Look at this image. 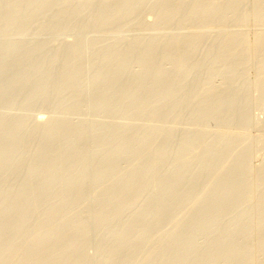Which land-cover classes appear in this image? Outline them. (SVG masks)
<instances>
[{
  "label": "bare ground",
  "instance_id": "bare-ground-1",
  "mask_svg": "<svg viewBox=\"0 0 264 264\" xmlns=\"http://www.w3.org/2000/svg\"><path fill=\"white\" fill-rule=\"evenodd\" d=\"M3 1V0H2ZM6 1V0H5ZM8 1H10V0H8ZM22 1V0H21ZM33 1V0H32ZM36 1V0H35ZM38 1V0H37ZM62 0H60V2H61ZM76 1V0H75ZM79 1V0H78ZM82 1V0H81ZM89 2H90V0H88ZM102 1V0H101ZM140 1V0H139ZM139 1H137V2H139ZM141 1H143V0H141ZM140 1V2H141ZM162 1V3H161V7L159 6V5H157V6H159L158 8L160 9V10H158V11H160V12H158L157 14H159V15H157L159 18H160V16L161 17H163L162 19L164 20V18L166 19V16H168V15H173L174 13H175V11L177 12L179 9H180V7H178L179 9H177L176 10V6L179 4V5H183V3L182 4H180L177 0L175 1V0H161ZM171 1H175L174 2V4H176L175 5V7H174V9H172V8H170L172 5H174ZM218 0H194L193 2L191 1V3H193V4H188V5H186V7H188V8H190V11H187L189 14H187L188 16L187 17H198L199 19H200V21H202V22H205L206 24H209L211 21H217V23H221V24H223V22H225V21H227L226 19L228 18L227 17V14L229 13V12H235V9L238 7V4H240V2L242 1V0H224V4H220L219 2H217ZM221 1V0H220ZM244 1V0H243ZM251 1V0H250ZM250 1H248V3L250 4ZM264 1V0H263ZM262 0H252V2H251V4H252V7H251V5H250V7H251V10H250V12H249V10H247L246 12L247 13H245V10L243 11L244 12V14L242 13V11L241 10H239V11H241L240 12V14H239V16H238V14H237V16L239 17V18H241V19H243V20H245L246 19V21L249 19V20H251V22H255L256 24H257V26H258V24L259 25H261L262 26V29L260 30V31H258V32H252L253 34L251 35L250 33H249V35H251V37H245V35L243 34H236V35H231L230 34V36H226V35H223V36H226V37H223L222 36V34L220 35V33H219V35H220V37L222 36L223 38L220 40V37H215V39L217 38V40H219V44H217V46H215L216 45V42H217V40L214 42L212 39H213V36H212V38H210L214 43H215V49H217V51L215 52V50H214V54L215 55H212V51L210 50V52H211V55L213 56L212 57V59H210V61H212V64L213 63H215V65H216V63L217 62H215V61H220L219 59H221L222 61H223V63L225 64H223L222 63V61H220L221 62V64H223V66H225V70H224V67H219V66H217L218 68H220L221 70H222V68H223V70L224 71H226V72H228L227 74L228 75H225V76H227V78H226V81H228V83H229V85H231L230 83V81H233L232 82V84L235 86V88L237 89V87H236V85L235 84H237V82L235 83L234 82V80L237 78H233V74H234V70L238 67H242V65H243V62L244 61H242L243 59V57L244 56H251L252 54H253V52H255L256 50L257 51H262V53H261V56H260V53H259V55L257 56L258 58H256V57H253L254 55H252V57L251 58H255V59H258L256 62H258V66L256 65V68H253V71L252 72H254L255 71V69H257L256 71H255V73H252V76H254V78L252 77L251 79H253V84L254 85H252V86H256V89H257V87H259L260 85H263L264 84V5H262V4H264V3H261V2H263ZM4 2V1H3ZM17 2V1H16ZM39 2V4H40V1H38ZM37 2V3H38ZM58 2H59V0H58ZM60 2H59V6H60ZM64 2V1H63ZM80 2V1H79ZM83 2V1H82ZM95 2V1H94ZM119 2H120V5L118 6L119 7V9H118V11L120 10L121 12H122V14H126V13H130L129 12V9L131 8L132 9V7H130V8H128V7H126V4H134V3H132L133 2V0H119ZM144 2H145V0H144ZM149 2H151L150 0H149ZM148 2V3H149ZM153 2V1H152ZM156 2H160V0H158V1H156ZM155 2V3H156ZM176 2H178V4L176 3ZM182 2V1H181ZM183 2H184V0H183ZM188 2H190V1H188ZM221 2H223V1H221ZM244 2H246V1H244ZM12 3V2H11ZM18 3V2H17ZM25 3H27V2H25ZM24 3V4H25ZM35 3V2H34ZM47 3V2H46ZM62 3V2H61ZM154 3V4H155ZM170 3H172V4H170ZM243 3V2H242ZM241 3V4H242ZM247 3V2H246ZM4 4V3H3ZM7 4V3H6ZM14 3H12L11 5H13ZM31 4V3H30ZM36 4V3H35ZM39 4H38V6H39ZM78 4V3H77ZM87 4V3H86ZM102 4V3H101ZM113 4V3H112ZM150 4V3H149ZM157 4V3H156ZM171 6H170V5ZM184 4H186V3H184ZM9 5V4H8ZM16 5V4H15ZM26 5V4H25ZM34 5V4H33ZM42 5V4H41ZM40 5V6H41ZM58 5V4H57ZM83 5V4H82ZM94 5V4H93ZM131 5V6H132ZM140 5H142L141 3H140ZM144 5H146L145 3L143 4V6ZM152 5V4H151ZM191 5V6H190ZM243 5V4H242ZM244 5H245V3H244ZM248 5V4H247ZM2 6V5H1ZM24 6V5H23ZM31 6V5H30ZM29 6V7H30ZM35 6V5H34ZM37 6V5H36ZM37 6V7H38ZM48 6V5H47ZM61 6H63V4L61 5ZM69 6V5H68ZM71 6H73L72 4H71ZM134 6V5H133ZM136 6V5H135ZM142 6V7H143ZM154 6V5H153ZM190 6V7H189ZM3 7V6H2ZM2 7H1V9H2ZM15 7H17V6H15ZM21 7V6H20ZM32 7V6H31ZM56 7V6H55ZM80 7H82V6H79V8ZM84 8H85V6H83ZM88 7V6H87ZM102 7V6H101ZM115 7V6H114ZM243 7V6H242ZM8 8V7H7ZM7 8H4V9H7ZM35 8V7H34ZM33 8V9H34ZM40 8V7H39ZM44 8V7H43ZM47 8H49V7H47ZM77 8H78V6H77ZM116 8V7H115ZM136 8V7H135ZM144 8V7H143ZM157 8V9H158ZM183 9H184V7H182ZM181 8V9H182ZM249 8V7H248ZM26 9H29L28 7L26 8ZM31 9V8H30ZM65 9V8H64ZM71 9V8H70ZM73 9V8H72ZM91 9V8H90ZM89 9V10H90ZM102 9V8H101ZM134 9V8H133ZM146 9H148V8H146ZM173 11H172V10ZM180 9V10H181ZM186 9V8H185ZM185 9L183 10V11H185ZM246 9V8H245ZM19 10H20V8H19ZM22 10H23V8H22ZM42 10V9H41ZM56 10V9H55ZM75 10V9H74ZM79 10V9H78ZM77 10V11H78ZM86 10V9H85ZM96 10V9H95ZM103 10H104V8H103ZM111 10V9H110ZM152 10V9H151ZM175 10V11H174ZM179 10V11H180ZM237 10V9H236ZM243 10V9H242ZM7 11V10H6ZM18 11V10H17ZM21 11V10H20ZM19 11V12H20ZM25 11V10H24ZM58 11V10H57ZM94 11V10H93ZM116 11V10H115ZM117 11V12H118ZM120 11L118 12V13H120ZM138 11V10H137ZM141 11V10H140ZM182 11V12H183ZM21 12H23V11H21ZM41 12V11H40ZM70 13H71V10L69 11ZM81 13L82 12H84V9H83V11H80ZM89 12H91V11H89ZM101 12V11H100ZM132 12V11H131ZM149 12V11H148ZM156 12H157V10H156ZM172 12V13H171ZM174 12V13H173ZM26 13V12H25ZM36 14H37V12H35ZM116 13V12H115ZM132 13H134V12H132ZM185 12H183V13H181V14H184ZM237 13H239V12H237ZM1 14V13H0ZM26 14H28V11H27V13ZM47 14V13H46ZM63 14V13H62ZM76 14V13H75ZM84 14V13H83ZM102 14H103V12H102ZM106 14V13H105ZM140 14H141V12H140ZM146 14H149V13H145V16H146ZM151 14V13H150ZM181 14H179L178 13V15L179 16H182L183 17V15H181ZM236 14V13H235ZM242 14V15H241ZM3 15V14H2ZM13 15V14H12ZM15 15V14H14ZM40 15H41V13H40ZM57 15V14H56ZM59 15V14H58ZM64 15V14H63ZM66 15V14H65ZM69 15H71V14H69ZM79 15V14H78ZM85 15V14H84ZM92 15H93V13H92ZM107 15V14H106ZM130 15H132V14H130ZM240 15H241V17H240ZM61 16V15H60ZM77 16V15H76ZM95 16V15H94ZM101 16V15H100ZM137 16V15H136ZM141 16V15H140ZM139 16V17H140ZM157 16L155 17V18H157ZM165 16V17H164ZM232 16H234V15H232ZM236 16V15H235ZM2 17V16H1ZM28 17V16H27ZM58 17V16H57ZM69 17V16H68ZM74 17V16H73ZM82 17V16H81ZM80 17V18H81ZM96 17V16H95ZM102 18L101 19H103V15L101 16ZM128 17V16H127ZM133 16H131V18H132ZM135 17V16H134ZM169 17V16H168ZM173 17H174V15H173ZM186 17V16H185ZM186 17V19H188ZM3 18H5V17H3ZM18 18V17H17ZM67 18V17H66ZM76 18H79V17H76ZM82 18H84V17H82ZM98 18H99V16H98ZM108 17H106V19H107ZM137 18V17H136ZM146 18H148V17H146ZM145 18V19H146ZM158 18V19H159ZM169 18H172V17H169ZM168 18V19H169ZM176 18V17H175ZM197 18V19H198ZM33 19V18H32ZM48 19V18H47ZM65 19V18H64ZM113 19V18H112ZM111 19V20H112ZM115 19V18H114ZM134 19V18H133ZM140 19V18H139ZM151 19V18H150ZM157 19V20H158ZM174 19V18H173ZM25 20V19H24ZM28 20V19H27ZM58 20H60V18L58 19ZM68 20V19H67ZM66 20V21H67ZM71 20H73V19H71ZM80 20H82V19H80ZM80 20H79V22H80ZM92 20H93V18H92ZM115 20H117V19H115ZM115 20H114V23H115ZM148 20H149V18H148ZM152 20H153V16H152ZM174 20H177V18L176 19H174ZM184 20V19H183ZM193 20H195L194 18H193ZM236 20V19H235ZM240 20V19H239ZM242 20V21H243ZM253 20V21H252ZM29 21V20H28ZM31 21H33V20H31ZM30 21V22H31ZM65 21V22H66ZM90 21V20H89ZM89 21H87V23L89 22ZM95 21H96V18H95ZM106 21V20H105ZM108 21V20H107ZM121 21V20H120ZM134 21H137V20H134ZM160 21V20H159ZM159 21H157V22H159ZM192 21V20H191ZM196 21V20H195ZM231 21V20H230ZM241 21V22H242ZM46 22V21H45ZM59 22V21H58ZM61 22V21H60ZM71 22V21H70ZM69 22V23H70ZM74 22H75V20H74ZM73 22V23H74ZM99 22H100V20H99ZM104 22V21H103ZM118 22V21H117ZM123 22H125V23H127L126 21H123ZM122 22V23H123ZM143 22V21H142ZM142 22H141V25H142ZM156 22V21H155ZM155 22H152L153 24L155 23ZM161 22V21H160ZM168 22V21H167ZM169 22H172V21H170L169 20ZM181 21H179V23H180ZM232 22V21H231ZM235 22L236 21H234L233 23L235 24ZM238 22V21H237ZM240 22V21H239ZM248 22V21H247ZM247 22H244L245 24L247 23ZM250 22V21H249ZM250 22V23H251ZM5 23H7V22H5ZM11 23V22H10ZM15 23H16V21H15ZM49 23V22H48ZM48 23H47V25H48ZM53 23V22H52ZM105 23V22H104ZM103 23V24H104ZM145 23V22H144ZM175 23V22H174ZM177 23V22H176ZM204 23V24H205ZM226 23H228V21L226 22ZM230 23V22H229ZM228 23V24H229ZM243 23V24H244ZM2 24V23H1ZM13 24V23H12ZM18 24V23H17ZM33 24V23H32ZM31 24V25H32ZM100 24V23H99ZM107 24V23H106ZM137 24H139V23H137ZM172 24H173V22H172ZM194 24H197V23H195L194 22ZM199 24V23H198ZM201 24H203V23H201ZM205 24V25H206ZM214 24V23H213ZM232 24V23H231ZM237 25H238V23H236ZM235 24V25H236ZM243 24H241L242 25V27H243ZM252 24V23H251ZM254 24V23H253ZM256 24H254V26L256 25ZM39 25V24H38ZM54 25V24H53ZM75 25V24H74ZM73 25V26H74ZM79 25V24H78ZM81 25V24H80ZM109 25V24H108ZM116 25V24H115ZM118 25V24H117ZM124 25V24H123ZM122 25V26H123ZM140 25V26H141ZM146 25H147V23H146ZM155 25V24H154ZM157 25V24H156ZM190 25V24H189ZM210 25V24H209ZM211 25H212V23H211ZM217 25V24H216ZM219 25V24H218ZM11 26V25H10ZM66 26V25H65ZM72 26V27H73ZM90 26V25H89ZM125 26V25H124ZM123 26V27H124ZM128 26H130V25H128ZM148 26V25H147ZM146 26V27H147ZM170 26V25H169ZM175 26V25H174ZM181 26H182V24H181ZM188 26V25H187ZM198 26V25H197ZM200 26V25H199ZM198 26V27H199ZM204 26V25H203ZM206 26H208V25H206ZM213 26V25H212ZM211 26V27H212ZM223 26V25H222ZM232 26V25H231ZM230 26V27H231ZM251 26V25H250ZM5 27V26H4ZM34 27V26H33ZM32 27V28H33ZM38 27V26H37ZM78 27V26H77ZM81 27V26H80ZM93 27H94V25H93ZM96 27V26H95ZM118 27H120V26H118ZM134 27V26H133ZM139 27V26H138ZM149 27H151V26H149ZM158 27V26H157ZM160 27V26H159ZM171 27V26H170ZM173 27V26H172ZM190 27H191V25H190ZM200 27H202V25L200 26ZM225 27H226V24H225ZM227 27H228V25H227ZM226 27V28H227ZM237 27H239V26H237ZM246 26H244V28H245ZM253 27V26H252ZM13 28V27H12ZM16 28V27H15ZM49 27H47V29H48ZM67 28H68V26H67ZM74 28V27H73ZM104 28V27H103ZM105 28H106V26H105ZM105 28H104V30H105ZM135 28H136V26H135ZM141 28V27H140ZM155 28V27H154ZM162 28V27H161ZM188 28V27H187ZM221 28V27H220ZM233 28H235V27H233ZM7 29H9V28H7ZM6 29V30H7ZM23 29V28H22ZM37 29V28H36ZM40 29V28H39ZM58 29V28H57ZM75 29V28H74ZM76 29H78V28H76ZM83 29V28H82ZM88 29V28H87ZM86 29V30H87ZM107 29V28H106ZM114 29V28H113ZM116 29V28H115ZM118 29V28H117ZM120 30H121V28H119ZM125 29H126V27H125ZM129 29V28H128ZM134 29V28H133ZM163 29V28H162ZM168 29L169 28H167V30L166 31H168ZM172 29H174V28H172ZM189 29H191V28H189ZM200 29V28H199ZM207 29V28H206ZM209 29H216V28H210V26H209V28H208V30ZM229 29V28H228ZM232 29V28H231ZM237 29V28H236ZM236 29H234V30H236ZM239 29V28H238ZM242 29V28H241ZM246 29V28H245ZM258 29V28H257ZM4 30V29H3ZM15 30V29H14ZM25 30H27V29H25ZM65 30V29H64ZM99 30H100V28H99ZM98 30V31H99ZM103 30V29H102ZM109 30V29H108ZM119 30V31H120ZM123 30V29H122ZM129 30H131V29H129ZM128 30V31H129ZM137 30H140V29H137ZM149 30V29H148ZM171 30V29H170ZM169 30V31H170ZM177 30V29H176ZM194 30H195V28H194ZM252 30V29H251ZM254 30H255V28H254ZM9 31V30H8ZM10 31H11V28H10ZM50 31V30H49ZM60 31V30H59ZM72 31V30H71ZM75 31V30H74ZM90 30H88V32H89ZM101 31V30H100ZM109 31H112V30H109ZM118 31V32H119ZM150 31V30H149ZM179 31V30H178ZM177 31V32H178ZM184 31V30H183ZM188 31V30H187ZM210 31V30H209ZM212 31V30H211ZM231 31V30H230ZM237 31V30H236ZM241 31V30H240ZM18 32V31H17ZM34 32V31H33ZM45 32V31H44ZM47 32V31H46ZM66 32V31H65ZM77 32H79V31H77ZM76 32V33H77ZM81 32V31H80ZM83 32V31H82ZM87 32V33H88ZM92 32V31H91ZM116 32H117V30H116ZM117 32V33H118ZM185 32V31H184ZM193 33H194V31H192ZM200 32V31H199ZM6 33V32H5ZM20 33V32H19ZM42 33V32H41ZM54 33V32H53ZM62 33V32H61ZM72 33V32H71ZM93 33H94V31H93ZM175 33V32H174ZM191 33V32H190ZM207 33V32H206ZM224 33H225V31H224ZM1 34V33H0ZM7 34V33H6ZM24 34V33H23ZM39 34H40V32H39ZM44 34V33H43ZM72 34H74V33H72ZM81 34V33H80ZM91 34V33H90ZM147 34V33H146ZM183 34V33H182ZM196 34V33H195ZM215 34V33H214ZM217 34V33H216ZM229 33L227 32V35H228ZM233 34V33H232ZM22 35V34H21ZM52 35V34H51ZM81 35H83V34H81ZM87 35V34H86ZM170 35V34H169ZM176 35V34H175ZM207 35V34H206ZM212 35V34H211ZM218 35V36H219ZM33 36V35H32ZM39 36V35H38ZM93 36V35H92ZM117 36V35H116ZM158 36H161V35H158ZM174 36V35H173ZM180 36V35H179ZM192 36H193V34H192ZM216 36V35H215ZM1 37V36H0ZM18 37H19V35H18ZM21 37V36H20ZM19 37V38H20ZM53 37H54V35H53ZM67 37V36H66ZM69 37V36H68ZM76 37V36H75ZM105 37H107V36H105ZM112 37V36H111ZM154 37V36H153ZM166 37H168V36H166ZM207 37V36H206ZM79 38V37H78ZM109 38V37H108ZM170 38H172V37H170ZM183 38V37H182ZM195 38V37H194ZM202 38L203 37H201V40H202ZM3 39V38H2ZM10 39V38H9ZM22 39V38H21ZM46 39V38H45ZM50 39H51V37H50ZM84 39H85V36H84ZM147 39V38H146ZM145 39V40H146ZM154 39V38H153ZM162 39V38H161ZM160 39V40H161ZM184 39H186V38H184ZM184 39H182V40H184ZM11 40V39H10ZM10 40H8V41H10ZM12 40H15V39H12ZM11 40V41H12ZM27 40V39H26ZM44 40V39H43ZM65 40V39H64ZM79 40V39H78ZM77 40V41H78ZM123 40H124V38H123ZM130 40V39H129ZM143 40H144V38H143ZM150 40H151V38H150ZM173 40V39H172ZM175 41H176V39H174ZM179 40V39H178ZM182 40H180V42L182 41ZM187 40V42L189 41V43L193 40L194 41V39H193V37H190L189 38V35H188V38L186 39ZM186 40H184L185 42H186ZM199 41H200V39H198ZM211 40H210V42H211ZM0 41L1 42H3V40H1L0 39ZM4 41H6V40H4ZM11 41H10V44L9 45H11ZM22 41V40H21ZM28 41V40H27ZM80 41H81V39H80ZM86 41V40H85ZM106 41V40H105ZM108 41V40H107ZM119 41V40H118ZM117 41V42H118ZM142 41V40H141ZM147 41V40H146ZM152 41V40H151ZM156 41V40H155ZM154 41V42H155ZM174 41V42H175ZM204 41V40H203ZM127 42V41H126ZM130 42V41H129ZM149 42V41H148ZM160 42V41H159ZM163 42H164V40H163ZM165 42H167V40L165 41ZM177 42V41H176ZM176 42H175V44H176ZM179 42V43H180ZM183 42V41H182ZM182 42L180 43L182 46H183V44H182ZM196 42H198L197 40H196ZM204 42H207V41H204ZM213 42H211V44L213 43ZM4 43V42H3ZM19 43V42H18ZM28 43V42H27ZM48 43V42H47ZM51 43V42H50ZM63 43V42H62ZM66 43V42H65ZM77 43V42H76ZM83 43V42H82ZM101 43V42H100ZM110 43H112V42H110ZM114 43V42H113ZM121 43V42H120ZM119 43V44H120ZM152 43V42H151ZM194 43H195V41H194ZM200 43V45L199 46H201V42H199ZM213 43V44H214ZM78 44V43H77ZM76 44V45H77ZM97 44V43H96ZM116 44H118V43H116ZM124 44V43H123ZM126 44V43H125ZM128 44V43H127ZM131 44H133V42L131 43ZM140 44V43H139ZM143 44H146V43H143ZM150 44V43H149ZM158 44V43H157ZM156 44V45H157ZM179 44V45H180ZM197 44V43H196ZM23 45V44H22ZM29 45V44H28ZM51 45V44H50ZM80 46H79V48L81 47V44H79ZM93 45H95L94 43H93ZM104 45V44H103ZM128 45H130V44H128ZM174 45V44H173ZM177 45H178V43H177ZM177 45H176V47H177ZM178 46L177 48H179V47H181L182 48V46ZM190 45H192V42H191V44ZM210 45V44H209ZM209 45H207L206 46V48L209 46ZM4 46V45H3ZM7 46V45H6ZM6 46H5V48H6ZM24 46H26V44L24 45ZM32 46V45H31ZM64 46V45H63ZM71 46V45H70ZM78 46V45H77ZM99 46V45H98ZM102 46V45H101ZM105 46V45H104ZM103 46V47H104ZM121 46V45H120ZM132 46V45H131ZM134 46V45H133ZM132 46V47H133ZM150 46V45H149ZM153 46V45H152ZM158 46H159V44H158ZM172 46V45H171ZM188 46V45H187ZM202 46H204V45H202ZM201 46V47H202ZM34 47V46H33ZM75 46H73V48H74ZM84 47H87L86 45L84 46ZM114 47V46H113ZM126 47V46H125ZM130 47V46H129ZM134 47H136V45L134 46ZM141 47V46H140ZM139 47V48H140ZM142 47H144V46H142ZM148 47V46H147ZM147 47H145V50L144 51H146V48ZM151 47V46H150ZM160 47V46H159ZM176 47H175V49H176ZM184 47H185V45H184ZM190 48L192 47V46H189ZM198 47V46H197ZM9 48V47H8ZM30 48V47H29ZM66 48V47H65ZM77 48V47H76ZM76 48H74L75 50H78V49H76ZM93 48V47H92ZM91 48V49H92ZM100 48H102V47H100ZM161 48V47H160ZM162 48H163V46H162ZM161 48V49H162ZM173 48V47H172ZM180 48V49H181ZM187 48V47H186ZM205 48V49H206ZM212 48V47H211ZM1 45H0V51H1ZM13 49V47L11 46V48H9L8 50H12ZM26 50L28 49V48H25ZM24 49V50H25ZM68 49V48H67ZM74 49H72V50H74ZM81 49H85V48H81ZM87 49V48H86ZM103 49V48H102ZM101 49V50H102ZM110 49V48H109ZM109 49H108V47H107V50L109 51ZM112 49V48H111ZM117 49V48H116ZM154 50L153 48H150V50ZM155 49H157L156 47H155ZM164 49V48H163ZM194 49V48H193ZM198 49H200V47L198 48ZM209 49H210V47H209ZM25 50V51H26ZM45 50V49H44ZM98 50V49H97ZM125 50V49H124ZM132 50V49H131ZM130 50V51H131ZM136 50V49H135ZM135 50H134V53L133 54H136L135 53ZM149 49L146 51L147 53L150 51ZM151 50V51H152ZM166 50H167V52H168V49L166 48ZM171 51H172V49H170ZM174 50V49H173ZM191 50V49H190ZM29 51V50H28ZM36 51H38V50H36ZM46 51V50H45ZM49 51H50V49H49ZM48 51V52H49ZM54 51V50H53ZM59 50H57V52H58ZM81 51V50H80ZM80 51H78V53H77V56H78V54L80 53ZM85 51V50H84ZM142 51H143V49H142ZM142 51L139 49V52H141L142 53ZM143 51V52H144ZM151 51H150V53H151ZM171 51H169V52H171ZM178 51V50H177ZM181 51H183V50H181ZM180 51V52H181ZM193 51V50H192ZM191 51V52H192ZM194 51H195V49H194ZM198 51V50H197ZM207 51V50H206ZM209 51V50H208ZM2 52V54H3V51H1ZM6 52H8L7 50L5 51V53ZM12 52V51H11ZM21 52V51H20ZM63 52V51H62ZM76 52V51H75ZM86 52H87V50H86ZM98 52H99V50H98ZM102 52V51H101ZM100 52V53H101ZM118 52V51H117ZM119 52H121L122 53V50L121 51H119ZM138 52V51H137ZM146 52H145V54H146ZM155 52V51H154ZM166 52V51H165ZM179 52V53H180ZM196 52V51H195ZM209 52V53H210ZM13 53H14V51H13ZM12 53V54H13ZM27 53V52H26ZM37 53V52H36ZM39 54H40V52H38ZM45 53H47V51L45 52ZM66 53V52H65ZM70 53V52H69ZM68 53V54H69ZM73 53V52H72ZM82 53V52H81ZM108 53V52H107ZM157 53H158V51H157ZM161 53V52H160ZM174 53V52H173ZM172 53V54H173ZM176 53V52H175ZM184 53V52H183ZM189 53V52H188ZM200 53V52H199ZM202 53V52H201ZM204 53V52H203ZM208 53V54H209ZM256 53V52H255ZM258 53V52H257ZM1 54V53H0ZM1 54V55H2ZM8 54V53H7ZM19 55H20V53H18ZM23 54V53H22ZM30 54V53H29ZM33 54H34V52H33ZM42 54V53H41ZM40 54V55H41ZM50 54V53H49ZM48 54V55H49ZM53 54V53H52ZM63 54V53H62ZM67 54V56H70V55H68ZM84 54H86V53H84ZM97 54V53H96ZM95 54V55H96ZM105 54V53H104ZM109 54V53H108ZM118 54V53H117ZM123 54V53H122ZM129 54H130V52H129ZM149 54V53H148ZM153 54V53H152ZM151 54V55H152ZM162 54V53H161ZM194 54V53H193ZM9 55V54H8ZM6 55V58L7 57H9V56H11V55ZM14 55V54H13ZM39 55V56H40ZM57 55V54H56ZM72 55V54H71ZM83 55V54H82ZM101 56H102V54H100ZM107 55V54H106ZM136 55H138V54H136ZM151 55L150 56H148L147 55V57H151ZM164 55V54H163ZM176 55H178V52H177V54ZM181 55H182V53H181ZM195 55V54H194ZM202 55V54H201ZM204 55V54H203ZM211 55H208V56H206V57H208V60H209V56L211 57ZM4 56V55H3ZM18 56V55H17ZM59 56V55H58ZM74 56H76V55H72V56H70V59H71V57L73 58ZM76 56V57H77ZM105 56V55H104ZM108 56V55H107ZM111 56V55H110ZM124 56H126V55H124ZM129 56H131V55H129ZM133 56V55H132ZM141 56V55H140ZM156 56V55H155ZM162 56V55H161ZM169 56V55H168ZM187 56H189L188 54H187ZM248 56V57H249ZM1 57V56H0ZM14 57V56H13ZM12 57V58H13ZM21 57H22V55H21ZM32 57V56H31ZM35 57V56H34ZM37 57V56H36ZM43 57H44V55H43ZM43 57H38L39 58V60L41 59V58H43ZM76 57L75 58H73V60L74 59H76ZM97 57V56H96ZM100 57V56H99ZM99 57H97V58H99ZM103 57V56H102ZM152 57H154V54H153V56ZM159 57H160V54H159ZM173 57V56H172ZM177 57V56H176ZM175 56H174V59L176 58ZM182 57H183V55H182ZM185 57L186 56H184V59H185ZM190 57H192V56H190ZM196 57V56H195ZM204 57H205V55H204ZM203 57V58H204ZM23 58V57H22ZM22 58H20L19 57V59H17V57L15 56L13 59L14 60H20V59H22ZM53 58V57H52ZM58 58L59 57H57V62L59 61L58 60ZM61 58V57H60ZM77 58H79V57H77ZM82 58V57H81ZM83 58H85V57H83ZM108 58V57H107ZM110 58V57H109ZM116 58V57H115ZM118 58H120V57H118ZM139 58V57H138ZM145 58V57H144ZM187 58V57H186ZM194 58V57H193ZM245 58V57H244ZM9 59V58H8ZM11 59V58H10ZM44 59V58H43ZM47 59V58H46ZM63 59V58H62ZM68 59V58H67ZM80 59V58H79ZM87 59V58H86ZM126 59V58H125ZM124 59V60H125ZM130 59H132V58H130ZM134 59V58H133ZM132 59V60H133ZM154 59V58H153ZM157 59H158V56H157ZM162 59H164L163 57H162ZM162 59H160L161 61H162ZM183 58L181 59V57L180 58H177V61H178V63H181V62H183V60H184ZM192 59V58H191ZM199 59H201V58H199ZM206 59V58H205ZM255 59H253L254 61H255ZM3 60H5V59H3ZM17 60L15 61L16 63H17ZM25 60H26V58H25ZM24 60V61H25ZM27 60H30V58L28 59L27 58ZM26 60V61H27ZM32 60H34V59H32ZM38 60V59H37ZM36 59L34 60V61H36V62H38ZM51 60V59H50ZM53 60V59H52ZM69 60V59H68ZM83 60V59H82ZM100 61H101V59H99ZM98 60V61H99ZM113 60V59H112ZM117 60V59H116ZM123 60V59H122ZM135 60V59H134ZM140 60H142V58H140ZM139 60V61H140ZM155 60H156V58H155ZM159 60V61H160ZM166 60V59H165ZM172 61H175V60H173V59H171ZM195 60V59H194ZM246 61H248V63L247 62H244L245 64L244 65H247V64H250L251 65V62H252V60H250V63H249V60H247V58L245 59ZM7 61V60H6ZM11 61V60H10ZM22 61H23V59H22ZM41 62H39L38 64H40L41 65V63H42V60H40ZM46 61H48V60H46ZM45 61V62H46ZM61 61V60H60ZM70 61H72V60H69V62ZM75 61V60H74ZM78 61V60H77ZM77 61H75V62H77ZM110 61V60H109ZM115 61V60H114ZM119 61V60H118ZM121 61V60H120ZM120 61H119V64H120ZM151 61V60H150ZM153 61V60H152ZM192 61V60H191ZM253 61V62H254ZM1 62V64H2V60L0 61ZM3 62H5V61H3ZM12 62V61H11ZM43 62H44V60H43ZM53 62V61H52ZM56 62V63H57ZM68 62V61H67ZM69 62H68V64H69ZM74 62V63H75ZM82 62V61H81ZM89 62V61H88ZM95 61H93V63H94ZM108 62V61H107ZM124 62V61H123ZM122 61H121V63H123ZM128 62V61H127ZM130 62V61H129ZM133 62V61H132ZM135 62V61H134ZM140 62H142V61H140ZM186 62V61H185ZM189 62H190V60H189ZM193 62V61H192ZM195 62H197V61H195ZM194 62V63H195ZM199 62H201V61H199ZM206 62V61H205ZM220 62H218L219 64H220ZM6 63H8L7 64V66L9 67V62H5V64ZM55 63V62H54ZM62 63V62H61ZM66 63V62H65ZM77 63H79V62H77ZM83 63V62H82ZM85 63V62H84ZM98 63V62H97ZM97 63H94V64H97ZM106 63V62H105ZM112 63H113V61H112ZM125 63V62H124ZM162 63V62H161ZM168 63H169V61H168ZM247 63V64H246ZM4 64V63H3ZM4 64V65H5ZM15 64V63H14ZM50 65H51V63H49ZM60 64V63H59ZM106 64H108V63H106ZM135 64V63H134ZM139 64V62L137 63V65ZM141 64V63H140ZM150 64V63H149ZM164 64V63H163ZM163 64H160V65H158V66H162ZM193 64V63H192ZM211 64V62L209 63V66L211 65V68H212V65ZM4 65H0V67L2 66V67H4L5 68V66ZM21 65H25L24 63L23 64H21ZM70 65V64H69ZM71 65H74L73 63L71 64ZM83 65V64H82ZM84 65H86V64H84ZM127 65H128V63H127ZM143 65H144V63H143ZM151 65V64H150ZM149 65V66H150ZM152 65H155V64H153V62H152ZM152 65L150 66V67H152ZM174 65V64H173ZM172 65V66H173ZM188 65L189 66H191V64L190 63H188ZM187 65V66H188ZM194 65V64H193ZM197 65V64H196ZM207 65H208V63H207ZM218 65V64H217ZM11 66V65H10ZM20 66V65H19ZM19 66H17V67H19ZM66 66H67V64H66ZM99 66H100V63H99ZM101 66L103 67L104 65L101 63ZM109 66L110 65H108V68H109ZM112 66H115V65H112ZM122 67H123V65H121ZM126 66V65H125ZM133 67H134V65H132ZM209 66L207 67V68H209ZM248 66V65H247ZM13 66H11L10 68H12ZM17 67H15V68H17ZM29 67V66H28ZM34 66H32L31 67V70H33L32 68H33ZM45 67V66H44ZM62 67V66H61ZM61 67H60V70H61ZM69 67V66H68ZM71 67V66H70ZM75 67V66H74ZM73 67V68H74ZM83 67V66H82ZM130 66L128 65V68H129ZM149 67V68H150ZM155 67H157L156 65H155ZM167 67V66H166ZM179 67H180V65H179ZM192 67V66H191ZM191 67H189L190 69H191ZM196 67H198V66H196ZM200 67L201 66H199V69H200ZM203 67V66H202ZM216 67V66H215ZM236 67V68H235ZM244 67V66H243ZM253 67V66H252ZM27 68V67H26ZM25 68V69H26ZM42 68V67H41ZM46 68V67H45ZM49 68V67H48ZM47 68V69H48ZM59 68V67H58ZM63 68L65 69L66 67H64L63 66ZM86 68V67H85ZM95 68V67H94ZM108 68H106V70L108 69ZM113 68H115V67H113ZM113 68H112V70H113ZM121 68V67H120ZM128 68H127V70H128ZM136 68V67H135ZM134 68V69H135ZM141 69H143L142 67H140ZM145 68V67H144ZM149 68H147V69H149ZM158 68V69H157ZM156 69H154V71L153 72H155L154 74H155V78L157 79H161V77H162V79L164 80L165 79V77H167L168 76V74L166 75V70H165V72H164V68H163V72H162V69L160 70L159 69V67H157ZM169 68V67H168ZM176 68V67H175ZM182 68V66L180 67V69ZM184 68V67H183ZM188 68V69H189ZM245 69L247 68L246 66L244 67ZM249 68H251L250 66H249ZM9 69V68H8ZM7 69V70H8ZM30 69V68H29ZM44 69V68H43ZM43 69H42V71H43ZM53 69V68H52ZM57 69V68H56ZM67 69V68H66ZM84 69V68H83ZM118 69V68H117ZM123 69H125V68H123ZM137 70H138V66H137V68H136ZM186 69V68H185ZM187 69V70H188ZM194 69V68H193ZM197 69V68H196ZM199 69L197 70V71H199ZM240 69V68H239ZM243 68H241V70H242ZM245 69H244V71H245ZM5 70H6V68H5ZM16 70V69H15ZM15 70H14V72H15ZM18 70V69H17ZM19 70H21V68H19ZM28 70V69H27ZM37 70H39L38 72L39 73H41L40 71H41V69H37ZM49 70V69H48ZM55 70V69H54ZM53 70V71H54ZM60 70H59V72H58V70H57V72L58 73H60ZM100 70V69H99ZM99 70H98V72H99ZM102 70V69H101ZM105 70V69H104ZM130 70H132V68L130 69ZM146 70V69H145ZM152 70H153V68H152ZM174 70V69H173ZM176 70H178V68L176 69ZM187 70H185V71H187ZM218 70V69H217ZM238 70V69H237ZM237 70L235 71L236 72V75L239 73V72H237ZM248 70V69H247ZM10 71H11V69H10ZM26 71V70H25ZM52 71V70H51ZM114 71V70H113ZM116 71H118V70H116ZM135 71V70H134ZM141 71V70H140ZM169 72H170V69L168 70ZM181 71V70H180ZM184 71V72H185ZM190 71V70H189ZM196 70H194V72H195ZM196 71V72H197ZM202 71H203V69H202ZM209 71V70H208ZM224 71H222V72H224ZM33 72H36V73H38L37 71H33ZM44 72V71H43ZM46 72H48V71H46ZM45 72V73H46ZM50 72V71H49ZM73 71H71V72H69V73H72ZM97 72V73H98ZM101 72V71H100ZM107 72V71H106ZM108 72H109V70H108ZM112 72V71H111ZM115 72V71H114ZM121 72V71H120ZM123 72V71H122ZM121 72V74L123 75L124 73H122ZM125 72V71H124ZM127 72V71H126ZM129 72V71H128ZM135 72H137V71H135ZM183 72V73H184ZM193 72V73H194ZM218 72V71H217ZM216 72V73H217ZM222 72H220L221 74H222ZM225 72V73H226ZM246 72V71H245ZM244 72V73H245ZM11 73H13V71L11 72ZM16 73H18V71L16 72ZM20 73H22V71L20 72ZM140 73V72H139ZM144 73H146V72H144ZM147 73H150V72H148V70H147ZM147 73L145 74L146 76H147ZM163 73H164V75H166L165 77H164V75H163ZM176 73V71H174V74ZM181 73V72H180ZM180 73H178V74H180ZM182 73V74H183ZM186 74H187V72H185ZM192 72L190 71V74H191ZM200 73V72H199ZM208 73V72H207ZM240 73H242V72H240ZM239 73V74H240ZM244 73H242V74H244ZM1 74H3V75H1V76H4V75H6V76H8V80L9 79H11L10 77H12V76H10L9 77V75H8V71L6 72L5 71V73H1ZM50 74H52L51 72L48 74V75H50ZM77 74V73H76ZM75 74V75H76ZM83 74H85V70H84V73ZM87 74V73H86ZM85 74V75H86ZM93 74H95V73H93ZM109 74H110V72H109ZM112 74H113V72H112ZM115 74H116V72H115ZM118 75H119V73H117ZM117 74H116V76H114V79L115 78H117ZM121 74L119 75V76H121ZM130 74V73H129ZM133 74V73H132ZM135 74V73H134ZM142 74V73H141ZM140 74V75H141ZM153 74V73H152ZM171 74H172V72H171ZM170 74V75H171ZM177 74V73H176ZM182 74H180V75H182ZM202 74V73H201ZM204 74V73H203ZM209 74H210V72H209ZM218 74H219V72H218ZM218 74H216V75H218ZM255 74V75H254ZM11 75V74H10ZM13 75V74H12ZM17 75V74H16ZM19 75V74H18ZM17 75V76H18ZM21 75V74H20ZM22 75H25V74H22ZM29 74H27V77H29L28 76ZM32 75H33V73H32ZM31 74H30V76H32ZM47 75V74H46ZM53 75V74H52ZM70 75V74H69ZM74 75V76H75ZM98 75H99V73H98ZM101 75H102V73H101ZM126 75H128V74H126ZM150 75H151V73H150ZM195 75V74H194ZM196 75H198V74H196ZM215 75V74H214ZM245 75H249V74H245ZM26 76V75H25ZM34 76V75H33ZM37 76H40V75H37ZM43 76H45V74L43 75ZM87 76V75H86ZM88 76H89V73H88ZM135 77H137V76H139L138 74H137V76H136V74L134 75ZM143 76V75H142ZM154 75H152V77L151 78H154L153 77ZM178 75H176V77H177ZM183 76H185L184 74H183ZM190 76V75H189ZM192 77H193V74L191 75ZM218 76H220V75H218ZM225 76H224V78H225ZM15 76L13 75V78H14ZM26 77V78H27ZM35 77V76H34ZM59 77V76H58ZM80 77V76H79ZM82 77V76H81ZM80 77V78H81ZM85 77V76H84ZM91 77H92V75H91ZM106 77V76H105ZM107 77H108V75H107ZM111 77V76H110ZM113 77V76H112ZM122 77V78H121ZM120 77V79H122V80H124L123 79V76H121ZM134 77V78H135ZM145 77V76H144ZM144 77H142V79H143V81H144ZM148 77H149V74H148ZM170 76H168V78H169ZM172 77V76H171ZM179 77V76H178ZM191 77V78H192ZM196 77V76H195ZM241 77H243V75H241ZM25 78V77H24ZM26 78L24 79L25 80V83H26V85L28 84L27 82H26ZM83 78V77H82ZM86 78V77H85ZM119 78V77H118ZM125 78V77H124ZM131 78V77H130ZM141 77H137V79H140ZM147 78V77H146ZM145 78V79H146ZM168 78H166V79H168ZM173 78V77H172ZM183 77H181V79H182ZM199 78V77H198ZM215 78V77H214ZM239 78V77H238ZM248 78H250V77H248ZM14 79H16V77L14 78ZM21 79H22V77H21ZM30 79V78H29ZM35 79H38V80H40L39 78H36L35 77ZM35 79H33V80H35ZM42 79H43V77H42ZM42 79H41V81H42ZM45 80H46V78H44ZM43 79V80H44ZM51 79V78H50ZM63 79V78H62ZM109 79V78H108ZM108 79H107V81H108ZM111 79V78H110ZM120 79H116L117 80V82H119V80ZM132 79V78H131ZM130 79V80H131ZM136 78H135V80L134 79H132V80H134V81H136L137 80ZM142 79H140L141 81L140 82H143L142 81ZM165 79V80H166ZM189 79V78H188ZM188 79H186V80H188ZM234 79V80H233ZM240 80H241V78H239ZM245 79H247V77L245 78ZM244 79V80H245ZM23 80V79H22ZM47 80H49V79H47ZM52 80H53V78H52ZM56 80V79H55ZM58 80H59V78H58ZM61 80V79H60ZM72 80V79H71ZM77 80H78V77H77ZM97 80V79H96ZM116 80H114V81H116ZM127 80V79H126ZM129 80V79H128ZM149 80V79H148ZM151 80V79H150ZM155 80V79H154ZM164 80V81H165ZM176 80H178V79H176ZM175 80V81H176ZM183 80V79H182ZM197 80V79H196ZM199 80V79H198ZM202 80V79H201ZM221 80H222V77H221ZM243 80V81H244ZM16 81H17V79L16 80H14V83L16 84ZM21 81V80H20ZM19 81V82H20ZM28 81V80H27ZM51 81V80H50ZM70 81V80H69ZM69 81H67V82H69ZM73 81V80H72ZM71 81V82H72ZM76 81V80H75ZM74 81V82H75ZM88 81V80H87ZM104 81H105V79H104ZM139 81V80H138ZM167 81V80H166ZM170 81V80H169ZM178 81H180V79L178 80ZM177 81V82H178ZM209 81V80H208ZM214 81V80H213ZM224 81H225V79H224ZM238 81V80H237ZM248 81V80H247ZM250 81V80H249ZM9 82V81H8ZM7 82V80L5 81V83L7 84L8 83ZM11 82V81H10ZM8 83L7 85V87H8V90H7V87H6V90H7V92H9L10 90H9V88L10 89H12L13 87H14V85H13V87H12V84H14V83ZM13 82V81H12ZM19 82H18V84H17V87H18V91H19V89H22V88H20L19 87ZM24 82V81H23ZM22 82V83H23ZM31 82V81H30ZM38 82V81H37ZM43 82V81H42ZM41 82V83H42ZM52 82V81H51ZM50 82V83H51ZM66 82V79H65V81H64V83ZM77 82V81H76ZM78 82H81V81H78ZM95 82V81H94ZM120 82H122V81H120ZM129 82V81H128ZM128 82H126V84L128 83ZM130 82H132V81H130ZM129 82V84L130 85H126V88H127V86H130V87H132L131 85L133 84V83H130ZM145 82H147V80H145ZM144 82V83H145ZM162 82V81H161ZM160 82V83H161ZM182 82V81H181ZM181 82H178V83H181ZM193 82V81H192ZM204 82V81H203ZM206 82V81H205ZM210 83H211V81H209ZM223 82V81H222ZM240 82V81H239ZM246 82V81H245ZM245 82H244V84H245ZM251 82H252V80H251ZM1 83V82H0ZM5 83H3V85H5ZM44 83H45V81H44ZM49 83V82H48ZM61 82L59 81V84H60ZM82 83V82H81ZM85 83V82H84ZM103 83H105V82H103ZM102 83V84H103ZM123 83V82H122ZM124 83H125V81H124ZM139 83V82H138ZM138 83H136V85L138 84ZM157 83V82H156ZM155 83V84H156ZM158 83H159V81H158ZM163 83V82H162ZM165 83V82H164ZM176 83V82H175ZM183 83V82H182ZM188 83V82H187ZM198 83H199V81H198ZM242 84H243V82H241ZM250 83V82H249ZM2 84V83H1ZM1 84H0V86H1ZM9 84H11V86L9 85ZM24 84V83H23ZM45 84H47V81H46V83ZM55 84V83H54ZM62 84V83H61ZM60 84V85H61ZM66 84V83H65ZM64 84V85H65ZM97 84V83H96ZM99 84H100V81H98V86H99ZM106 84V83H105ZM112 84V83H111ZM140 84V83H139ZM143 84V83H142ZM141 84V85H142ZM168 84V83H167ZM172 84H174V82L172 83ZM195 84H196V82H195ZM205 84V83H204ZM208 84V83H207ZM218 84V83H217ZM225 84V83H224ZM244 84H243V86H244ZM22 85V84H21ZM25 85V84H24ZM37 85H39V84H37ZM50 85V84H49ZM52 85V84H51ZM58 85V84H57ZM71 86L72 85H74L73 84V82H72V84H70ZM70 85H69V87H70ZM75 85H76V83H75ZM77 85H78V83H77ZM76 85V86H77ZM82 85V84H81ZM86 85H87V83H86ZM88 85H90V84H88ZM101 85V84H100ZM107 85H109V83L107 84ZM135 85V84H134ZM134 85H133V88H134ZM144 85H146V84H144ZM164 85V84H163ZM162 85V86H163ZM165 85H166V83H165ZM182 85V84H181ZM185 85H186V82H185ZM190 85V86H189ZM189 85L187 84V87L189 86L190 87V92H191V90H193L194 88L192 87V89H191V84H190V82H189ZM196 85H198V84H196ZM232 85V86H233ZM247 85V84H246ZM10 86V87H9ZM28 86V85H27ZM26 86V87H27ZM66 86L68 87V85L66 84ZM65 86V87H66ZM80 86V85H79ZM79 86H77V87H79ZM85 86V85H84ZM93 86H95V85H93ZM106 86V85H105ZM112 86V85H111ZM115 86V85H114ZM118 86H120V87H122L121 85H118ZM138 86V85H137ZM150 86V85H149ZM158 87L159 86H161V85H157ZM171 86V85H170ZM170 86H168V87H170ZM175 86V85H174ZM176 86H177V84H176ZM175 86V87H176ZM193 86V85H192ZM205 86H206V84H205ZM210 86H211V84H210ZM210 86H209V88H207V87H204V88H207L205 91H207L206 92V94H205V98L207 99V101H208V103L207 104H205V106H207L208 105V107H211L210 106V101L211 100H213V106L214 105H216L215 103L216 102H214V100L216 99L215 97H221L222 98V100L223 99H226V100H231V101H229V104L228 103H226V100H224V102L226 103H224L223 102V105H224V109H225V107H226V112L228 111V113L230 112L231 113V110H233V111H236V106H238L239 105V100H237V104L238 105H236L235 106V108H233V106H232V103H234V102H232V101H236L235 99H236V97H239V95L240 94H238L237 95V92L239 91V90H242V88L241 89H238L237 91H236V89L234 88V89H232V87H231V90H235L234 92L233 91H230V90H228L227 89V91H230V92H227V91H225L226 90V86H228V84L226 85V86H224V87H226L225 89L224 88H222V87H220L219 86V88L217 89H214V88H210ZM233 86V87H234ZM12 87V88H11ZM31 87V86H30ZM52 87V86H51ZM54 87V86H53ZM66 87V88H67ZM75 87V86H74ZM83 87V86H82ZM124 87V86H123ZM147 87H148V85H147ZM164 87V86H163ZM163 87H159L160 89L161 88H163ZM172 87V86H171ZM174 87V88H175ZM187 87H185V88H187ZM189 87H188V89H189ZM241 87V86H240ZM249 86L247 85V88H248ZM263 87V86H262ZM3 89L4 90V88H5V86H4V88L3 87H0V89ZM32 88V87H31ZM34 88V87H33ZM76 88V87H75ZM85 88V87H84ZM97 88V87H96ZM98 88H100V87H98ZM109 87H107V89H108ZM113 88V87H112ZM118 88V87H117ZM125 88V87H124ZM123 88V89H124ZM129 88V87H128ZM143 87H141V88H138V89H140V91L141 90H144V89H142ZM149 88V87H148ZM152 88V87H151ZM166 88V87H165ZM164 88V89H165ZM173 87H172V89L173 90H175ZM177 88V87H176ZM181 88V87H180ZM229 88V87H228ZM239 88V87H238ZM1 89V90H2ZM57 88L55 87V90H56ZM71 89V88H70ZM80 88H78V90H79ZM82 89V88H81ZM80 89V90H81ZM87 89H89L88 87H87ZM91 89H93V88H91ZM103 89V88H102ZM105 89H106V87H105ZM119 89V88H118ZM123 89H119V91L120 90H123ZM131 89V88H130ZM135 89H137V88H135ZM135 89H133L134 91H137V90H135ZM146 89V88H145ZM150 89V88H149ZM144 90V91H147V93H149V95H150V92H148V91H150V90ZM154 89H155V87H154ZM153 89V90H154ZM157 89V88H156ZM171 89V90H172ZM203 89V88H202ZM243 89H245V88H243ZM2 90V91H3ZM5 90V91H6ZM13 90V89H12ZM11 90V91H12ZM30 90H33V89H30ZM36 90V89H35ZM53 90V89H52ZM58 90V89H57ZM66 90V89H65ZM74 90H76V89H74ZM109 90H110V88H109ZM117 90V89H116ZM132 90V89H131ZM130 90V91H131ZM152 90V89H151ZM161 90H163V89H161ZM160 90V91H161ZM171 90H169V89H166V91H171ZM178 90H180L179 88H178ZM184 90H186V89H184ZM195 90V89H194ZM196 90H198V89H196ZM195 90V91H196ZM248 90V89H247ZM250 90H252L251 88H250ZM259 90H260V88H259ZM28 91V90H27ZM67 91H69V89L67 90ZM83 91V90H82ZM111 91V90H110ZM114 91H115V89H114ZM124 91H125V93H124ZM130 91H128L127 89H125V90H123V91H121V94L122 93H124L122 96H126L128 99L127 100H129V98L130 99H132L133 100V97L132 96H134L133 95V91H132V93L130 92ZM158 92H159V90H157ZM165 91V90H164ZM164 91H161V92H164ZM166 91L163 93V94H166ZM180 91H182V90H180ZM199 91V90H198ZM202 92H203V90H201ZM243 91V90H242ZM1 92V91H0ZM23 93H24V91H22ZM33 92V91H32ZM51 92V91H50ZM63 92V91H62ZM81 92V91H80ZM88 92H89V90H88ZM87 92V93H88ZM106 92V91H105ZM113 92V91H112ZM112 92H109L110 94H112ZM116 92V91H115ZM118 92V91H117ZM117 92H116V95H117ZM138 92V91H137ZM154 92H156V91H153V92H151L152 93V95H153V93ZM175 92V91H174ZM182 92H184V91H182ZM182 92H180L179 94H181ZM189 92V91H188ZM194 92V91H193ZM202 92H200V93H202ZM233 92V94H231ZM241 91H239L238 93H240ZM245 92V91H244ZM260 92H262V90L260 91ZM263 92H264V90H263ZM2 93V92H1ZM0 93V94H1ZM4 93V92H3ZM13 93H14V91H13ZM25 93L26 94H28V93H30V92H26L25 91ZM39 93V91L37 92V94ZM54 93H55V91H54ZM57 93H59V92H57ZM66 93V92H65ZM71 93V92H70ZM75 93H76V91L74 92V95H75ZM93 93V92H92ZM99 93H100V91H99ZM101 93H102V91H101ZM140 93V92H139ZM143 93V91L140 93V94H142ZM172 93V92H171ZM177 93V92H176ZM197 93V92H196ZM7 93L5 92V94H4V96L6 95ZM32 94V93H31ZM45 94V93H44ZM50 94V93H49ZM51 94H52V92H51ZM60 94V93H59ZM59 94H58V96H59ZM68 94L69 93H67V96H68ZM71 94H73V87H72V93ZM79 94V93H78ZM103 94V93H102ZM106 94H108L107 92H106ZM114 94V93H113ZM155 94V93H154ZM163 94L162 93H160V95L158 94V96H159V98H160V96L162 95L163 96ZM170 94V93H169ZM169 94H166L167 96L169 95ZM189 94V93H188ZM192 94V93H191ZM237 95V96H235V95ZM243 94V93H242ZM241 94V95H242ZM247 94V93H246ZM248 94H250V93H248ZM247 94V95H248ZM258 94V93H257ZM262 94V93H261ZM10 95V93H8V95L7 96H9ZM16 95H17V93H16ZM23 95V94H22ZM43 95V94H42ZM62 95H63V97H64V94L62 93ZM100 95V94H99ZM132 95V96H131ZM135 95H136V93H135ZM139 95V94H138ZM144 95H145V93L143 94V97H144ZM151 95V96H152ZM156 95H157V93H156ZM156 95H155V97H156ZM183 95V94H182ZM185 95V94H184ZM235 96V99H233L234 97L233 96ZM245 95V94H244ZM244 95L242 96V97H244ZM259 95H260V93H259ZM1 96H3V94L1 95ZM0 96V97H1ZM6 96V97H7ZM14 96V95H13ZM19 96V95H18ZM29 96V95H28ZM37 96V95H36ZM40 96V95H39ZM39 96H37V97H39ZM49 96H51V95H49ZM56 96H57V94H56ZM57 96V97H58ZM75 96H78L77 95V93H76V95ZM83 96V95H82ZM86 96H87V94H86ZM105 96V95H104ZM107 96V95H106ZM140 96V95H139ZM161 96V97H162ZM166 96V97H167ZM172 96V95H171ZM177 96H178V94H177ZM187 96V95H186ZM186 96H185V98H186ZM191 95L189 94V97H190ZM196 96V95H195ZM199 96V95H198ZM200 96H204L203 94L201 95L200 94ZM263 96V95H262ZM5 97V99H8V97L6 98ZM20 97V96H19ZM23 97H26L27 98V96H23ZM42 97H45V96H42ZM48 97V96H47ZM47 97H46V100H47ZM56 97V98H57ZM62 97V98H63ZM71 97H73L72 95H70V101L69 102H71V100L73 99V98H76V97H73L72 99H71ZM78 97H80V96H78ZM84 97V96H83ZM87 97H89V96H87ZM86 97V98H87ZM119 97H121V96H119L118 95V98ZM126 97H125V99H126ZM138 97V96H137ZM141 97H142V95H141ZM140 97V98H141ZM142 97V98H143ZM149 96H147L146 98H148ZM154 97V96H153ZM152 97V98H153ZM165 97V98H166ZM168 97H170V96H168ZM175 97V96H174ZM193 97V96H192ZM224 97V98H223ZM231 97H233V98H231ZM246 97V96H245ZM248 97V96H247ZM250 97V96H249ZM254 97V96H253ZM252 97V98H253ZM16 98V97H15ZM30 98V97H29ZM50 98V97H49ZM59 98V97H58ZM57 98V99H58ZM85 98V97H84ZM84 98H83V100H84ZM85 98V99H86ZM139 98V97H138ZM139 98V99H140ZM145 98V97H144ZM159 98H158V100H159ZM163 98V97H162ZM181 98V97H180ZM197 96H196V100H197ZM212 98H215V99H212ZM219 98L217 99V100H219ZM220 98V99H221ZM229 98V99H228ZM231 98V99H230ZM255 98H257V97H254V100H255ZM259 98V97H258ZM17 99V98H16ZM23 99V98H22ZM25 99V98H24ZM23 99V100H24ZM31 99H32V97H31ZM35 99V98H34ZM40 99V101H42L41 100V97L39 98ZM43 99V98H42ZM54 99V98H53ZM60 99V98H59ZM68 98H67V100H69ZM80 99V98H79ZM82 99V98H81ZM81 99H80V101H81ZM94 99V98H93ZM134 99H136V98H134ZM149 99L151 100V98L149 97ZM155 99V98H154ZM167 99V98H166ZM165 99V100H166ZM169 99V98H168ZM177 99V98H176ZM176 99L174 100V103L176 102ZM182 99V98H181ZM187 99H188V97H187ZM190 99V98H189ZM193 100H194V98H192ZM191 99V100H192ZM201 100V98H198V101H200ZM205 99V100H206ZM209 99H210V101H209ZM246 99V98H245ZM249 100L251 99V98H248ZM1 100V99H0ZM9 100V99H8ZM11 100H12V98H11ZM49 100H51V99H49ZM63 100H64V98H63ZM78 100V99H77ZM86 100H88V99H86ZM85 100V101H86ZM103 100V99H102ZM127 100H126V102H127ZM141 100V99H140ZM156 100V99H155ZM160 100H162L161 98H160ZM159 100V101H160ZM165 100H163V101H165ZM249 100H247L246 99V101H249ZM258 101H259V99H257ZM262 100V99H261ZM13 101V100H12ZM21 101V100H20ZM26 101V100H25ZM32 101H34V100H31V102ZM39 101V100H38ZM48 101V100H47ZM56 101V100H55ZM96 102H97V100H95ZM109 101V100H108ZM116 101V100H115ZM118 101V100H117ZM138 101V100H137ZM147 101H148V99H147ZM182 101V100H181ZM184 101V100H183ZM188 101V100H187ZM197 101V102H198ZM204 101V100H203ZM220 101V100H219ZM243 101V100H242ZM251 101V100H250ZM30 102V101H29ZM30 102V103H31ZM43 102V101H42ZM44 102H46V101H44ZM61 102H62V100H61ZM60 102V103H61ZM72 102H73V100H72ZM71 102V103H72ZM89 102V101H88ZM102 102V101H101ZM111 102V101H110ZM119 102V101H118ZM121 102V101H120ZM129 102H130V100H129ZM128 102V103H129ZM135 102V101H134ZM134 102H130V103H134ZM143 102H145V99H144V101ZM152 102V104L154 103L153 101H151ZM156 102H158L157 100H156ZM155 102V106H156V103ZM169 102V101H168ZM179 102V101H178ZM196 102V103H197ZM218 102V101H217ZM231 102V103H230ZM257 102V101H256ZM255 102V103H256ZM2 103H4V101L2 102ZM18 103H19V101H18ZM36 103V102H35ZM34 103V104H35ZM41 103V102H40ZM50 103V102H49ZM60 103H58V104H60ZM65 103H66V97H65ZM64 103V104H65ZM78 103V102H77ZM80 103V102H79ZM103 103H104V101H103ZM116 103V102H115ZM127 103V104H128ZM140 103V102H139ZM150 103V102H149ZM161 103V102H160ZM186 103V102H185ZM193 103V102H192ZM194 103H195V100H194ZM194 103H193V105H194ZM244 103H245V100H244ZM244 103H243V105H244ZM250 103V102H249ZM254 103V102H253ZM258 103V102H257ZM260 103V102H259ZM5 104H7V103H5ZM34 104H32L31 103V105L30 106H32V105H34ZM38 104V103H37ZM36 104V105H37ZM46 104H47V102H46ZM52 104V103H51ZM54 104V103H53ZM58 104H57V106H58ZM62 104V103H61ZM75 104V103H74ZM85 104V103H84ZM102 103H100V105H101ZM108 104V103H107ZM107 104H106V106H107ZM110 105H111V103H109ZM120 104H122V103H120ZM126 104V105H127ZM137 104V102L135 103V105ZM161 104H164V103H161ZM166 104V103H165ZM169 104V103H168ZM171 104H173V103H170L168 106H171L172 107V105ZM179 104V103H178ZM181 104V103H180ZM190 104V103H189ZM188 104V105H189ZM200 104H202V101H201V103ZM221 104L222 105V103H221V101H220V103L218 102L217 103V105L215 106L216 107V109H215V107H214V109L215 110H217V106H219V105ZM230 104H231V106H230ZM235 104V103H234ZM241 105H242V103H240ZM261 104V103H260ZM3 105V104H2ZM18 105V104H17ZM16 105V106H17ZM20 105V104H19ZM22 105H24V103L22 104ZM42 105V104H41ZM40 105V106H41ZM48 105V104H47ZM46 105V106H47ZM55 106H56V104H54ZM66 105V104H65ZM65 105H63V106H65ZM67 105H69L68 104V102H67ZM82 105V104H81ZM89 105H90V103H89ZM95 105V104H94ZM96 105H98V103L96 104ZM100 105L99 106H97V107H100ZM115 105H117V104H115ZM123 105V104H122ZM129 105V104H128ZM131 105V104H130ZM134 104H132V106H133ZM142 104L140 103V106H141ZM145 105V104H144ZM147 105H149L148 104V102H147ZM173 105H176V104H173ZM181 105H183V104H181ZM184 105H186V104H184ZM192 105V104H191ZM190 105V106H191ZM222 105V106H223ZM242 105V106H243ZM247 105H248V102H247ZM253 105V104H252ZM251 105V106H252ZM4 106H6V105H4ZM9 106V105H8ZM13 106V105H12ZM15 106V105H14ZM27 106V105H26ZM76 106V105H75ZM83 106V105H82ZM118 107H120V105H117ZM137 106H138V104H137ZM143 106V105H142ZM142 106H141V109H143V111H144V108H145V106H143L144 108H142ZM150 106H151V103H150ZM153 106L154 105H152V108H153ZM161 107H162V105H160ZM159 106V104H158V107H160ZM165 106V105H164ZM163 106V107H164ZM179 106V105H178ZM195 106H197V105H195ZM222 106H219L220 107V109H221V107ZM227 106H229V107H232V109L230 108H228ZM245 106V105H244ZM257 106V105H256ZM262 106V105H261ZM2 107V106H1ZM0 107V108H1ZM19 107V106H18ZM24 107V109L25 108H27V107H25V106H23ZM21 105H20V107H19V109H22L23 108ZM34 107V106H33ZM61 107V106H60ZM70 107H72V106H70ZM77 107V106H76ZM75 107V108H76ZM87 107V106H86ZM96 107V106H95ZM103 107H104V105H103ZM122 107V106H121ZM123 107H125V105L123 106ZM127 107V106H126ZM174 107V106H173ZM201 106L199 105V107L197 106L196 108L198 109V108H200ZM203 108H204V103H203V106H202ZM205 108V109H208V111L207 112H211L210 111V109H213V107H211V108ZM218 107V108H219ZM239 107V106H238ZM241 107V106H240ZM247 107V106H246ZM248 107H250V106H248ZM254 107V106H253ZM4 108V107H3ZM10 108V107H9ZM47 108V107H46ZM52 108V107H51ZM68 108V107H67ZM83 108V107H82ZM89 108V107H88ZM93 108H94V106H93ZM105 108H107V107H105ZM104 108V109H105ZM115 108V107H114ZM117 108V107H116ZM128 108V107H127ZM138 108L139 107H137V111H138ZM152 108H149V109H151L152 111H153V109ZM165 108H167V106L165 107ZM178 108V107H177ZM189 108V107H188ZM193 109H194V106L192 107ZM223 108V107H222ZM258 108H260V107H258ZM18 109V108H17ZM28 110H29V108H27ZM26 109V110H27ZM45 109V108H44ZM53 109H54V107H53ZM62 109V108H61ZM69 109V108H68ZM68 109H67V111H68ZM77 109V108H76ZM80 109V108H79ZM92 109V108H91ZM95 109V108H94ZM101 109V108H100ZM103 109V108H102ZM109 109V108H108ZM122 109V108H121ZM120 109V110H121ZM123 109H125V108H123ZM131 109L133 110V108L131 107ZM157 109H159V108H157ZM157 109L155 110V111H157ZM175 109V108H174ZM179 109V108H178ZM183 109H184V107H183ZM183 109H182V111H183ZM190 109H191V107H190ZM213 109V111H215ZM220 109H219V111L218 112H220ZM223 109V110H224ZM229 109V110H228ZM242 109V108H241ZM255 109H257V108H255ZM6 110H7V108H6ZM5 110V111H6ZM10 110V109H9ZM27 110V111H28ZM52 110V109H51ZM51 110H49V111H51ZM55 110V109H54ZM57 110V109H56ZM71 110V109H70ZM73 110V109H72ZM86 110V109H85ZM97 110H98V108H97ZM97 110H94V111H97ZM127 110V109H126ZM161 110H163V109H161ZM173 110V109H172ZM187 110V109H186ZM186 110H184V111H186ZM202 110L203 109H201V111H199V112H202ZM222 110V109H221ZM237 110H238V108H237ZM252 110V109H251ZM258 110V109H257ZM5 111L3 112V113H5ZM8 111V110H7ZM19 111V110H18ZM37 111H39V110H37ZM48 111V110H47ZM53 111V110H52ZM75 111V110H74ZM80 111H82V110H80ZM93 111V110H92ZM103 111V110H102ZM112 111V110H111ZM115 111H118V113H119V110L117 109V110H115ZM122 111H125V110H122ZM129 111H130V109H129ZM128 111V112H129ZM149 112H150V110H148ZM154 111V112H155ZM166 111V110H165ZM178 111V110H177ZM183 111V112H184ZM190 111V110H189ZM198 111H196L197 113H198ZM247 111H249V110H246L245 111V109L243 108V110L241 111H239V112H237L238 114L236 115L237 116V120H238V118H239V120L237 121V124H236V122H235V124H234V126H232V127H230V125H232L233 124V122H234V119L233 118H231V119H229V116L228 115H230V114H228L227 115V113L225 114V116L227 115L228 116V119L226 118H217L218 119V121L216 120V122L217 123H215V125L216 126H218V130L215 128V130L214 129H212L211 131L213 132V130H214V132H216V131H219V132H217V134L215 133H208L209 132V129H208V132L206 133V135L207 134H210V136H212V138H210V137H208L209 139H207L206 138V143L204 144V143H201V141H202V138H200V137H202L203 136V134L205 135V133H203L202 131V135L200 136V134H197V133H195V137H194V140L196 139V137H197V139L196 140H198V138H200V142L198 141H195V143L194 142H191V144H193V145H195L196 146V148H195V146H193V148H195L196 150L197 149H201V151H200V153L198 154V158L197 159H194L193 158V160L194 161H191V163L192 162H194V163H192L191 164V166H192V168H195V170L194 169H190L189 171L187 170V172L189 173L190 171H193L194 170V172L192 173V174H188L187 172H186V169H188L189 167H187L188 165L186 164L185 166V174L187 173L188 174V176L189 177H187V175H185L186 177H187V180L184 182V177H183V169L181 170H179V169H175L174 171H172V172H169L168 171V173H165V175L162 177L161 175V177L160 178H158L157 180L156 179H154L153 177H155V176H150L154 171H155V169L156 168H159V167H156L157 166V164H159L158 162L160 161H162V160H159L160 158H162L163 157V155L162 154H164L165 153V149H164V151H163V147H162V145H161V143H160V145H158V147H151L150 146V144H149V139L151 140V139H154V138H151L152 136H154V134H156L157 133V129L156 130H151L150 129V132H149V130L147 131L146 129V131H147V133L148 134H146V132H145V135H144V137H143V139H142V137H141V135L143 134H141L140 135V137H141V139H139L140 141L142 140V142H140V144L137 142V144H139V148L141 149V150H143L146 154L142 157V159L141 158H139L138 159V163L137 164H133L134 166L136 165V166H138V168L140 169V171H142L140 174H142L143 176H150L149 178H151L152 177V179H154V180H156V181H153L152 182V180H151V182H152V185L150 184V186H152V187H150V190H151V192L152 193H156V197L155 196H150V195H152V194H150V192H148L150 195L149 196H147V197H150V198H152V197H155V198H153V200H148L147 201V197H143L144 199H146L145 201V205L143 204V206H144V208H147V210L145 209V211H147V213L143 210V209H139V210H143L144 212H142V211H140L139 212V210H136L135 208H134V206L133 205H131V203L130 202H133L134 201V199H133V201H131V198H138L137 197V195H140L141 193H142V191H141V193H140V191H139V194H137L138 192H136V197L134 196L133 197V195H132V197H129V196H131V195H129V194H131L130 192L131 191H129V192H127V190H128V188L129 189H131V187H133L134 188V185H136V184H140V181L142 180L143 181V176L142 175H139L138 173L140 172V171H137V175L136 174H134L133 173V168H130V170L128 169L127 171H126V167L124 168L125 169V171L124 170H122V168L124 167V165H122L123 167L120 169V168H118L117 167V165H116V160H118L117 159V157H118V155H117V157L115 156V154L118 152L116 149H119V152H120V150L122 151V150H124V147L127 145L126 143H128L129 142V140H128V142L126 141V142H124V139L122 140H116L115 141V143H112L111 141L113 140V139H110L109 141L113 144V148L112 149H104L103 147L102 148H100V150H97L96 152H95V154L98 152V154H97V159H96V157H95V162H94V164H92L94 167H93V169H92V171H90V172H92L93 173V175H92V178H93V184H94V186H99L100 188H102L101 190H104L106 193H110V192H112V193H110L111 195H109L108 196V194L106 195V194H102V195H100V196H102V198L101 197H99L98 195V198L96 197V199H95V201L96 202H98L97 204H99V205H101L102 203H103V205L102 206H99V209L97 210L96 209V211H94V212H96L95 213V215H93L92 214V217H91V215H89L90 216V218L91 219H93V220H91V221H104L103 219H107V218H109L108 216H112V214H114L113 215V217H110L111 219L112 218H115L116 216L115 215H117V214H115L114 212H115V208L113 209H109L108 208V204L110 205L111 203H113L114 201H116V199L118 198V199H121L123 202H124V204L122 203V205L121 206H125V203H126V205L128 204V202H129V205H131V206H133V208L136 210L135 211V213H134V211H133V213H131L132 214V216H131V214H130V216H128L129 218L127 219L126 217V220H125V218L124 217H121V218H124V220L122 221V223H121V226H120V228H119V230H116L117 228H118V225H117V227L113 230L112 228H109V232H110V239H113L115 242H117V244L115 245L114 243H112V244H114L113 246H111V247H108L105 251H104V255H102L103 256V259H101L100 261H102L103 260V264H113L112 263V261H115V260H113V258L117 255V253L118 252H124V250L125 249H129L130 248V246L132 247V248H130V249H134L133 250V252L135 251V253L133 254V252L131 253V251H130V255L131 254H133V255H129L128 253V251L126 250L125 252H128L127 254H128V256L129 257H125L124 256V253L122 254L123 255V257L124 258H126V259H124L123 260V257L122 258H120V259H122L121 261H120V263H119V261H116L118 264H137L136 262H137V258L139 257V256H141V257H143V258H138V260L139 259H143L144 260V263H142V264H154V261L155 260H157L158 261V263L159 264H186L187 262L189 263V264H196L195 262H196V260L197 259H195V257L197 258L198 256H197V254L199 253V251L202 253V251L201 250H199L198 251V253L196 254V256L194 257V256H192V255H195L194 253L191 255L190 253H192V252H194V251H196L197 252V250L198 249H200L199 247H198V245H196L198 248H196L195 249V247L193 246V245H195V244H197V243H194L195 241L193 240V238H195L194 236H193V233L195 232V231H199L200 232V230H201V232H203V234H205V232H207L206 234H208L209 232H211V233H214L216 230V236H214L213 234V236L214 237H216V238H214V243H213V245H211L213 248H212V250H210L209 248H208V250L210 251H208L209 252V254L207 253V258L206 257H202V259L204 260L205 258V260L203 261V263L204 264H207L208 262H209V264H210V262H213V263H216L217 261H215V259H219V257H222L223 258V261H224V264H254L255 263V261H253V259H254V257L256 256V254H255V256L254 257H251L250 255L251 254H253L254 255V253H257V256L259 255V253L261 252V254H264V213L262 212V211H264V210H262V211H260V208L261 207H264V206H262V205H264V130H262V132L261 133H259V132H257V133H259V134H255L254 132H256V131H251L250 129H252L253 127L252 126H250L251 128L250 129H248V124H249V119H248V115L250 114H248L247 115ZM253 111H254V108H253ZM259 111V110H258ZM11 112V111H10ZM20 112H22V111H20ZM26 112V111H25ZM42 112V111H41ZM57 112V111H56ZM59 112V111H58ZM63 112V111H62ZM66 112V110L63 112V114ZM69 112V111H68ZM98 112V111H97ZM97 112H96V115H97ZM99 112H101V111H99ZM108 112V111H107ZM126 112V111H125ZM128 112H126V114H128ZM145 112V111H144ZM159 112H160V110H159ZM167 112V111H166ZM194 112V111H193ZM217 112V111H216ZM217 112V113H218ZM250 112V111H249ZM24 113V112H23ZM34 113H36V112H34ZM38 113V112H37ZM43 113H45L44 111H43ZM47 113V112H46ZM61 112H59V114H60ZM69 113H71V112H69ZM83 112H81V114H82ZM114 113H116V112H114ZM113 113V114H114ZM122 113V112H121ZM124 113V112H123ZM135 113V112H134ZM162 113H164L163 111H162ZM161 113V114H162ZM167 113H171L170 112V108H169V111L167 112ZM166 113V114H167ZM174 113V112H173ZM178 113V112H177ZM180 113V112H179ZM215 113V112H214ZM221 114H222V112H220ZM223 113H224V111H223ZM261 113V112H260ZM11 114V113H10ZM25 114V113H24ZM29 114H31V113H29ZM52 114V113H51ZM53 114H54V111H53ZM52 114V115H53ZM73 114V113H72ZM77 114V113H76ZM79 114V113H78ZM81 114H79V115H81ZM99 114V113H98ZM106 114V113H105ZM108 114H109V112H108ZM107 114V115H108ZM111 114V113H110ZM125 114V113H124ZM136 114V113H135ZM134 114V115H135ZM144 114V113H143ZM146 114V113H145ZM154 114V113H153ZM155 114H156V112H155ZM160 114V115H161ZM175 114V113H174ZM184 114V113H183ZM187 114V113H186ZM202 114V113H201ZM206 114V113H205ZM210 115H211V113H209ZM212 114H213V112H212ZM216 114V113H215ZM221 114H220V117H221ZM233 114H234V112H233ZM253 114H254V112H253ZM23 114H21V116H22ZM27 115V112H26V114L24 115V116H22V117H25ZM46 115V114H45ZM48 115H50V114H48ZM52 115H50V118H52V120H54V118H55V116H52ZM58 115V114H57ZM56 115V116H57ZM68 115H71V114H68ZM74 115V114H73ZM72 115V116H73ZM85 114L83 113V116H84ZM89 115H90V112H89ZM129 116H133L134 117V115H131V114H128ZM159 115V114H158ZM170 115V114H169ZM180 115V114H179ZM191 115H192V113H191ZM203 115H204V113H203ZM202 115V116H203ZM219 115V114H218ZM218 115L216 116V117H218ZM256 115V114H255ZM12 116V118H14L13 117V115H11ZM15 116V115H14ZM18 116V115H17ZM17 116H16V123H11V122H9V121H11L10 119H9V121L8 120H5V125L3 126V125H1L2 123H3V121H2V123H0V176H2V174H3V172L5 173H7V172H9V175H10V173L13 171V172H15L14 171V169H15V167H13L14 169H12V171L10 170V167H12V166H14V163L16 164V162H17V160H15L17 157H15V159L14 158H12V156L14 155V153H13V151L15 152V151H17L18 149H17V146L18 145H16V147H15V145H14V147H12V148H6L7 146H8V143L10 142V140H14V141H16V142H13V144L15 143V144H18L19 142H21V140H22V143H23V141H29V139H31V138H29V139H26V137H24L25 139H23V137H21L20 135V137L21 138H19V142L17 141L18 140V138L16 137V136H18V134H21V133H18V131H22L23 129V127H25V125H24V123L25 122H23V121H18V119H17ZM20 115H19V117H21ZM47 116V115H46ZM82 116V115H81ZM95 116V115H94ZM106 116V115H105ZM104 115H103V117H105ZM112 116V119H113V115H111ZM118 116V115H117ZM124 115H122L121 117H123ZM126 116V115H125ZM137 116V115H136ZM140 116V115H139ZM142 116H145V115H142ZM148 116H150V115H148ZM152 116V115H151ZM155 116V115H154ZM168 116V115H167ZM187 116H188V114H187ZM192 116H194V115H192ZM213 116H215V115H213ZM213 116H209V119H210V117H211V120L212 121H214L212 118H213ZM222 116H224V115H222ZM232 116V115H231ZM253 116V115H252ZM257 116V115H256ZM259 116V115H258ZM29 117V116H28ZM62 117V116H61ZM60 117V119L61 120H63V121H57L58 119H59V117L57 118L56 117V119L57 120H54V123L52 124V125H49L50 124V122L52 121V120H50V118L48 119L47 117V121L49 122L47 125H45V124H42V126L43 125H45V126H41L42 128H41V131H40V135L38 134V132L39 131H37V136H39L40 137V140L38 141L39 143H41L39 146H38V149H36V150H34L32 153H30V154H27V156H26V160H27V164L28 165H26V166H28V167H26L24 170H25V173H23L24 174V176L22 175V179L20 178V177H17V175L19 174H17L16 175V177H14L15 179L16 178H20V180H18L19 182H17L15 179H13V178H11V179H13L12 181H16L17 182V184L15 185V187H13L12 185H11V181L9 180L8 182H10V184H8V182H7V184H8V186H6V180H7V178L9 177L8 176V174H7V177H6V175H5V179L6 180H4L3 179V181L1 180V182H3L4 183V186L2 187V185H1V188H0V264H11V263H14V264H23L24 262H27V263H32V264H87L88 263V257L86 256V254L84 253V251H83V249H81L82 247H83V245L85 244V242L87 241V240H85L84 241V238H85V236L87 235L86 233H87V231H88V229L87 228H90L89 226H87L86 224H88L87 222H89V220H86V222L84 221V219H85V217H84V219H82V216L83 215H80L81 217L80 218H78V215H77V217L74 219V220H69V218H70V216H69V214L72 212H76L77 213V208H76V204H78L79 206L80 205H82V204H80V203H83L84 205H86L87 203H89L87 200L88 199H90V197L88 198L87 196H89V195H91V193L89 194V195H85V192H83V190H85V188L82 190V181H83V179L85 178V175L87 174V170H76V172L75 171H73V172H70L71 174H69V171H71V170H73V168H75V167H79V165L81 164H83V163H78V162H86V161H84V159L86 158V154H84V153H82L83 155H81V154H78V152L80 151V153L81 152H83V150L85 149H83L82 151H81V148H80V150L78 149V150H76V151H78V152H76L75 150H74V148H69V147H71V145H72V147L74 146V145H77V143H75L76 142V140H79V138H83V136H82V133H84V131L81 133V128H80V126H77V124H76V122H75V124H76V126H71L70 124H67V122L68 121H66V122H64V118L62 119ZM87 117H88V115H87ZM97 116H95V119L96 120H98L97 118H96ZM110 117V116H109ZM120 117V118H121ZM127 117V116H126ZM133 117H132V119H133ZM156 117H157V114H156ZM172 117V116H171ZM183 117V115L181 116V118ZM197 117V116H196ZM196 117H195V119H196ZM198 117H199V115H198ZM198 117H197V119H198ZM201 117V116H200ZM204 117V116H203ZM202 117V118H203ZM206 117H208V116H206ZM215 117V118H216ZM234 117V116H233ZM10 118V117H9ZM36 120H37V122H45V118H44V115L43 114H41V113H39L37 116H36ZM74 118H75V116H74ZM82 118V117H81ZM99 118H102V117H100L99 116ZM105 118H107V116L105 117ZM117 118V120H119L120 118L119 117H116ZM129 118H131V117H129ZM135 118V117H134ZM139 118V117H138ZM138 118H136V119H138ZM150 118V117H149ZM159 118V117H158ZM164 118V117H163ZM167 118V117H166ZM173 118V117H172ZM171 118V119H172ZM175 118V117H174ZM179 118V117H178ZM185 118H187L186 116H185ZM189 118V117H188ZM187 118V119H188ZM192 118V117H191ZM205 118V117H204ZM250 118V117H249ZM1 119V118H0ZM21 119H23V118H21ZM25 119H28L27 117L25 118ZM30 119V118H29ZM33 119H35V118H33ZM84 119V117L80 120V121H82ZM94 119V120H95ZM125 118H121L120 120H121V122H122V120H124ZM131 119V120H132ZM146 119V118H145ZM161 119H162V117H161ZM190 119V118H189ZM196 119V120H197ZM209 119H207L208 121H209ZM233 119V122H230L231 120ZM258 119V118H257ZM256 119V120H257ZM262 119V118H261ZM35 120V121H36ZM72 120V119H71ZM76 120V119H75ZM78 120V119H77ZM88 120H90V119H88ZM93 120V121H94ZM95 120V121H96ZM107 120H109V118L107 119ZM111 120V119H110ZM116 120V121H117ZM141 121L140 122H143L142 121V119H140ZM156 120V119H155ZM155 120H153L154 122H156ZM165 120V119H164ZM169 121H170V118L168 119ZM175 120V119H174ZM178 119H176V121H177ZM193 120V119H192ZM202 120V119H201ZM236 120V119H235ZM254 120H255V118H254ZM7 121V122H6ZM14 121V119H12V122ZM31 121H33L32 119H31ZM93 121H92V123H93ZM95 121H94V123H95ZM99 121V120H98ZM105 121H106V119H105ZM104 121V122H105ZM113 122L115 121V119L114 120H112ZM126 121V120H125ZM124 121V122H125ZM128 121H130V119H128ZM128 121H126V122H128ZM144 121H146V120H144ZM148 121V120H147ZM146 121V122H147ZM180 121V120H179ZM182 121H183V119H182ZM185 121H187L186 119H185ZM190 120H188L187 122L188 123H190L189 122ZM194 121L195 120H193V123H194ZM212 121H210V122H212ZM258 121V120H257ZM9 122V123H8ZM15 122V121H14ZM27 122H28V120H27ZM74 122V121H73ZM102 122H103V119H102ZM103 122V123H104ZM107 122V121H106ZM125 122V123H126ZM131 122H133V121H131ZM131 122H130V124L129 125H127V124H123L122 123V126L123 125H127V127H125V128H123L121 125L120 126H114L112 123H111V121H109V124L111 123L112 125H113V127L112 128H110V129H113L112 131H110V133L112 132L113 134L114 133H116V132H119V130H121V132L123 131V130H125L126 128H129V131H131L130 130V125H133V124H131ZM146 122H144V124L146 123ZM150 122V121H149ZM154 122H151V124L153 123L154 124ZM158 122V121H157ZM156 122V123H157ZM197 122H198V120H197ZM203 122V121H202ZM204 122H206V121H204ZM204 122H203V124H204ZM263 122H264V120H263ZM7 123V124H6ZM10 123H11V126H10ZM33 123V122H32ZM31 123V124H32ZM45 123H47V122H45ZM69 123V122H68ZM85 123V122H84ZM89 123V122H88ZM92 123H91V125H92ZM118 123H119V121H118ZM137 123V122H136ZM135 123V119H134V125L136 124ZM159 123V122H158ZM162 123V122H161ZM169 123V122H168ZM168 123H165V125L166 126H168ZM175 123V122H174ZM179 123H181V122H179ZM199 123H201V121L199 120ZM231 123V124H230ZM4 124V123H3ZM9 124V125H8ZM30 124V125H31ZM34 124H36V123H34ZM72 124V123H71ZM74 124V123H73ZM72 124V125H73ZM82 124H83V122H82ZM96 124V123H95ZM94 124V125H95ZM98 124V123H97ZM105 124V123H104ZM117 124V123H116ZM120 124V123H119ZM141 124V123H140ZM140 124H139V126H140ZM143 124V125H144ZM170 124H171V126H172V124H173V122L171 123L170 122ZM182 124V123H181ZM180 124V125H181ZM184 124V123H183ZM186 124V123H185ZM206 124V123H205ZM209 124H211V123H209ZM230 124V125H229ZM260 124H261V122H260ZM29 125V126H30ZM70 125V126H69ZM78 125H79V121H78ZM81 125V124H80ZM84 126V128H85V124H83ZM89 125V124H88ZM100 125V124H99ZM134 125H133V127H134ZM137 125V124H136ZM136 125H135V127H134V129L136 128ZM142 125V126H143ZM147 124H145V126H146ZM149 125V124H148ZM147 125V126H148ZM159 124H157V126H158ZM163 125V124H162ZM161 125V127H163ZM189 125H191V124H189ZM38 126V125H37ZM40 126V125H39ZM38 126V127H39ZM90 126V125H89ZM88 126V127H89ZM97 126V125H96ZM95 126V127H96ZM107 126V125H106ZM105 126V127H106ZM111 125H109V127H110ZM154 126V125H153ZM165 126V127H166ZM171 126H169V131L171 130L170 129V127ZM177 126V125H176ZM183 126H185L186 127V125H183ZM188 126V125H187ZM193 126V125H192ZM195 126H198V125H195ZM208 126H210V125H208ZM211 126H213V125H211ZM236 126V127H235ZM27 127V126H26ZM102 127V126H101ZM100 127V128H101ZM108 127V126H107ZM149 127V126H148ZM147 127V128H148ZM151 127V126H150ZM203 127V126H202ZM201 127V128H202ZM255 127V126H254ZM263 127V126H262ZM28 128V127H27ZM26 128V129H27ZM35 128V127H34ZM91 128V127H90ZM137 128H138V126H137ZM140 128H143V127H139V129ZM146 128V127H145ZM152 128V127H151ZM157 128V127H156ZM160 128V127H159ZM167 128V127H166ZM172 128H174V127H172ZM193 128V127H192ZM190 126L188 127V129H192ZM200 128V127H199ZM198 128V129H199ZM204 128H206V126L204 127ZM204 128H203V130H204ZM208 128V127H207ZM261 127H259L258 129H260ZM25 129V130H26ZM36 129V128H35ZM86 129H87V131H89L88 130V128L86 127ZM94 129V128H93ZM109 129V128H108ZM180 129H181V127H180ZM183 129V128H182ZM181 129V131H183ZM194 129H197V128H194ZM197 129V130H198ZM255 129V128H254ZM257 129V130H258ZM263 129H264V127H263ZM39 130H40V128H39ZM91 130V129H90ZM98 130H99V128H98ZM98 130H95V131H98ZM100 130H104L103 128L102 129H100ZM100 130H99V133H100ZM128 129H126V132H129V131H127ZM164 130H165V128H164ZM173 130V129H172ZM207 130V129H206ZM206 130H205V132H206ZM253 130V129H252ZM261 130V129H260ZM86 131V130H85ZM94 131V130H93ZM136 131V130H135ZM138 131V133L140 132L139 130H137ZM160 131V130H159ZM176 131H178V130H176ZM185 131V130H184ZM27 132V131H26ZM64 132V133H63ZM65 132L67 133H69L71 136H70V138L73 140V141H75V142H71L70 140V138H67V139H70L69 140V143H68V141H66V138L65 139H63L64 138V136L63 135H66L65 134ZM90 132H92V131H90ZM104 132H106V131H104ZM121 132H119V133H121ZM162 132H165V131H162ZM175 132V131H174ZM179 132H180V130H179ZM185 132H187V131H185ZM18 133V134H17ZM62 133H63V135H62ZM68 133H67V135H66V137H68L69 135H68ZM94 133V132H93ZM111 133V134H112ZM119 133H116V134H119ZM124 133H125V131H124ZM123 132H122V134H124ZM166 133V132H165ZM182 133V132H181ZM180 133V134H181ZM198 133H199V130H198ZM85 134H86V132H85ZM88 134H89V132H88ZM96 134V133H95ZM104 134V133H103ZM107 134H108V132H107ZM112 134V135H113ZM126 134V133H125ZM160 134V133H159ZM162 134V133H161ZM167 134V133H166ZM188 134V133H187ZM190 134H193V133H190ZM190 134H188V135H190ZM59 135V137H62V139L63 140H65L66 141V144L68 143V144H71V145H66L65 144V146H67V148H64V146H63V148H64V150L65 151H69V153H70V149H71V153L70 154H66V152L64 153V151H63V148L61 149L60 147L61 146H56L54 143H53V145H52V142H53V140L55 139V137H56V140H58L59 141V139H58V136ZM62 135V136H61ZM80 135H81V137H80ZM84 135V134H83ZM94 135V134H93ZM97 135V134H96ZM115 135V134H114ZM114 135H113V137H114ZM165 135V134H164ZM174 135V134H173ZM175 135H177V134H175ZM174 135V136H175ZM18 136V137H19ZM28 136H29V134H28ZM87 136V135H86ZM90 136V135H89ZM103 136H107V135H103ZM103 136L100 134V136L98 135V138L97 137H94V138H97V140L99 141V140H102L103 139ZM149 136H151V137H149ZM169 136V135H168ZM170 136H171V134H170ZM182 136V135H181ZM192 136V135H191ZM116 137V136H115ZM114 137V138H115ZM121 138H122V135L120 136ZM125 137H127V136H125ZM129 133H128V139H129ZM136 137V136H135ZM139 137V136H138ZM148 137H149V139H148ZM158 137V136H157ZM159 137H161V135L159 136ZM164 137V136H163ZM163 137H161V138H163ZM177 137H178V135H177ZM188 137V136H187ZM205 136H203V138H204ZM14 138H16L17 140H15ZM35 138V137H34ZM91 138V137H90ZM93 138V137H92ZM105 138H109V134H108V136L107 137H104V139ZM119 138V137H118ZM117 138V139H118ZM170 138H172V140H173V137H170ZM170 138H169V140L168 141H170ZM176 138V137H175ZM193 138V137H192ZM192 138H190V140H192ZM36 139H38V138H36ZM132 139H134V138H132ZM136 139H137V137H136ZM165 139V138H164ZM178 139V138H177ZM181 141V144H183V141H185V136L184 137H182V138H179ZM205 139V138H204ZM9 140V142H7L6 144H7V146L5 147V145L6 144H4L6 141H8ZM12 140V141H13ZM35 140V139H34ZM63 140H61V142L63 141ZM88 140H91V139H88ZM87 140V141H88ZM97 140H96V142H97ZM106 140V139H105ZM126 140H127V138H126ZM171 140V141H172ZM176 140V139H175ZM65 141H63V143H65ZM92 141V140H91ZM90 141V142H91ZM103 141V142H102ZM102 141H100V142H102L103 144H104V140H102ZM123 141V142H122ZM155 141L157 142V140L155 139ZM162 141H163V139H162ZM170 141V142H171ZM179 141V140H178ZM18 142V143H17ZM38 142H37V144H38ZM55 142V141H54ZM71 142V143H70ZM81 142H82V140H81ZM80 142V143H81ZM109 142V143H110ZM131 142V141H130ZM134 142V141H133ZM150 142H152V141H150ZM156 142H155V144H156ZM158 142H160V141H158ZM164 142V141H163ZM162 142V143H163ZM174 142V141H173ZM199 143L200 144V146H199V144H197V143ZM12 142H10V144H11ZM21 143V144H22ZM56 143V142H55ZM58 144H60L59 142H57ZM99 143V142H98ZM101 143V144H102ZM111 143H110V145H111ZM165 143H166V141H165ZM176 143V142H175ZM187 143H189L188 141L186 142V144H185V142H184V144L185 145H188V146H185V148H184V146L183 145H181L179 142H178V145L180 146V147H178V148H181V146H183L182 147V151H180V152H178L179 150H181V149H177V152H178V154H176L177 156H176V159H175V161H182V160H184V162L186 161L185 159H186V157H187V155L189 156V154H191V153H193V152H191V153H189L188 154V151H190V149H191V147H190V143L189 144H187ZM10 144H9V146L8 147H10ZM12 144V145H13ZM20 144V143H19ZM20 144V145H21ZM100 144V143H99ZM100 144V145H101ZM132 144V143H131ZM154 144V143H153ZM164 144V143H163ZM173 144V143H172ZM53 147H55V148H52V146ZM82 145V144H81ZM88 145H91V144H88ZM105 145V144H104ZM109 145V146H110ZM129 145H130V143H128V147L126 146L125 148H126V150L128 151L129 149H127V148H129ZM168 145H169V143H168ZM177 145V144H176ZM257 145H260V148H262V151L260 152V160H259V163H257V164H255V166L254 167H252V165H251V158H252V156L254 155V151H256V146ZM27 146V145H26ZM30 146H32V145H30ZM92 146V145H91ZM94 146V145H93ZM93 146H92V148H93ZM97 146V145H96ZM99 146V145H98ZM124 146V147H123ZM134 146V145H133ZM156 146V145H155ZM160 146V147H159ZM164 146H166L167 147V145H164ZM192 146V145H191ZM20 146H18V148H19ZM28 147V146H27ZM26 147V148H27ZM75 147V149H77V147L76 146H74ZM85 147V146H84ZM123 147V148H122ZM130 147H132V146H130ZM138 147V146H137ZM161 147H162V149H161ZM175 147H177V146H175ZM16 148V149H15ZM23 148V147H22ZM25 148V147H24ZM58 149V150H55V149ZM69 148V149H68ZM79 148V147H78ZM99 148V147H98ZM106 148V147H105ZM31 149H33V148H31ZM30 149V150H31ZM60 149V150H59ZM89 149V148H88ZM93 149H96L95 147L93 148ZM92 149V150H93ZM102 149V150H101ZM104 149V150H103ZM135 149H137V148H134V150ZM86 150V149H85ZM131 151L133 150L132 148L130 149ZM133 150V151H134ZM169 150V149H168ZM67 151V152H68ZM73 151V152H72ZM88 150H86V152H87ZM115 151H117V152H115ZM132 151V152H133ZM193 151H195V150H193ZM18 153H19V151H17ZM16 152V153H17ZM75 152V153H74ZM118 152V153H119ZM123 152V151H122ZM131 152V153H132ZM135 152V151H134ZM140 152V151H139ZM164 152V153H163ZM168 152V151H167ZM175 152H176V150H175ZM175 152H173V154L172 155H174L175 154ZM198 152V151H197ZM10 153L11 154H13L12 156H10L13 160H15V162L14 161H12L11 160V158L10 157H8L9 155H10ZM15 153V154H16ZM89 153H91V150H90V152ZM89 153L87 154V155H89ZM127 153V152H126ZM136 153V152H135ZM142 153V151L139 153V154H141ZM170 153V152H169ZM195 153H196V151H195ZM9 154V155H8ZM20 154V153H19ZM65 154L66 155H69V156H65ZM121 154V153H120ZM125 154V153H124ZM129 154V153H128ZM138 154V153H137ZM138 154V155H139ZM194 154V153H193ZM18 155V154H17ZM92 155V154H91ZM90 155V156H91ZM131 155V154H130ZM129 155V156H130ZM14 156H16V155H14ZM19 156V155H18ZM125 156V155H124ZM128 156V155H127ZM136 156V155H135ZM162 156V157H161ZM191 156V155H190ZM190 156H189V158H190ZM193 156V155H192ZM191 156V157H192ZM68 157V158H67ZM138 157V156H137ZM136 157V158H137ZM140 157V156H139ZM165 157V156H164ZM169 157V156H168ZM172 157H174V156H172ZM171 157V158H172ZM196 157H197V155H196ZM18 158H20V157H18ZM87 158H89L88 156H87ZM130 158H134L133 157V155H132V157H130ZM129 157H128V159H130ZM135 158V159H136ZM188 158V157H187ZM188 158V159H189ZM25 159V158H24ZM91 159V158H90ZM124 159V158H123ZM169 158H167V160H168ZM187 159V160H188ZM19 160V159H18ZM25 160V161H26ZM88 162H89V159H86ZM125 160V159H124ZM132 160V159H131ZM130 160V161H131ZM134 160V159H133ZM132 160V161H133ZM166 160V159H165ZM190 160H192V159H190ZM190 160H188V161H190ZM253 160V159H252ZM24 161V160H23ZM25 161H24V163H25ZM91 161V160H90ZM120 161V160H119ZM135 161V160H134ZM170 161H172V160H170ZM187 161V162H188ZM255 161V160H254ZM253 161V162H254ZM12 162H14L13 164H12ZM29 162V163H28ZM93 162V161H92ZM122 162V161H121ZM137 162V160L135 161V163ZM183 162V161H182ZM186 162V163H187ZM257 162H258V160H257ZM87 163V162H86ZM120 163V162H119ZM130 163V162H129ZM129 163H128V165H129ZM134 163V162H133ZM167 163H169V162H167ZM11 164H12V166H11ZM78 166H77V165ZM91 164V163H90ZM132 164V163H131ZM17 165H18V163H17ZM88 165H89V163H88ZM121 165V164H120ZM119 165V166H120ZM127 165V166H128ZM169 165V164H168ZM18 166H20V165H18ZM84 166V165H83ZM125 166H126V164H125ZM130 166H132V165H130ZM159 166V165H158ZM171 166V165H170ZM195 166V167H194ZM17 167V166H16ZM25 167V166H24ZM85 167V166H84ZM89 167V166H88ZM129 167V166H128ZM162 167V166H161ZM172 167V166H171ZM80 168H82L83 169V167H80ZM86 168V167H85ZM172 168H174V165H173V167ZM191 168V167H190ZM17 169H19V168H17ZM16 169V170H17ZM76 169V168H75ZM74 169V170H75ZM24 170H22L23 172H24ZM89 170V169H88ZM160 170V169H159ZM159 170H157V171H159ZM166 170H168V168L166 169ZM21 170H19V172H20ZM78 171V172H77ZM157 171H155V173L157 174ZM161 171V173H162V169L160 170ZM163 171H165V170H163ZM41 172H44L43 174H44V177L45 178H43V177H41V178H43V180L42 179H40L39 177V179L41 180H39V179H35V180H38L37 182H34L33 181V177L34 176H36V175H38V174H40ZM64 172H67V173H64ZM166 172V171H165ZM17 173V172H16ZM46 173V174H45ZM61 173H62V175H61ZM64 173V174H63ZM159 174H160V172H158ZM36 174V175H35ZM42 174V173H41ZM40 174V175H41ZM89 174V173H88ZM87 174V175H88ZM159 174H158V176H159ZM163 174V173H162ZM167 174V175H166ZM20 175V174H19ZM46 175V176H45ZM153 175V174H152ZM4 176V175H3ZM14 176V175H13ZM12 176V173H11V175H10V177H13ZM39 176V175H38ZM42 176V175H41ZM60 176V177H59ZM88 176H90V174L88 175ZM157 176V175H156ZM157 176V177H158ZM157 177H155V178H157ZM3 178V177H2ZM87 178V177H86ZM85 178V179H86ZM89 178V177H88ZM87 178V179H88ZM91 178V179H92ZM10 179V178H9ZM86 179V180H87ZM91 179H89V180H91ZM145 179V178H144ZM186 179V178H185ZM146 180H148V181H146ZM145 180V182H149L150 181V179H146ZM92 181V180H91ZM91 181H88V182H91ZM141 181V182H142ZM0 182V183H1ZM84 182V181H83ZM86 182L87 181H85V185H86ZM139 182V183H138ZM182 182H184L185 183V191H183L182 193L180 192V186L182 185L183 186V184H182ZM92 184V183H91ZM143 184H144V181H143ZM142 183H141V185H143ZM9 185H11L10 187H9ZM84 185V186H85ZM139 186V187H141L142 188V186ZM137 186V185H136ZM135 186V187H136ZM143 186H145L146 187V184L145 185H143ZM149 185H147V187H148ZM139 187H136L137 189L139 188ZM145 187H143V188H145ZM86 188H87V186H86ZM91 188V187H90ZM93 188V187H92ZM132 188V189H133ZM143 188H142V190H143ZM88 190H89V187L87 188ZM94 190H95V188H93ZM122 189V192H123V189H124V191L125 192H123L122 194H125L126 192V194L128 195H122L121 194V192H119L118 193V195H117V192H116V190H121ZM125 189H127V190H125ZM131 189V190H132ZM148 188H145V190H147ZM90 190H92V189H90ZM134 190V189H133ZM139 190V189H138ZM141 190V189H140ZM145 190H143V191H145ZM150 190H147V191H150ZM99 191V190H98ZM103 191V193H105ZM115 191V192H114ZM182 191V190H181ZM93 192H95V191H93ZM100 192V191H99ZM102 192V191H101ZM133 192V194H134V191H132ZM191 192V193H190ZM114 193V194H113ZM129 193V194H128ZM144 193V192H143ZM148 193H146V195L148 194ZM158 193V194H157ZM101 194V193H100ZM113 194V195H112ZM145 194V193H144ZM143 194V195H144ZM93 195H95V194H93ZM93 195H91V196H93ZM105 195H106V197H105ZM146 195H144V196H146ZM154 195V194H153ZM104 196V197H103ZM129 197V198H127V197ZM142 196V195H141ZM140 196V197H141ZM130 199V200H129ZM141 199V198H140ZM144 199H141L142 201L144 200ZM94 200V199H93ZM121 200H119L120 202H118V200L116 201V203H121L122 201ZM129 200V201H128ZM92 201V200H91ZM172 201V202H171ZM74 202H77L76 204H74ZM87 202V203H86ZM144 202V201H143ZM172 203V205L174 206L173 207V210L172 209H170L169 208V206L171 205V204H169V203ZM45 203V207L44 206H42L43 204ZM86 203V204H85ZM93 202H91V204H92ZM134 203H135V201H134ZM90 204V203H89ZM96 204V205H97ZM117 204V205H118ZM88 205V204H87ZM86 205V206H87ZM94 205V204H93ZM120 205V204H119ZM141 205V204H140ZM171 205V206H172ZM39 206H42V208H43V210H42V208H41V210H37V211H34V210H36V208L37 207H39ZM114 206V205H113ZM131 206H128V207H131ZM136 206V205H135ZM138 206V205H137ZM146 206V207H145ZM238 206H243V207H247L248 209H245V208H243L242 207V211L240 212V210H239V212H240V214H239V216H238V218L240 217H243V219L241 218V219H239V221H241V220H244V216L245 215H247V213H249L250 214V212H247V210L249 211L250 209V211L251 212H253V213H251V214H255L256 216H252V215H250V217L252 218H250L251 220H250V222H248L249 220L248 219H245V221H247V223H245V221H244V223L243 224H241V222H239L240 223V226L238 225L239 223H237L236 224V226L238 225L239 226V228H237V229H234V227H236V226H230L229 227V225H230V223H229V225L227 226V224L224 226V225H222L221 227V229L218 231V229H216L218 226L216 225V224H218V221L220 220V218H222V217H226V215L231 211V210H233V208H236V207H238ZM82 207V206H81ZM80 207V208H81ZM89 207V206H88ZM91 207L93 208V206L91 205ZM96 207V206H95ZM110 207V206H109ZM114 207H116V206H114ZM127 206H125L124 208H126ZM98 208V207H97ZM117 208V210H116V212L118 211V209L120 208V206H118V207H116ZM122 208V207H121ZM250 208V209H249ZM82 209V208H81ZM127 209V208H126ZM125 209V210H126ZM129 209V208H128ZM127 209V210H128ZM138 209V208H137ZM169 209L171 210V211H169ZM244 209V210H243ZM264 209V208H263ZM80 210V209H79ZM89 210V209H88ZM92 210H94V209H92ZM120 210H122V212H123V209H120ZM7 211H15V213H14V216L12 217H5V215L7 214H5V212H7ZM38 211H40V212H38ZM82 211H83V209H82ZM84 211H85V209H84ZM131 211V210H130ZM33 212H37V213H33ZM85 212H87V211H85ZM89 212V211H88ZM92 212V211H91ZM121 211H119V212H117L118 214L120 213ZM9 213V212H8ZM16 213H17V215H16ZM69 213V214H68ZM76 213H75V215H76ZM78 213H79V211H78ZM84 213V212H83ZM90 213V212H89ZM5 214V215H4ZM81 214H82V212H81ZM128 214H129V211H128ZM75 215H73L72 216V214H71V217L73 218ZM9 216V215H8ZM69 216V217H68ZM115 216V217H114ZM123 216V215H122ZM187 216H191V222L188 220V222H186L187 221V219H186V221L184 220ZM231 216V215H230ZM249 216V215H248ZM248 216H246V217H248ZM118 217H119V215H118ZM117 217V218H118ZM77 218H78V220H77ZM89 218V219H90ZM109 218V219H110ZM227 218V217H226ZM225 218V219H226ZM237 218V217H236ZM249 218V217H248ZM254 218V219H253ZM34 219V220H33ZM120 219V218H119ZM190 219V218H189ZM219 219V220H218ZM235 219V218H234ZM234 219H233V221H234ZM77 220V221H76ZM184 220V221H183ZM223 220V219H222ZM228 220V219H227ZM238 220V219H237ZM90 221V222H91ZM116 221V220H115ZM114 221V223H117V221L115 222ZM221 221V220H220ZM219 221V222H220ZM236 221V220H235ZM102 222H100V223H102ZM110 222V221H109ZM118 222H119V220H118ZM224 222H225V220H224ZM236 222H238V221H236ZM236 222H234V223H236ZM31 223V225H29ZM93 223V222H92ZM108 223V222H107ZM111 223H112V221H111ZM225 223H228V222H225ZM224 223V224H225ZM104 224H105V222H104ZM220 224V223H219ZM233 224V223H232ZM27 225H29L30 227H29V229H28V232H27ZM103 225V224H102ZM105 225H107V224H105ZM114 225V224H113ZM112 225V226H113ZM214 225H216L217 227H215ZM235 225V224H234ZM94 226V225H93ZM147 226H151V229H149ZM224 226V227H223ZM102 227V226H101ZM100 227V228H101ZM231 227H233V228H231ZM93 228V227H92ZM97 227H95V229H96ZM107 228V227H106ZM105 228V229H106ZM135 228H137L136 230H135ZM213 228H215L216 230L214 231V232H212L214 229ZM253 228H254V230L256 229V231H255V233H253L254 232V230H253ZM26 229V230H25ZM74 229V230H73ZM94 229V228H93ZM112 229V231H110ZM125 229H129L130 230V232H129V230L128 231H126V233H125ZM132 229V230H131ZM90 230H92V229H90ZM99 230V229H98ZM104 230V229H103ZM133 230H135L136 232H134ZM71 231H72V233H73V231H76V232H74L75 234L73 235V234H71ZM93 231V230H92ZM100 231V230H99ZM102 231V230H101ZM101 231H100V234L102 235L103 233H101ZM70 232V233H69ZM98 232V231H97ZM127 232H129V235H126L127 234ZM134 232V233H133ZM108 233V232H107ZM133 233V234H132ZM210 233V234H211ZM17 234H19L20 235V238L17 236ZM91 234V233H90ZM104 234H106L105 232H104ZM198 234H200V233H198ZM238 234V235H240V237L241 238H243V243H240L239 241H241V239L237 242V241H235L234 240V238H232L233 236H235L236 237V235ZM17 236V238H18V240H19V246H17L16 245V248L18 247V250H19V253L18 254H21V256L22 257H25L26 258V256L28 255V256H30V257H32V259L33 260H29V258H27V259H25V258H23V259H21V257L19 256L18 257V255H17V257L15 256V252H14V254L12 253V254H8V250L10 249V248H13L15 245L13 244V241H14V243L16 242L13 238H12V236ZM71 235V236H70ZM93 235V234H92ZM99 235V234H98ZM108 235H109V233H108ZM107 235V236H108ZM195 235V234H194ZM1 236H2V238H4V237H9V238H7V239H5L4 238V240H2L1 239ZM90 236V235H89ZM89 236H87V237H89ZM100 236V235H99ZM98 236V237H99ZM193 236V237H192ZM202 236V235H201ZM212 236V237H213ZM92 237V236H91ZM104 237H106V236H103V238ZM203 237V236H202ZM212 237H211V239H212ZM239 237V236H238ZM237 237V238H238ZM10 238H12L13 239V241L10 239ZM16 238V237H15ZM17 238H16V240H17ZM97 238V237H96ZM108 238V237H107ZM199 238V237H198ZM204 238V237H203ZM93 239V238H92ZM95 239V238H94ZM209 239V238H208ZM108 240V239H107ZM106 240V241H107ZM201 240V239H200ZM88 242V241H87ZM108 242V241H107ZM113 242V241H112ZM155 242V243H154ZM197 242V241H196ZM206 242H207V240H206ZM210 242V243H211ZM18 242H16V244H17ZM90 243H91V240H90ZM93 243H94V240H93ZM108 243H110V242H108ZM199 243V242H198ZM240 243V244H239ZM100 244V243H99ZM111 244V245H112ZM158 244V245H157ZM160 244V245H159ZM201 244H202V241H201ZM203 244H206V243H203ZM202 244V245H203ZM207 244H209V243H207ZM94 245V244H93ZM156 245V246H155ZM13 246V247H12ZM92 246V245H91ZM109 246V245H108ZM162 246V247H161ZM204 247H205V245H203ZM257 246V249L255 248ZM90 247V246H89ZM97 247V246H96ZM102 248H103V246H101ZM93 248V247H92ZM98 249H99V247H97ZM202 248V247H201ZM206 248V247H205ZM204 248V249H205ZM254 248L256 249L255 251L256 252H252L253 250H254ZM14 250H16L15 248H13ZM78 249V250H77ZM85 249V248H84ZM93 249H95V248H93ZM129 249V250H130ZM190 249V251L189 252H187L188 250ZM203 249V248H202ZM17 250V251H18ZM123 250V251H122ZM187 250V251H186ZM193 250V251H192ZM206 250V249H205ZM204 250V251H205ZM257 250L258 251H260L259 253L257 252ZM192 251V252H191ZM7 252V254H5ZM120 252V253H121ZM205 252H207V251H205ZM252 252V253H251ZM97 253V252H96ZM120 253H119V256H120ZM200 253V254H201ZM98 254V253H97ZM103 254V253H102ZM116 254V255H115ZM200 254H198V255H200ZM205 255H206V253H204ZM203 254V255H204ZM250 254V255H249ZM126 255V254H125ZM101 256V257H102ZM256 256V257H257ZM90 257L91 258H93V256L92 255H90ZM98 257V256H97ZM200 257L201 256H199V259H200ZM264 257V255L261 257V259ZM19 259L20 258V263H19V260L17 261V259ZM95 258V257H94ZM94 258H93V260H94ZM117 258V260H118V257H116ZM251 258H253V259H251ZM256 259V258H255ZM254 259V260H255ZM21 260H23L24 262H21ZM26 260V261H25ZM142 260V261H143ZM258 260H259V262H258V264L260 263V261H262V260H260L259 258H258ZM30 261V262H29ZM89 261H91V260H89ZM96 261V260H95ZM99 261V260H98ZM139 261H141V260H139ZM141 261V262H142ZM157 261H155L156 263H157ZM198 261V260H197ZM215 261V262H214ZM222 261V262H223ZM92 262V261H91ZM198 262H200V261H198ZM197 262V263H198ZM218 262H220V261H218ZM217 262V263H218ZM26 263V264H27ZM94 263V261L92 262V264ZM98 263V262H97ZM117 263H115V264H117ZM201 263H202V261H201ZM212 263V264H213ZM216 263V264H217ZM25 264V263H24ZM89 264H90V262H89ZM101 264H102V262H101ZM139 264H141V263H139ZM218 264H220V263H218ZM223 264V263H222ZM256 264H257V262H256ZM261 264V263H260ZM262 264H264V261H263V263Z\"/></svg>",
  "mask_w": 264,
  "mask_h": 264
},
{
  "label": "rangeland",
  "instance_id": "rangeland-1",
  "mask_svg": "<svg viewBox=\"0 0 264 264\" xmlns=\"http://www.w3.org/2000/svg\"><path fill=\"white\" fill-rule=\"evenodd\" d=\"M4 1V2H3ZM0 0V39L1 40H3V42H1L0 41V45H1V51H3V54H2V52L0 51V53L2 54H0V61L2 60V64H1V62H0V65H4L5 64V62H9V67L7 66V64L8 63H6L4 66H5V68H6V70H5V68L4 67H0V82L2 83H0L1 84V86L0 87H3L4 88V86H5V88H4V90L2 91L1 89H0V91L2 92H0L1 94H0V96L3 94V96H1L0 97V123H2V121H3V123L1 124V125H5V120H8L9 121V119L11 120V121H9V122H11V123H16L17 121H16V116H17V119H18V121H23V122H25L24 123V125H25V127H23L22 129V131L20 132V131H18V133H21V134H18V136L20 135L21 137H26V139H29V138H31V139H29V141L27 140H25V141H23V143H22V140H21V142H19L20 140H19V138H21L20 136L18 137V136H16L17 138H18V140L16 139V138H14L15 140H17L18 142V144H13V142H16V141H14L13 139V141L12 140H10V142H12L11 144H10V142H9V140L8 141H6L4 144H6L7 142H9L8 143V146H9V144H10V147H8L7 146V144L5 145V147L6 148H12V147H14V145H15V147H16V145H18V146H20L19 148H18V146H17V151H19V153L17 152V151H13V153H14V155H16V156H14L13 154H11L10 153V155L8 156V157H10V156H12V158H14L15 159V157H17L15 160H17V162H16V164L14 163L15 162V160H13L11 157V160L12 161H14V162H12V164L14 163V166H12V164H11V166L12 167H10V170L12 171V169H14L13 167H15V169H14V171L15 172H11L12 173V176L13 177H10V175H11V173H10V175H9V172H3V174H2V176H0V182H1V180L3 181V179L4 180H6L4 177H5V175H6V177H7V174H8V178H7V180H6V186H8V184H10V182H8L9 180L12 182L11 183V185L13 186V187H15V185L17 184V182H19L18 180H20V178L22 179V175L24 176V174L23 173H25V168L26 167H28V166H26V165H28L27 164V158H26V156H27V154H30V153H32L34 150H36V149H38V146L41 144V143H39L38 141L40 140V137L39 136H37V131H39L38 132V134L40 135V131H41V128L43 127V126H45V125H47L49 122L47 121V118L49 119L50 118V115H52L53 114V111H54V114L52 115V116H55V118H54V120H57L56 119V117L58 118L59 117V119L57 120V121H63V120H61L60 119V117L63 119L64 118V122H66V121H68L67 122V124H70L71 126H76V124H77V126H80V128H81V133L84 131V133H82V136H83V138L81 137V135H80V137L81 138H79V140H76V142L75 141H73L71 138H70V134L68 133V137H66V135H67V133L65 132V134L66 135H63V133H62V135L64 136V138L63 139H65L66 138V141H68V143H69V140L71 141V142H75V143H77V145H74V146H78L77 147V149H75V147L73 146L72 147V145L71 144H68V145H71V147H69V148H74V150L76 151V150H80V148H81V151L85 148L86 150H88L87 152H86V150L84 149L83 150V152H81L80 153V151L78 152V151H76V152H78V154H81V155H83L82 153H84V154H86L85 156H86V158L84 159V161H86L85 163L82 161V162H78L79 164L80 163H83L82 165L80 164H78L79 165V167H75V168H73V170H71V171H69V174H71L70 172H73V171H75L76 172V170H87V174L89 173L90 174V176H88L87 174L85 175V178L87 177H89L87 180L84 178L83 179V181H82V190L85 188V190H83V192H85V195L87 196V195H89L90 193H91V195H93V194H95V195H93V196H91V195H89V196H87L88 198L90 197V199H88L87 201L90 203H85L86 205H84L83 203H80V204H82V205H78V204H76L77 202H74V204H76L77 206H76V210H77V213H76V215H75V213L73 212H71L70 214H69V216H70V218H69V220L71 219V220H74L76 217H77V215H78V218H80L81 216L80 215H83L82 216V219H84V217H85V219H84V221L86 222V220H89V222H87L88 224H86L87 226H89L90 228H87L88 229V231H87V235L85 236V238H84V241L85 240H87L86 242H85V244L83 245V247L81 248V249H83V251H84V253L86 254V256L88 257V263L87 264H89V262H90V264H92V262L94 261V263L93 264H101V262H102V264H103V260L102 261H100L101 259H103V256L102 255H104V251L108 248V247H111V246H113L114 244L116 245L117 244V242H115L113 239H110V232L108 231L109 230V228H112L113 230L117 227V225H118V228L116 229V230H119V228H120V226H121V223H122V221L124 220V218L126 217L127 219L129 218L128 216H130V214L131 213H133V211H134V213H135V211L136 210H139L140 208L141 209H143L144 211H145V209L147 210V208H144V206H143V204L145 205V200L147 199V201L149 200H153V198H155L157 195H156V193H152L151 192V190H150V187H152V186H150V184L152 185V182L153 181H156L158 178H160L161 176L163 177L164 175H165V173H168V171L169 172H172V171H174L175 169H183L184 171H183V179H184V182L187 180V177H189L188 176V174L190 173V174H192L193 172H194V170H195V168H192V166H191V164L192 163H194V162H192L191 163V161H194L193 160V158L194 159H197L198 158V154L200 153V151H201V149L199 148V149H195L196 148V146L195 145H193L194 143H195V141H199L200 142V138H202V141H201V143H206L207 141H206V138L207 139H209L208 137H210V138H212V136L216 133L217 134V132H219V131H216V132H214V130H215V128L218 130V126H216L215 125V123H217L216 122V120L218 121V119L217 118H227L228 119V116H229V119H231V118H233L234 119V122H233V119L230 121V122H233V124L232 125H230V127H232V126H234V124H235V122H236V124H237V121L239 120V118H238V120H237V112H239L240 110L242 111L243 110V108L245 109V111L246 110H249V111H247L246 113H247V115H248V119H249V124H248V129H250L251 127L250 126H252L253 128V130L252 129H250L251 131H256V132H254L255 134H259V133H261L262 132V130H264L263 129V127H264V122H263V120H264V92H263V90H264V84L263 85H260L259 87H257V89H256V86H252V85H254L253 84V79H251L252 77L254 78V76H252V73H255V71L257 70V69H255V71L254 72H252L253 71V68H256V65L258 66V62H256L258 59H255V58H251L252 57V55H254L253 57H256V58H258L257 56L259 55V53L261 52L262 53V51H255V52H253V54L251 55V56H244L242 59V61H244V62H247L248 63V61H246L245 59L247 58V60H249V63H250V60H252V62H251V65L250 64H247V65H244L245 63L243 62V65H242V67H235L236 69L234 70V76H233V78H236L235 80H234V82L236 83L237 82V84H235L236 85V87H237V89L235 88V86L232 84V82L233 81H230L231 83V85H229V83H228V81H226V78H227V76H225V75H228L229 73L228 72H226V71H224L225 70V66H223V61L221 60V59H219L220 61H222V63L223 64H221V62L220 61H215V62H217L216 63V65H215V63H213L212 64V61H210V59H212V55H215L214 54V50H215V52L217 51V49H215V46H217V44H219L218 42H219V40H217V38L218 37H220V35L222 34V36L223 35H226V36H230V34L231 35H236V34H246L245 35V37L247 38H249V37H251V35L253 34L252 32H258V31H260L261 29H262V26L261 25H259L258 24V26H257V24L255 23V22H251V20H247L246 21V19L245 20H243V19H241V18H239L238 16H239V14H240V12L242 11V13L244 14V10H245V13H247L248 11L247 10H249V12H250V10H251V7H252V4H251V2H252V0L250 1V0H244V1H246V2H244L243 0L240 2V4H238V7L235 9V12L233 11L232 13L231 12H229L228 14H227V21H228V23H226L227 21H225V22H223V24H221V23H217V21L215 22V21H211L209 24H206L205 22H202V21H200V19L198 18V17H187L188 15L187 14H189L187 11H190V8H188V7H186V5H188V4H190L191 3V1L193 2L194 0H184V2H183V0H177L180 4H182L183 3V5H179L178 4V2H176L178 5L175 7V5L176 4H174V2L176 1H171L174 5H170V4H172V3H170L169 5L171 6L170 8H172V9H174V7L176 8V10L177 9H179L178 7H180V9L182 8V7H184V9H185V11H183L184 9L182 8L180 11L178 10L177 12L175 11V13L173 14L174 15V17H173V15H168L169 17H172V18H169L168 16H166V19L164 18V20L162 19L163 17H161L160 16V18L157 16V15H159V14H157L158 12H160V11H158V10H160L159 8L161 7L160 5H161V3H162V1L160 0V2H156V1H158V0H150L151 2H149V0H145V2H144V0L143 1H139V0H133V2L132 3H134L133 5L130 3V4H126V7H128V8H130V7H132V9L130 8L129 9V12L130 13H126V14H122V12L120 11V13H118L119 11H118V9H119V5H120V2H119V0H90V2L88 1V0H62L61 2H60V0H59V2H60V6H59V2H58V0H38V1H40V4H39V2L36 0H10V1H8V0ZM18 3H17V2ZM64 1V2H63ZM95 1V2H94ZM137 1H139V2H137ZM153 1V2H152ZM182 1V2H181ZM188 1H190V2H188ZM221 1H223V2H221ZM218 0L217 2H219L220 4L222 3V4H224V0ZM248 1H250V4L248 3ZM263 1V0H262ZM14 3L13 5H11L12 3ZM25 2H27V3H25ZM36 4H35V3ZM38 2V3H37ZM47 2V3H46ZM150 4H149V3ZM157 4H156V3ZM243 2V3H242ZM4 3V4H3ZM7 3V4H6ZM26 5H25V4ZM31 3V4H30ZM78 3V4H77ZM87 3V4H86ZM102 3V4H101ZM113 3V4H112ZM140 3L142 4V5H140ZM146 4V5H144L143 6V4ZM155 3V4H154ZM184 3H186V4H184ZM243 5H242V4ZM244 3H245V5H244ZM253 3V2H252ZM261 3H264V1L263 2H261ZM9 4V5H8ZM16 4V5H15ZM35 6H34V5ZM38 4H39V6H38ZM42 4V5H41ZM58 4V5H57ZM63 4V6H61ZM71 4L73 5V6H71ZM83 4V5H82ZM94 4V5H93ZM152 4V5H151ZM160 4V5H159ZM191 4H193V3H191ZM248 4V5H247ZM3 7H2V6ZM24 5V6H23ZM32 7H31V6ZM38 7H37V6ZM41 5V6H40ZM48 5V6H47ZM69 5V6H68ZM132 5V6H131ZM136 5V6H135ZM154 5V6H153ZM157 5H159V6H157ZM250 5H251V7H250ZM262 5H264V4H262ZM15 6H17V7H15ZM21 6V7H20ZM30 6V7H29ZM56 6V7H55ZM77 6H78V8H77ZM79 6H82V7H80L79 8ZM83 6H85V8L83 7ZM88 6V7H87ZM102 6V7H101ZM116 8H115V7ZM144 8H143V7ZM191 6V5H190ZM189 6V7H190ZM243 6V7H242ZM1 7H2V9H1ZM8 7V8H7ZM29 8V9H26V8ZM35 7V8H34ZM40 7V8H39ZM44 7V8H43ZM47 7H49V8H47ZM136 7V8H135ZM159 7V8H158ZM249 7V8H248ZM4 8H7V9H4ZM19 8H20V10L21 11H23V12H21L20 10H19ZM22 8H23V10H22ZM31 8V9H30ZM34 8V9H33ZM65 8V9H64ZM71 8V9H70ZM73 8V9H72ZM91 8V9H90ZM102 8V9H101ZM103 8H104V10H103ZM134 8V9H133ZM146 8H148V9H146ZM158 8V9H157ZM246 8V9H245ZM42 9V10H41ZM56 9V10H55ZM75 9V10H74ZM79 9V10H78ZM83 9H84V12H80V11H83ZM86 9V10H85ZM90 9V10H89ZM96 9V10H95ZM111 9V10H110ZM152 9V10H151ZM171 9V10H172ZM243 9V10H242ZM7 10V11H6ZM18 10V11H17ZM25 10V11H24ZM58 10V11H57ZM71 10V13L69 12ZM78 10V11H77ZM94 10V11H93ZM116 10V11H115ZM138 10V11H137ZM141 10V11H140ZM156 10H157V12H156ZM187 10V11H186ZM239 10H241V11H239ZM20 11V12H19ZM27 11H28V14H26L27 13ZM41 11V12H40ZM89 11H91V12H89ZM101 11V12H100ZM118 11V12H117ZM134 12V13H132V12ZM149 11V12H148ZM173 11V10H172ZM185 12L184 14H181V13H183V12ZM247 11V12H246ZM26 12V13H25ZM35 12H37V14L35 13ZM102 12H103V14H102ZM116 12V13H115ZM140 12H141V14H140ZM237 12H239V13H237ZM40 13H41V15H40ZM47 13V14H46ZM64 15H63V14ZM76 13V14H75ZM85 15H84V14ZM92 13H93V15H92ZM107 15H106V14ZM145 13H149V14H146V16H145ZM151 13V14H150ZM172 13V12H171ZM178 13L179 14H181V15H183V17L182 16H179L178 15ZM187 13V14H186ZM236 13V14H235ZM3 14V15H2ZM13 14V15H12ZM15 14V15H14ZM57 14V15H56ZM59 14V15H58ZM66 14V15H65ZM69 14H71V15H69ZM79 14V15H78ZM130 14H132V15H130ZM237 14H238V16H237ZM61 15V16H60ZM77 15V16H76ZM96 17H95V16ZM103 15L104 17H103V19H101L102 17L101 16ZM137 15V16H136ZM141 15V16H140ZM232 15H234V16H232ZM236 15V16H235ZM242 15V14H241ZM241 15H240V17H241ZM2 16V17H1ZM28 16V17H27ZM58 16V17H57ZM69 16V17H68ZM74 16V17H73ZM84 17V18H82V17ZM98 16H99V18H98ZM128 16V17H127ZM131 16H133L132 18H131ZM135 16V17H134ZM140 16V17H139ZM152 16H153V20H152ZM157 16V18H155ZM188 18V19H186V17ZM3 17H5V18H3ZM18 17V18H17ZM67 17V18H66ZM76 17H79V18H76ZM81 17V18H80ZM106 17H108L107 19H106ZM137 17V18H136ZM146 17H148L149 18V20H148V18H146ZM165 17V16H164ZM177 18V20H174V19H176ZM33 18V19H32ZM48 18V19H47ZM60 18V20H58ZM65 18V19H64ZM92 18H93V20H92ZM95 18H96V21H95ZM113 18V19H112ZM117 19V20H115V19ZM134 18V19H133ZM140 18V19H139ZM146 18V19H145ZM151 18V19H150ZM159 18V19H158ZM169 18V19H168ZM174 18V19H173ZM193 18L196 20H193ZM198 18V19H197ZM25 19V20H24ZM29 21H28V20ZM68 19V20H67ZM71 19H73V20H71ZM80 19H82V20H80ZM112 19V20H111ZM158 19V20H157ZM184 19V20H183ZM236 19V20H235ZM240 19V20H239ZM31 20H33V21H31ZM67 20V21H66ZM74 20H75V22H74ZM79 20H80V22H79ZM90 20V21H89ZM99 20H100V22H99ZM106 20V21H105ZM108 20V21H107ZM114 20H115V23H114ZM121 20V21H120ZM134 20H137V21H134ZM161 22H160V21ZM169 20L170 21H172L173 22V24H172V22H169ZM192 20V21H191ZM232 22H231V21ZM243 20V21H242ZM15 21H16V23H15ZM31 21V22H30ZM46 21V22H45ZM59 21V22H58ZM61 21V22H60ZM66 21V22H65ZM71 21V22H70ZM87 21H89L88 23H87ZM105 23H104V22ZM118 21V22H117ZM123 21H126L127 23H125V22H123ZM143 21V22H142ZM156 21V22H155ZM157 21H159V22H157ZM168 21V22H167ZM179 21H181L180 23H179ZM234 21H236L235 22V24L236 23H238V25L236 24H234L233 22ZM238 21V22H237ZM240 21V22H239ZM242 21V22H241ZM252 23H250V22ZM253 21V20H252ZM5 22H7V23H5ZM11 22V23H10ZM49 22V23H48ZM53 22V23H52ZM70 22V23H69ZM74 22V23H73ZM123 22V23H122ZM141 22H142V25H141ZM145 22V23H144ZM152 22H155L154 24L152 23ZM175 22V23H174ZM177 22V23H176ZM194 22L195 23H197V24H194ZM244 22H247L246 24L244 23ZM2 23V24H1ZM13 23V24H12ZM18 23V24H17ZM33 23V24H32ZM47 23H48V25H47ZM100 23V24H99ZM104 23V24H103ZM107 23V24H106ZM137 23H139V24H137ZM146 23H147V25H146ZM199 23V24H198ZM201 23H203V24H201ZM206 25H208V26H206ZM211 23H212V25H211ZM214 23V24H213ZM232 23V24H231ZM244 23V24H243ZM256 24L255 26H254V24ZM32 24V25H31ZM39 24V25H38ZM54 24V25H53ZM75 24V25H74ZM79 24V25H78ZM81 24V25H80ZM109 24V25H108ZM116 24V25H115ZM118 24V25H117ZM125 26H124V25ZM157 24V25H156ZM181 24H182V26H181ZM191 25V27H190V25ZM217 24V25H216ZM219 24V25H218ZM225 24H226V27H227V25H228V27L226 28L225 27ZM241 24H243V27H242V25ZM11 25V26H10ZM66 25V26H65ZM74 25V26H73ZM90 25V26H89ZM93 25H94V27H93ZM124 27H123V26ZM128 25H130V26H128ZM141 25V26H140ZM171 27H170V26ZM175 25V26H174ZM188 25V26H187ZM200 25H202V27H198V26ZM204 25V26H203ZM223 25V26H222ZM232 25V26H231ZM251 25V26H250ZM5 26V27H4ZM34 26V27H33ZM38 26V27H37ZM67 26H68V28H67ZM75 28H73V27ZM78 26V27H77ZM81 26V27H80ZM96 26V27H95ZM105 26H106V28H105ZM118 26H120V27H118ZM134 26V27H133ZM135 26H136V28H135ZM139 26V27H138ZM147 26V27H146ZM149 26H151V27H149ZM158 26V27H157ZM160 26V27H159ZM173 26V27H172ZM209 26H210V28H216V29H209L208 30V28H209ZM212 26V27H211ZM231 26V27H230ZM237 26H239V27H237ZM244 26H246L245 28H244ZM253 26V27H252ZM13 27V28H12ZM16 27V28H15ZM33 27V28H32ZM47 27H49L48 29H47ZM105 28V30H104V28ZM125 27H126V29H125ZM141 27V28H140ZM155 27V28H154ZM163 29H162V28ZM188 27V28H187ZM221 27V28H220ZM233 27H235V28H233ZM7 28H9V29H7ZM10 28H11V31H10ZM23 28V29H22ZM37 28V29H36ZM40 28V29H39ZM58 28V29H57ZM76 28H78V29H76ZM83 28V29H82ZM88 28V29H87ZM99 28H100V30H99ZM114 28V29H113ZM116 28V29H115ZM118 28V29H117ZM119 28H121V30L119 29ZM131 29V30H129V29ZM134 28V29H133ZM167 28H169L168 29V31H166L167 30ZM172 28H174V29H172ZM189 28H191V29H189ZM194 28H195V30H194ZM200 28V29H199ZM207 28V29H206ZM229 28V29H228ZM232 28V29H231ZM237 28V29H236ZM239 28V29H238ZM242 28V29H241ZM254 28H255V30H254ZM258 28V29H257ZM261 28V29H260ZM4 29V30H3ZM7 29V30H6ZM15 29V30H14ZM25 29H27V30H25ZM65 29V30H64ZM87 29V30H86ZM103 29V30H102ZM112 30V31H109V30ZM123 29V30H122ZM137 29H140V30H137ZM150 31H149V30ZM171 29V30H170ZM177 29V30H176ZM234 29H236V30H234ZM252 29V30H251ZM9 30V31H8ZM50 30V31H49ZM60 30V31H59ZM72 30V31H71ZM75 30V31H74ZM88 30H90L89 32H88ZM99 30V31H98ZM116 30H117V32H116ZM129 30V31H128ZM170 30V31H169ZM179 30V31H178ZM185 32H184V31ZM188 30V31H187ZM212 30V31H211ZM231 30V31H230ZM241 30V31H240ZM18 31V32H17ZM34 31V32H33ZM45 31V32H44ZM47 31V32H46ZM66 31V32H65ZM77 31H79V32H77ZM81 31V32H80ZM83 31V32H82ZM92 31V32H91ZM93 31H94V33H93ZM178 31V32H177ZM192 31H194V33L192 32ZM200 31V32H199ZM224 31H225V33H224ZM7 34H6V33ZM20 32V33H19ZM39 32H40V34H39ZM42 32V33H41ZM54 32V33H53ZM62 32V33H61ZM74 33V34H72V33ZM77 32V33H76ZM88 32V33H87ZM175 32V33H174ZM191 32V33H190ZM207 32V33H206ZM227 32L229 33L228 35H227ZM24 33V34H23ZM44 33V34H43ZM83 34V35H81V34ZM91 33V34H90ZM147 33V34H146ZM183 33V34H182ZM196 33V34H195ZM215 33V34H214ZM217 33V34H216ZM219 33H220V35H219ZM233 33V34H232ZM249 33L251 34V35H249ZM22 34V35H21ZM52 34V35H51ZM87 34V35H86ZM170 34V35H169ZM176 34V35H175ZM192 34H193V36H192ZM207 34V35H206ZM212 34V35H211ZM18 35H19V37H18ZM33 35V36H32ZM39 35V36H38ZM53 35H54V37H53ZM93 35V36H92ZM117 35V36H116ZM158 35H161V36H158ZM174 35V36H173ZM180 35V36H179ZM188 35H189V38L190 37H193V39H194V41H195V43H194V41L192 40L191 42H192V45H190L191 44V42L189 43V41L187 42V38H188ZM214 35V36H213ZM216 35V36H215ZM219 35V36H218ZM67 36V37H66ZM69 36V37H68ZM76 36V37H75ZM84 36H85V39H84ZM105 36H107V37H105ZM112 36V37H111ZM154 36V37H153ZM166 36H168V37H166ZM207 36V37H206ZM212 36H213V41L215 42L216 40H217V42H216V45H215V43L210 39V38H212ZM220 37V40L223 38V37H226V36H223V37ZM50 37H51V39H50ZM79 37V38H78ZM109 37V38H108ZM170 37H172V38H170ZM183 37V38H182ZM195 37V38H194ZM201 37H203L202 38V40H201ZM215 37H217L216 39H215ZM3 38V39H2ZM12 40V39H15V40H10V39ZM22 38V39H21ZM46 38V39H45ZM123 38H124V40H123ZM143 38H144V40H143ZM147 38V39H146ZM150 38H151V40H150ZM154 38V39H153ZM162 38V39H161ZM184 38H186V39H184ZM28 41H27V40ZM44 39V40H43ZM65 39V40H64ZM79 39V40H78ZM80 39H81V41H80ZM130 39V40H129ZM147 41H146V40ZM161 39V40H160ZM173 39V40H172ZM174 39H176V41L174 40ZM179 39V40H178ZM182 39H184V40H186V42L184 41V40H182ZM198 39H200V41L198 40ZM4 40H6V41H4ZM8 40H10L11 41V45H9L10 44V41H8ZM22 40V41H21ZM78 40V41H77ZM86 40V41H85ZM106 40V41H105ZM108 40V41H107ZM119 40V41H118ZM142 40V41H141ZM156 40V41H155ZM163 40H164V42H163ZM167 40V42H165ZM180 40H182L181 42H182V44H183V46L180 44L181 42H180ZM196 40L198 41V42H196ZM207 41V42H204V41ZM210 40H211V42H213L212 44H211V42H210ZM118 41V42H117ZM127 41V42H126ZM130 41V42H129ZM149 41V42H148ZM155 41V42H154ZM160 41V42H159ZM176 42V44H175V42ZM19 42V43H18ZM28 42V43H27ZM48 42V43H47ZM51 42V43H50ZM63 42V43H62ZM66 42V43H65ZM78 44H77V43ZM83 42V43H82ZM101 42V43H100ZM110 42H112V43H110ZM114 42V43H113ZM121 42V43H120ZM133 42V44H131ZM152 42V43H151ZM180 42V43H179ZM199 42H201L202 44H201V46L202 45H204V46H199L200 45V43ZM93 43L95 44V45H93ZM97 43V44H96ZM116 43H118V44H116ZM120 43V44H119ZM124 43V44H123ZM126 43V44H125ZM130 44V45H128V44ZM140 43V44H139ZM143 43H146V44H143ZM150 43V44H149ZM159 44V46L162 48V46H163V48L161 49L159 46H158V44ZM177 43H178V45H177ZM197 43V44H196ZM23 44V45H22ZM26 44V46H24ZM29 44V45H28ZM51 44V45H50ZM78 46H77V45ZM79 44H81V47L79 48ZM105 46H104V45ZM157 44V45H156ZM174 44V45H173ZM182 46V48L181 47H179V48H177L178 46H180V45ZM199 44V45H198ZM210 44V45H209ZM4 45V46H3ZM7 45V46H6ZM32 45V46H31ZM64 45V46H63ZM71 45V46H70ZM87 46V47H84V46ZM99 45V46H98ZM102 45V46H101ZM121 45V46H120ZM134 45H136V47H132V46ZM151 47H150V46ZM153 45V46H152ZM172 45V46H171ZM176 45H177V47H176ZM184 45H185V47H184ZM188 45V46H187ZM207 45H209L207 48H206V46ZM215 45V46H214ZM5 46H6V48H5ZM11 46L13 47V49L12 50H8L9 48H11ZM34 46V47H33ZM73 46H75L74 48H76V49H78V50H75L74 48H73ZM104 46V47H103ZM114 46V47H113ZM126 46V47H125ZM130 46V47H129ZM141 46V47H140ZM142 46H144V47H142ZM148 46V47H147ZM189 46H192L191 48L189 47ZM198 46V47H197ZM9 47V48H8ZM30 47V48H29ZM66 47V48H65ZM93 47V48H92ZM100 47H102V48H100ZM107 47H108V49H109V51L107 50ZM140 47V48H139ZM145 47H147L146 48V51L149 49L150 50V48H153L154 50H150L151 51V53H150V51L147 53L146 51H144L145 50ZM155 47L157 48V49H155ZM173 47V48H172ZM175 47H176V49H175ZM187 47V48H186ZM200 47V49H198ZM209 47H210V49H209ZM212 47V48H211ZM25 48H28L27 50L25 49ZM68 48V49H67ZM81 48H85V49H81ZM87 48V49H86ZM92 48V49H91ZM112 48V49H111ZM117 48V49H116ZM166 48L168 49V52H167V50H166ZM181 48V49H180ZM195 49V51H194V49ZM206 48V49H205ZM26 51H25V50ZM47 51V53H45L46 51ZM49 49H50V51H49ZM72 49H74V50H72ZM99 50V52H98V50ZM102 49V50H101ZM125 49V50H124ZM132 49V50H131ZM136 49V50H135ZM139 49L142 51V49H143V51H142V53L141 52H139ZM170 49H172V51L170 50ZM174 49V50H173ZM191 49V50H190ZM214 49V50H213ZM8 51V52H6L5 53V51ZM29 50V51H28ZM36 50H38V51H36ZM54 50V51H53ZM57 50H59L58 52H57ZM81 50V51H80ZM85 50V51H84ZM86 50H87V52H86ZM122 50V53L121 52H119V51H121ZM131 50V51H130ZM134 50H135V53L136 54H138V55H136V54H133L134 53ZM178 50V51H177ZM181 50H183V51H181ZM193 50V51H192ZM198 50V51H197ZM207 50V51H206ZM209 50V51H208ZM210 50L213 52L212 53V55H211V52H210ZM12 51V52H11ZM13 51H14V53H13ZM21 51V52H20ZM49 51V52H48ZM63 51V52H62ZM76 51V52H75ZM78 51H80V53L78 54V56H77V53H78ZM102 51V52H101ZM118 51V52H117ZM138 51V52H137ZM155 51V52H154ZM157 51H158V53H157ZM166 51V52H165ZM169 51H171V52H169ZM181 51V52H180ZM192 51V52H191ZM27 52V53H26ZM33 52H34V54H33ZM37 52V53H36ZM38 52H40V54L38 53ZM66 52V53H65ZM70 52V53H69ZM73 52V53H72ZM82 52V53H81ZM101 52V53H100ZM109 54H108V53ZM129 52H130V54H129ZM145 52H146V54H145ZM162 54H161V53ZM174 52V53H173ZM176 52V53H175ZM177 52H178V55H176L177 54ZM180 52V53H179ZM184 52V53H183ZM189 52V53H188ZM200 52V53H199ZM202 52V53H201ZM204 52V53H203ZM210 52V53H209ZM258 52V53H257ZM9 55H11V56H9ZM14 55H13V54ZM18 53H20V55L18 54ZM23 53V54H22ZM30 53V54H29ZM50 53V54H49ZM53 53V54H52ZM63 53V54H62ZM69 53V54H68ZM84 53H86V54H84ZM97 53V54H96ZM105 53V54H104ZM118 53V54H117ZM154 54V57H152L153 56V54ZM173 53V54H172ZM181 53H182V55H183V57H182V55H181ZM195 55H194V54ZM209 53V54H208ZM261 53H260V56H261ZM49 54V55H48ZM57 54V55H56ZM67 54L68 55H70V56H72L73 54L74 55H76L77 57H79V58H77L76 56H74L73 58H75L76 57V59H74L75 61H77V62H79V63H77V62H75L74 60H73V58L71 57V59H70V56H67ZM72 54V55H71ZM83 54V55H82ZM96 54V55H95ZM100 54H102V56L100 55ZM108 56H107V55ZM152 54V55H151ZM159 54H160V57H159ZM164 54V55H163ZM187 54L189 55V56H187ZM202 54V55H201ZM205 55V57H204V55ZM4 55V56H3ZM6 55H8L9 57H7L6 58ZM18 55V56H17ZM21 55H22V57H21ZM40 55V56H39ZM43 55H44V57H43ZM59 55V56H58ZM105 55V56H104ZM111 55V56H110ZM124 55H126V56H124ZM129 55H131V56H129ZM133 55V56H132ZM141 55V56H140ZM147 55L148 56H150L151 55V57L149 58V57H147ZM156 55V56H155ZM162 55V56H161ZM169 55V56H168ZM208 55H211V57L209 56V60H208V57H206V56H208ZM16 56L17 57V59H19V57L20 58H22L23 59V61H22V59H20V60H17V63L15 62L16 60H14L13 58ZM32 56V57H31ZM35 56V57H34ZM37 56V57H36ZM99 57V58H97V57ZM157 56H158V59H157ZM173 56V57H172ZM174 56L176 57L175 59H174ZM184 56H186L185 57V59H184ZM190 56H192V57H190ZM196 56V57H195ZM13 57V58H12ZM40 57H43V58H41L40 60H42V63H41V65L40 64H38L39 62H41L40 60H39V58ZM53 57V58H52ZM57 57H59L58 58V62H57ZM61 57V58H60ZM82 57V58H81ZM83 57H85V58H83ZM108 57V58H107ZM110 57V58H109ZM116 57V58H115ZM118 57H120V58H118ZM139 57V58H138ZM145 57V58H144ZM162 57L164 58V59H162ZM181 57V59L183 58L184 60H183V62H181V63H178V61H177V58H180ZM194 57V58H193ZM204 57V58H203ZM9 58V59H8ZM11 58V59H10ZM25 58H26V60H27V58L29 59L30 58V60H25ZM47 58V59H46ZM63 58V59H62ZM72 60V61H70L69 62V60ZM87 58V59H86ZM126 58V59H125ZM130 58H134L133 60L132 59H130ZM140 58H142V60H140ZM154 58V59H153ZM155 58H156V60H155ZM192 58V59H191ZM199 58H201V59H199ZM206 58V59H205ZM3 59H5V60H3ZM32 59H38L37 61L38 62H36V61H34V60H32ZM51 59V60H50ZM53 59V60H52ZM83 59V60H82ZM99 59H101V61L99 60ZM113 59V60H112ZM117 59V60H116ZM123 59V60H122ZM125 59V60H124ZM160 59H162V61L160 60ZM166 59V60H165ZM171 59H173V60H175V61H172ZM195 59V60H194ZM253 59H255V61L253 60ZM7 60V61H6ZM12 62H11V61ZM25 60V61H24ZM43 60H44V62H43ZM46 60H48V61H46ZM61 60V61H60ZM99 60V61H98ZM110 60V61H109ZM115 60V61H114ZM121 60L123 63H121V61H120V64H119V61ZM142 61V62H140V61ZM151 60V61H150ZM153 60V61H152ZM160 60V61H159ZM189 60H190V62H189ZM193 62H192V61ZM213 60V59H212ZM3 61H5V62H3ZM46 61V62H45ZM53 61V62H52ZM69 62V64H68V62ZM83 63H82V62ZM89 61V62H88ZM93 61H95L94 63H97V64H94L93 63ZM108 61V62H107ZM112 61H113V63H112ZM128 61V62H127ZM130 61V62H129ZM133 61V62H132ZM135 61V62H134ZM168 61H169V63H168ZM186 61V62H185ZM195 61H197V62H195ZM199 61H201V62H199ZM206 61V62H205ZM254 61V62H253ZM55 62V63H54ZM57 62V63H56ZM62 62V63H61ZM66 62V63H65ZM75 62V63H74ZM85 62V63H84ZM108 63V64H106V63ZM139 62V64L137 65V63ZM152 62H153V64H155L157 67H159V69L161 70L162 69V72H163V68H164V72H165V70H166V75L168 74V76H170L169 78H168V76L167 77H165L166 75H164V73H163V75H164V77H165V79L166 78H168V79H162V77H161V79L159 78H155L156 76H155V72H153L154 71V69H156L157 67H155V65H152ZM162 62V63H161ZM195 62V63H194ZM211 62V64L213 65L212 66V68H211V65L209 66V63ZM218 62H220V64L218 63ZM4 63V64H3ZM15 63V64H14ZM25 64V65H21V64ZM49 63H51V65L49 64ZM60 63V64H59ZM74 64V65H71V64ZM99 63H100V66H99ZM101 63L104 65L103 67L101 66ZM127 63H128V65L130 66L129 68H128V65H127ZM135 63V64H134ZM141 63V64H140ZM143 63H144V65H143ZM152 65V67H150L151 65ZM164 63V64H163ZM188 63H190L191 64V66H189L188 65ZM194 65H193V64ZM207 63H208V65H207ZM66 64H67V66H66ZM83 64V65H82ZM84 64H86V65H84ZM160 65V64H163L161 67L160 66H158V65ZM174 64V65H173ZM197 64V65H196ZM218 64V65H217ZM13 66L12 68H10L11 66ZM20 65V66H19ZM108 65H110L109 66V68H108ZM112 65H115V66H112ZM121 65H123V67L121 66ZM126 65V66H125ZM132 65H134V67L132 66ZM150 65V66H149ZM173 65V66H172ZM179 65H180V67L182 66V68L180 69V67H179ZM188 65V66H187ZM220 65V66H219ZM225 65V64H224ZM17 66H19V67H17ZM29 66V67H28ZM32 66H34L32 69L33 70H31V67ZM46 68H45V67ZM62 66V67H61ZM63 66L64 67H66L65 69L63 68ZM69 66V67H68ZM71 66V67H70ZM75 66V67H74ZM83 66V67H82ZM137 66H138V70L136 69L137 68ZM167 66V67H166ZM196 66H198V67H196ZM199 66H201L200 67V69H199ZM203 66V67H202ZM209 66V68H207ZM216 66V67H215ZM217 66H219L220 68L221 67H224V70H223V68H222V70L220 69V68H218ZM246 66L247 68L245 69L244 67ZM249 66L251 67V68H249ZM253 66V67H252ZM15 67H17V68H15ZM27 67V68H26ZM42 67V68H41ZM49 67V68H48ZM59 67V68H58ZM60 67H61V70H60ZM74 67V68H73ZM86 67V68H85ZM95 67V68H94ZM113 67H115V68H113ZM121 67V68H120ZM136 67V68H135ZM140 67H142L143 69H141ZM145 67V68H144ZM150 67V68H149ZM169 67V68H168ZM176 67V68H175ZM184 67V68H183ZM189 67H191V69L189 68ZM9 68V69H8ZM19 68H21V70H19ZM26 68V69H25ZM30 68V69H29ZM41 69V73H39L38 71L39 70H37V69ZM44 68V69H43ZM49 70H48V69ZM53 68V69H52ZM57 68V69H56ZM84 68V69H83ZM106 68H108L107 70H106ZM112 68H113V70L116 72V74L117 73H119V75L121 74V72L122 73H124L123 75L121 74V76H123V79L124 80H122V79H120V77L121 76H119L118 74H117V78H115L114 79V76H116V74H115V72L112 70ZM118 68V69H117ZM123 68H125V69H123ZM127 68H128V70H127ZM132 68V70H130ZM135 68V69H134ZM147 68H149V69H147ZM152 68H153V70H152ZM178 68V70H176ZM186 68V69H185ZM189 68V69H188ZM194 68V69H193ZM197 68V69H196ZM241 68H243L242 70H241ZM8 69V70H7ZM10 69H11V71H10ZM16 69V70H15ZM18 69V70H17ZM28 69V70H27ZM42 69H43V71H42ZM55 69V70H54ZM100 69V70H99ZM102 69V70H101ZM105 69V70H104ZM146 69V70H145ZM158 69V68H157ZM170 69V72L168 71ZM174 69V70H173ZM188 69V70H187ZM199 69V71H197ZM202 69H203V71H202ZM218 69V70H217ZM238 69V70H237ZM244 69H245V71H244ZM248 69V70H247ZM14 70H15V72H14ZM26 70V71H25ZM37 71L38 73H36V72H33V71ZM52 70V71H51ZM54 70V71H53ZM57 70H58V72H59V70H60V73H58L57 72ZM84 70H85V74L87 75H85V74H83L84 73ZM98 70H99V72H98ZM108 70H109V72H110V74H109V72H108ZM116 70H118V71H116ZM137 71V72H135V71ZM141 70V71H140ZM147 70H148V72H150L151 73V75H150V73H147ZM181 70V71H180ZM185 70H187V71H185ZM192 72L191 74H190V71ZM194 70H196L195 72H194ZM209 70V71H208ZM237 70V72H242V73H244V74H242V73H238L237 75H236V71ZM5 71L7 72L8 71V75H9V77L10 76H12V77H10L11 79H9L8 80V76H6V75H4V76H1V75H3V74H1V73H5ZM13 71V73H11ZM18 71V73H16ZM22 71V73H20ZM46 71H48V72H46ZM53 74H50V75H48L50 72ZM71 71H73L72 73H69V72H71ZM101 71V72H100ZM107 71V72H106ZM113 72V74H112V72ZM121 71V72H120ZM125 71V72H124ZM127 71V72H126ZM129 71V72H128ZM174 71H176V73L174 74ZM187 72V74L185 73V72ZM219 72V74H218V72ZM222 71H224V72H222ZM46 72V73H45ZM99 73V75H98V73ZM140 72V73H139ZM144 72H146L147 73V76L145 75L146 73H144ZM171 72H172V74H171ZM181 72V73H180ZM184 72V73H183ZM194 72V73H193ZM200 72V73H199ZM208 72V73H207ZM209 72H210V74H209ZM217 72V73H216ZM220 72H222V74L220 73ZM226 72V73H225ZM32 73H33V75L36 77V78H41L42 79V77H43V79L44 78H46V80L44 79H42V81H41V79L40 80H38V79H35V77L32 75ZM77 73V74H76ZM88 73H89V76H88ZM93 73H95V74H93ZM101 73H102V75H101ZM130 73V74H129ZM133 73V74H132ZM136 74V76H137V74L139 75V76H137L138 78L139 77H141L140 79H142V77H144V81H143V79H142V81L143 82H140L141 80L140 79H137V77H135L134 75ZM142 73V74H141ZM153 73V74H152ZM178 73H180V74H184L185 76H183V74L182 75H180V74H178ZM202 73V74H201ZM204 73V74H203ZM228 73V74H227ZM11 74V75H10ZM16 77V79H17V81H16V84L14 83V80H16V79H14L13 78V75ZM18 76H17V75ZM21 74V75H20ZM22 74H25V75H22ZM27 74H29L28 76L29 77H27ZM30 74L32 75V76H30ZM45 74V76H43ZM47 74V75H46ZM70 74V75H69ZM76 74V75H75ZM126 74H128V75H126ZM141 74V75H140ZM148 74H149V77H148ZM171 74V75H170ZM193 74V77L191 76ZM195 74V75H194ZM196 74H198V75H196ZM215 74V75H214ZM216 74H218V75H220V76H218V75H216ZM245 74H249V75H245ZM37 75H40V76H37ZM75 75V76H74ZM91 75H92V77H91ZM107 75H108V77H107ZM143 75V76H142ZM152 75H154L153 77L154 78H151L152 77ZM176 75H178L177 77H176ZM190 75V76H189ZM241 75H243V77H241ZM255 75V74H254ZM59 76V77H58ZM81 78H80V77ZM86 78H85V77ZM106 76V77H105ZM111 76V77H110ZM113 76V77H112ZM173 78H172V77ZM196 76V77H195ZM224 76H225V78H224ZM21 77H22V79H21ZM26 78V82L28 83L27 85H26V83H25V78ZM77 77H78V80H77ZM119 77V78H118ZM125 77V78H124ZM132 79H134L135 80V78L137 79L136 81H134V80H132ZM135 77V78H134ZM147 77V78H146ZM181 77H183L182 79H181ZM192 77V78H191ZM199 77V78H198ZM215 77V78H214ZM221 77H222V80H221ZM241 78V80L239 79V78ZM247 77V79H245ZM248 77H250V78H248ZM30 78V79H29ZM51 78V79H50ZM52 78H53V80H52ZM58 78H59V80H58ZM63 78V79H62ZM109 78V79H108ZM111 78V79H110ZM122 78V77H121ZM146 78V79H145ZM189 78V79H188ZM33 79H35V80H33ZM47 79H49V80H47ZM56 79V80H55ZM61 79V80H60ZM65 79H66V84L68 85V87L66 86V84L64 83V81H65ZM73 81H72V80ZM97 79V80H96ZM104 79H105V81H104ZM107 79H108V81H107ZM116 79H120L119 80V82H117V80ZM127 79V80H126ZM129 79V80H128ZM131 79V80H130ZM149 79V80H148ZM151 79V80H150ZM155 79V80H154ZM176 79H180V81H178V80H176ZM186 79H188V80H186ZM197 79V80H196ZM199 79V80H198ZM202 79V80H201ZM224 79H225V81H224ZM245 79V80H244ZM7 80V82L9 81H11L10 83L12 84V83H14V84H12V87H13V85H14V87L12 88V89H10L9 88V92H7V90H8V83L6 84L5 83V81ZM21 80V81H20ZM28 80V81H27ZM52 82H51V81ZM70 80V81H69ZM77 82H76V81ZM88 80V81H87ZM114 80H116V81H114ZM139 80V81H138ZM145 80H147V82H145ZM170 80V81H169ZM176 80V81H175ZM211 81V83L209 82V81ZM214 80V81H213ZM238 80V81H237ZM244 80V81H243ZM248 80V81H247ZM250 80V81H249ZM251 80H252V82H251ZM13 81V82H12ZM20 81V82H19ZM24 81V82H23ZM31 81V82H30ZM38 81V82H37ZM44 81H45V83H46V81H47V84H45L44 83ZM59 81L62 83H60L59 84ZM67 81H69V82H67ZM73 82V84L74 85H70V84H72V82ZM75 81V82H74ZM78 81H81V82H78ZM95 81V82H94ZM98 81H100V84H99V86H98ZM120 81H122V82H120ZM124 81H125V83H124ZM130 81H132V82H130V83H133L131 86L132 87H130V86H127V88H126V85H130L129 84V82ZM158 81H159V83H158ZM163 83H162V82ZM181 82V83H178V82ZM193 81V82H192ZM198 81H199V83H198ZM204 81V82H203ZM206 81V82H205ZM223 81V82H222ZM240 81V82H239ZM246 81V82H245ZM18 82H19V87L20 88H22V89H19V91L17 90L18 89V87H17V84H18ZM25 84H23V83ZM42 82V83H41ZM49 82V83H48ZM51 82V83H50ZM85 82V83H84ZM103 82H105V83H103ZM126 82H128L127 84H126ZM140 84H139V83ZM145 82V83H144ZM157 82V83H156ZM161 82V83H160ZM166 83V85H165V83ZM174 82V84H172ZM176 82V83H175ZM185 82H186V85H185ZM188 82V83H187ZM189 82H190V84H191V89H192V87L196 90V89H198V90H191V92H190V85H189ZM195 82H196V84H198V85H196L195 84ZM241 82H243V84H244V82H245V84H244V86H243V84L241 83ZM250 82V83H249ZM3 83H5V85H3ZM55 83V84H54ZM75 83H76V85H77V83H78V85L77 86H79V87H77L76 85H75ZM86 83H87V85H86ZM97 83V84H96ZM103 83V84H102ZM109 83V85H107ZM112 83V84H111ZM136 83H138L137 85H136ZM143 83V84H142ZM156 83V84H155ZM168 83V84H167ZM206 84V86H205V84ZM208 83V84H207ZM218 83V84H217ZM225 83V84H224ZM11 84H9L10 86H11ZM22 84V85H21ZM37 84H39V85H37ZM50 84V85H49ZM52 84V85H51ZM58 84V85H57ZM65 84V85H64ZM82 84V85H81ZM88 84H90V85H88ZM126 84V85H125ZM135 84V85H134ZM142 84V85H141ZM144 84H146V85H144ZM164 84V85H163ZM176 84H177V86H176ZM182 84V85H181ZM187 84L189 85L188 87H189V89H188V87H187ZM210 84H211V86H210ZM228 84V86H226ZM249 86L248 88H247V85ZM69 85H70V87H69ZM85 85V86H84ZM93 85H95V86H93ZM106 85V86H105ZM112 85V86H111ZM115 85V86H114ZM118 85H121L122 87H120V86H118ZM133 85H134V88H133ZM147 85H148V87L150 88H148L147 87ZM150 85V86H149ZM157 85H161V86H159V87H163V88H161V89H163V90H161ZM163 85V86H162ZM174 88L175 86L177 87H175L174 89L175 90H173L172 89V87ZM175 85V86H174ZM193 85V86H192ZM226 86V87H224V86ZM234 87H233V86ZM9 86V87H10ZM27 86V87H26ZM32 88H31V87ZM52 86V87H51ZM54 86V87H53ZM67 88H66V87ZM76 88H75V87ZM83 86V87H82ZM125 88H124V87ZM168 86H170V87H168ZM208 86V87H207ZM209 86H210V88H214V89H218L219 88V86L220 87H222V88H226V90L225 91H227V89L228 90H230V91H233V90H231V87H232V89H236V91L238 90V89H241L242 88V90H239V91H241L240 93H238L237 92V95L238 94H240L239 95V97H236V99H235V96H237V95H235V96H233V97H231V98H233V99H235L236 101H232V102H234V103H232V106H233V108H235V106L236 105H238L237 104V100H239V107L238 106H236L237 108H238V110H237V108H236V111H233V110H231V113L229 112L228 113V111L226 112V107H225V109H224V105H223V102H224V100H226V99H223L222 100V98L220 99L219 97V100L221 101V103H222V105L220 104H218L219 106H222L221 107V109H220V107L219 106H217V110H215L216 109V105H217V103L219 102L220 103V101L219 100H217L218 98L217 97H215V98H212V99H215L214 100V102H216L215 104L216 105H214L213 106V100H211L210 101V99H209V101H210V106L211 107H213V109H214V107H215V111H213V109H210V111L211 112H207L208 111V109H205V108H207L208 107V105L207 106H205V104H207L208 103V101H207V99L205 98V94H206V92L207 91H205L207 88H209ZM241 86V87H240ZM263 86V87H262ZM6 87H7V90H6ZM34 87V88H33ZM55 87L58 89H56L55 90ZM72 87H73V94H71L72 93ZM85 87V88H84ZM87 87L89 88V89H87ZM97 87V88H96ZM98 87H100V88H98ZM105 87H106V89H105ZM107 87H109L110 88V90H109V88L107 89ZM113 87V88H112ZM123 89V90H125V89H127L128 91H130L131 89V93H132V91H133V95L134 96H132L133 97V100L132 99H130L129 98V100H130V102H134V103H130L129 102V100H127L128 98L126 97V96H122L124 93H125V91H124V93H122L121 94V91H123V90H120L119 91V89ZM129 87V88H128ZM141 87H143L142 89H144V90H150V91H148V92H150V95H149V93H147V91H144V90H141L140 91V89H138V88H141ZM152 87V88H151ZM154 87H155V89H154ZM166 87V88H165ZM181 87V88H180ZM185 87H187V88H185ZM204 87H207V88H204ZM229 87V88H228ZM239 87V88H238ZM71 88V89H70ZM78 88H82L81 90L79 89L78 90ZM91 88H93V89H91ZM103 88V89H102ZM131 88V89H130ZM135 88H137V89H135ZM146 88V89H145ZM157 88V89H156ZM165 88V89H164ZM178 88L180 89V90H182V91H184V92H182V91H180V90H178ZM203 88V89H202ZM243 88H245V89H243ZM250 88L252 89V90H250ZM259 88H260V90H259ZM30 89H33V90H30ZM36 89V90H35ZM53 89V90H52ZM66 89V90H65ZM69 89V91H67ZM74 89H76V90H74ZM114 89H115V91L117 92V95H116V92L114 91ZM117 89V90H116ZM133 89H135V90H137V91H134ZM152 89V90H151ZM154 89V90H153ZM166 89H169V90H171L170 92L169 91H166ZM184 89H186V90H184ZM248 89V90H247ZM6 90V91H5ZM12 90V91H11ZM28 90V91H27ZM83 90V91H82ZM88 90H89V92H88ZM157 90H159V92L157 91ZM166 91V94H169L168 96H170V97H168L166 94H163L164 92H161V91ZM201 90H203V92L201 91ZM262 90V92H260ZM13 91H14V93H13ZM22 91H24V93L22 92ZM25 91L26 92H30V93H28V94H26L25 93ZM33 91V92H32ZM39 91V93L37 94V92ZM52 92V94H51V92ZM54 91H55V93H54ZM63 91V92H62ZM76 91V93H77V95L78 96H80V97H78V96H75L76 95V93H75V95H74V92ZM81 91V92H80ZM99 91H100V93H99ZM101 91H102V93H101ZM108 93V94H106V92ZM113 91V92H112ZM143 91V93L142 94H140L141 92ZM153 91H156V92H154L153 93V95H152V93L151 92H153ZM175 91V92H174ZM189 91V92H188ZM194 91V92H193ZM230 91H227V92H230ZM235 91V90H234ZM233 91V92H234ZM245 91V92H244ZM4 92V93H3ZM5 92L7 93L5 96H4V94H5ZM57 92H59V93H57ZM66 92V93H65ZM71 92V93H70ZM88 92V93H87ZM93 92V93H92ZM109 92H112V94H110ZM140 92V93H139ZM172 92V93H171ZM177 92V93H176ZM180 92H182L181 94H179ZM197 92V93H196ZM200 92H202V93H200ZM233 92L231 93V94H233ZM8 93H10V95L9 96H7L8 95ZM16 93H17V95H16ZM32 93V94H31ZM45 93V94H44ZM50 93V94H49ZM62 93L64 94V97H63V95H62ZM67 93H69L68 94V96H67ZM79 93V94H78ZM114 93V94H113ZM135 93H136V95H135ZM145 93V95H144V97H143V94ZM156 93H157V95H156ZM160 93H162L163 94V98L160 96V98L162 99V100H160V98H159V96H158V94L160 95ZM191 95L190 97H189V94ZM192 93V94H191ZM205 93V94H204ZM243 93V94H242ZM248 93H250V94H247ZM258 93V94H257ZM259 93H260V95H259ZM262 93V94H261ZM23 94V95H22ZM43 94V95H42ZM56 94H57V96H58V94H59V98L56 96ZM86 94H87V96H89V97H87L86 96ZM100 94V95H99ZM140 96H139V95ZM177 94H178V96H177ZM183 94V95H182ZM185 94V95H184ZM200 94L202 95H204V96H200ZM242 94V95H241ZM245 94V95H244ZM14 95V96H13ZM20 97H19V96ZM29 95V96H28ZM39 96V97H37V96ZM49 95H51V96H49ZM70 95H72L73 97H76V98H73V97H71V99L73 100V102H72V100H71V102H69L70 101ZM86 98V99H88V100H86L83 96ZM105 95V96H104ZM107 95V96H106ZM118 95L119 96H121V97H119L118 98ZM141 95H142V97H141ZM152 95V96H151ZM155 95H156V97H155ZM172 95V96H171ZM187 95V96H186ZM198 97V98H201V100L200 101H198V98H197V100H196V96ZM199 95V96H198ZM244 95V97H242ZM263 95V96H262ZM8 97V99H5V97ZM23 96H27V98L26 97H23ZM42 96H45V97H42ZM48 96V97H47ZM141 99H139L138 97ZM147 96H149L150 98H151V100L149 99V97L148 98H146ZM154 96V97H153ZM167 96V97H166ZM175 96V97H174ZM185 96H186V98H185ZM193 96V97H192ZM246 96V97H245ZM248 96V97H247ZM250 96V97H249ZM257 97V98H255V100H254V97ZM6 97V98H7ZM17 99H16V98ZM30 97V98H29ZM31 97H32V99H31ZM41 97V100L43 101H40V98ZM46 97H47V100H46ZM50 97V98H49ZM58 99H57V98ZM64 98V100H63V98ZM65 97H66V103H65ZM125 97H126V99H125ZM153 97V98H152ZM167 99H166V98ZM182 99H181V98ZM187 97H188V99H187ZM253 97V98H252ZM259 97V98H258ZM11 98H12V100H11ZM24 100H23V99ZM35 98V99H34ZM43 98V99H42ZM54 98V99H53ZM67 98L69 99V100H67ZM81 99V101H80V99ZM83 98H84V100H83ZM94 98V99H93ZM134 98H136V99H134ZM158 101V102H156V100ZM158 98H159V100H158ZM169 98V99H168ZM177 98V99H176ZM190 98V99H189ZM192 98H194V100H195V103H194V100L192 99ZM224 98V97H223ZM230 98V99H231ZM247 100H249L248 98H251L249 101H246V99ZM49 99H51V100H49ZM78 99V100H77ZM103 99V100H102ZM144 99H145V102H143L144 101ZM147 99H148V101H147ZM166 99V100H165ZM176 99V102L174 103V100ZM192 99V100H191ZM206 99V100H205ZM229 99V98H228ZM257 99H259V101L257 100ZM262 99V100H261ZM21 100V101H20ZM26 100V101H25ZM31 100H34V101H32L31 102ZM39 100V101H38ZM56 100V101H55ZM61 100H62V102H61ZM86 100V101H85ZM95 100H97V102L95 101ZM109 100V101H108ZM116 100V101H115ZM119 102H118V101ZM126 100H127V102H126ZM138 100V101H137ZM163 100H165V101H163ZM182 100V101H181ZM184 100V101H183ZM188 100V101H187ZM204 100V101H203ZM232 100V99H231ZM231 100H226V103H228L229 104V101H231ZM243 100V101H242ZM244 100H245V103H244ZM4 101V103H2ZM18 101H19V103H18ZM32 104H34L35 102V104L34 105H32V106H30L31 105V103ZM44 101H46L47 102V104H46V102H44ZM89 101V102H88ZM102 101V102H101ZM103 101H104V103H103ZM111 101V102H110ZM121 101V102H120ZM151 101H153L154 103L152 104V102ZM169 101V102H168ZM179 101V102H178ZM198 101V102H197ZM201 101H202V104H200L201 103ZM218 101V102H217ZM258 103H257V102ZM41 102V103H40ZM50 102V103H49ZM62 104H61V103ZM67 102H68V104L69 105H67ZM78 102V103H77ZM80 102V103H79ZM116 102V103H115ZM129 102V103H128ZM137 102V104H138V106H137V104L135 105V103ZM143 105V106H145V108L142 106V108H144V111H143V109H141V106H140V103ZM147 102H148V104L149 105H147ZM151 103V106H150V103ZM155 102L157 103L156 104V106H155ZM164 103V104H161V103ZM186 102V103H185ZM194 103V105H193V103ZM197 102V103H196ZM247 102H248V105H247ZM250 102V103H249ZM254 102V103H253ZM256 102V103H255ZM261 104H260V103ZM5 103H7V104H5ZM24 103V105H22ZM38 103V104H37ZM52 103V104H51ZM56 104V106L54 105V104ZM58 103H60V104H58ZM66 105H65V104ZM75 103V104H74ZM85 103V104H84ZM89 103H90V105H89ZM98 103V105H96ZM100 103H102L101 105H100ZM108 103V104H107ZM109 103H111V105L109 104ZM120 103H122V104H120ZM129 105H128V104ZM166 103V104H165ZM170 103H173V104H176V105H173V104H171L172 105V107L171 106H168ZM179 103V104H178ZM183 104V105H181V104ZM190 103V104H189ZM203 103H204V108L202 107L203 106ZM213 103V104H212ZM225 103V102H224ZM225 103V104H226ZM231 103V102H230ZM240 103H242V105H243V103H244V105L242 106ZM3 104V105H2ZM18 104V105H17ZM23 107V106H25V107H27V108H29V110L27 109V108H25L24 109V107L22 108V109H19V107H20V105ZM30 104V105H29ZM37 104V105H36ZM42 104V105H41ZM57 104H58V106H57ZM83 106H82V105ZM95 104V105H94ZM106 104H107V106H106ZM115 104H117V105H120V107H118L117 105H115ZM127 104V105H126ZM131 104V105H130ZM132 104H134L133 106H132ZM145 104V105H144ZM158 104H159V106L160 105H162V107L160 106V107H158ZM184 104H186V105H184ZM189 104V105H188ZM192 104V105H191ZM253 104V105H252ZM4 105H6V106H4ZM9 105V106H8ZM13 105V106H12ZM15 105V106H14ZM17 105V106H16ZM27 105V106H26ZM41 105V106H40ZM47 105V106H46ZM63 105H65V106H63ZM77 107H76V106ZM100 105V107H97V106H99ZM103 105H104V107H103ZM125 105V107H123ZM152 105H154L153 106V108H152ZM165 105V106H164ZM179 105V106H178ZM191 105V106H190ZM195 105H197L198 107H199V105L201 106L200 108H196L197 106H195ZM252 105V106H251ZM257 105V106H256ZM262 105V106H261ZM19 106V107H18ZM34 106V107H33ZM61 106V107H60ZM70 106H72V107H70ZM87 106V107H86ZM93 106H94V108H93ZM96 106V107H95ZM122 106V107H121ZM128 108H127V107ZM164 106V107H163ZM167 106V108H165ZM174 106V107H173ZM194 106V109L192 108ZM230 106H231V104H230ZM241 106V107H240ZM247 106V107H246ZM248 106H250V107H248ZM254 106V107H253ZM4 107V108H3ZM10 107V108H9ZM47 107V108H46ZM52 107V108H51ZM53 107H54V109H53ZM69 109H68V108ZM77 109H76V108ZM83 107V108H82ZM89 107V108H88ZM105 107H107V108H105ZM115 107V108H114ZM117 107V108H116ZM131 107L133 108V110L131 109ZM137 107H139L138 108V111H137ZM179 109H178V108ZM183 107H184V109H183ZM189 107V108H188ZM190 107H191V109H190ZM211 107H208V108H211ZM219 107V108H218ZM229 109L231 108L232 109V107H229V106H227ZM258 107H260V108H258ZM6 108H7V110H6ZM18 108V109H17ZM45 108V109H44ZM62 108V109H61ZM80 108V109H79ZM92 108V109H91ZM97 108H98V110H97ZM101 108V109H100ZM103 108V109H102ZM105 108V109H104ZM109 108V109H108ZM122 108V109H121ZM123 108H125V109H123ZM149 108H152L153 109V111L151 110V109H149ZM157 108H159V109H157ZM169 108H170V112L171 113H167L168 111H169ZM175 108V109H174ZM242 108V109H241ZM253 108H254V111H253ZM255 108H257V109H255ZM10 109V110H9ZM28 111H27V110ZM53 111H52V110ZM57 109V110H56ZM67 109H68V111L69 112H71V113H69L68 111H67ZM71 109V110H70ZM73 109V110H72ZM86 109V110H85ZM119 110V113H118V111H115V110ZM121 109V110H120ZM127 109V110H126ZM129 109H130V111H129ZM157 109V111H155ZM161 109H163V110H161ZM173 109V110H172ZM182 109H183V111L184 110H186V111H182ZM201 109H203L202 110V112H199V111H201ZM219 109H220V112H222V114L220 113V112H218L219 111ZM224 109V110H223ZM228 109V110H229ZM252 109V110H251ZM6 110V111H5ZM19 110V111H18ZM37 110H39V111H37ZM48 110V111H47ZM49 110H51V111H49ZM66 110V112L63 114V112ZM75 110V111H74ZM80 110H82V111H80ZM93 110V111H92ZM94 110H97V111H94ZM103 110V111H102ZM112 110V111H111ZM122 110H125L126 112H128V114H131V115H134L135 113V115H134V117L133 116H129L128 114H126V112L125 111H122ZM148 110H150V112L148 111ZM159 110H160V112H159ZM167 112H166V111ZM178 110V111H177ZM190 110V111H189ZM199 110V111H198ZM207 110V111H206ZM5 111V113H3ZM11 111V112H10ZM20 111H22V112H20ZM27 112V115L25 116V117H22V116H24L25 114H26V112ZM42 111V112H41ZM43 111L45 112V113H43ZM57 111V112H56ZM61 112L60 114H59V112ZM63 111V112H62ZM99 111H101V112H99ZM109 112V114H108V112ZM156 112V114H157V117H156V114H155V112ZM162 111L164 112V113H162ZM194 111V112H193ZM196 111H198V113L196 112ZM218 113H217V112ZM223 111H224V113H223ZM25 114H24V113ZM34 112H36V113H34ZM38 112V113H37ZM47 112V113H46ZM81 112H83L85 115L83 116V113L81 114ZM89 112H90V115H89ZM96 112H97V115H96ZM114 112H116V113H114ZM122 112V113H121ZM125 114H124V113ZM135 112V113H134ZM175 114H174V113ZM178 112V113H177ZM180 112V113H179ZM212 112H213V114H212ZM216 114H215V113ZM233 112H234V114H233ZM253 112H254V114H253ZM261 112V113H260ZM11 113V114H10ZM29 113H31V114H29ZM39 113H41V114H43L44 115V120H45V122H47V123H45L44 121L43 122H37V118H36V116L39 114ZM52 113V114H51ZM74 115H73V114ZM77 113V114H76ZM81 114V115H79V114ZM99 113V114H98ZM106 113V114H105ZM111 113V114H110ZM114 113V114H113ZM144 113V114H143ZM146 113V114H145ZM154 113V114H153ZM162 113V114H161ZM167 113V114H166ZM184 113V114H183ZM188 114V116H187V114ZM191 113H192V115H194V116H192L191 115ZM202 113V114H201ZM203 113H204V115H203ZM206 113V114H205ZM209 113H211V115L209 114ZM227 113V115L228 114H230V115H226L225 116V114ZM21 114H23L22 116H21ZM47 116H46V115ZM48 114H50V115H48ZM58 114V115H57ZM68 114H71V115H68ZM108 114V115H107ZM159 114V115H158ZM161 114V115H160ZM170 114V115H169ZM180 114V115H179ZM219 114V115H218ZM220 114H221V117H220ZM257 116H256V115ZM11 115H13V117L14 118H12V116ZM15 115V116H14ZM19 115L21 116V117H19ZM57 115V116H56ZM73 115V116H72ZM87 115H88V117H87ZM97 116L96 118L99 120H96L95 119V116ZM103 115L105 116H107V118H105V117H103ZM111 115H113L114 117H113V119H112V116ZM118 115V116H117ZM122 115H124L123 117H121ZM127 117H126V116ZM137 115V116H136ZM140 115V116H139ZM142 115H145V116H142ZM148 115H150V116H148ZM152 115V116H151ZM155 115V116H154ZM168 115V116H167ZM183 115V117L181 118V116ZM198 115H199V117H198ZM205 117H203V116ZM213 115H215V116H213ZM218 115V117H216ZM222 115H224V116H222ZM232 115V116H231ZM253 115V116H252ZM259 115V116H258ZM29 116V117H28ZM74 116H75V118H74ZM99 116L100 117H102V118H99ZM110 116V117H109ZM173 118H172V117ZM185 116L188 118H185ZM198 117V119H197V117ZM201 116V117H200ZM206 116H208V117H206ZM209 116H213V120L214 121H212L211 120V117H210V119H209ZM234 116V117H233ZM10 117V118H9ZM28 118V119H25V118ZM47 117V118H46ZM84 117V119L82 120V121H80L82 118ZM116 117H121V118H125L124 120H122V122H121V118L119 119V120H117V118ZM129 117H131V118H129ZM132 117H133V119H132ZM139 117V118H138ZM150 117V118H149ZM159 117V118H158ZM161 117H162V119H161ZM164 117V118H163ZM167 117V118H166ZM175 117V118H174ZM179 117V118H178ZM192 117V118H191ZM195 117H196V119L198 120V122H197V120L195 119ZM203 117V118H202ZM216 117V118H215ZM231 117V118H230ZM250 117V118H249ZM21 118H23V119H21ZM30 118V119H29ZM33 118H35V119H33ZM109 118V120H107ZM136 118H138V119H136ZM146 118V119H145ZM170 118V121L168 120ZM172 118V119H171ZM254 118H255V120H254ZM258 118V119H257ZM262 118V119H261ZM12 119H14V121L12 122ZM31 119L33 120V121H31ZM72 119V120H71ZM76 119V120H75ZM78 119V120H77ZM80 119V120H79ZM88 119H90V120H88ZM96 121H95V120ZM102 119H103V122L105 121V119H106V121L103 123L102 122ZM111 119V120H110ZM115 119V121L113 122L112 120H114ZM128 119H130V121H128ZM132 119V120H131ZM134 119H135V123L137 124H135L136 125V128L134 129V127H135V125H134ZM140 119H142V121L143 122H140L141 120ZM156 119V120H155ZM165 119V120H164ZM175 119V120H174ZM176 119H178L177 121H176ZM182 119H183V121H182ZM185 119L188 121V120H190L189 122L190 123H188L187 121H185ZM195 120L194 121V123H193V120ZM202 119V120H201ZM207 119H209V121L207 120ZM236 119V120H235ZM258 121H257V120ZM2 120V121H1ZM27 120H28V122H27ZM36 120V121H35ZM50 120H52V118H50ZM54 120H52L51 122H50V124L49 125H52L53 123H54ZM66 120V121H65ZM95 121V123H94V121ZM117 120V121H116ZM128 121V122H126V121ZM144 120H148L147 122L146 121H144ZM153 120H155L156 122H154ZM180 120V121H179ZM199 120L201 121V123H199ZM74 121V122H73ZM78 121H79V125H78ZM92 121H93V123H92ZM109 121H111V123L114 125V126H122V123L124 124L125 122V124H127V125H129L130 124V122L131 121H133V122H131V124H133L134 125V127H133V125H130V130L131 131H129V128H126V129H128L127 131H129V132H126V129L125 130H123L122 132L124 133V131H125V133L124 134H122V132H121V130H119V132H121V133H119V132H116V133H119V134H116V133H112L113 135H114V137H113V135L110 133V131H112L113 129H110V128H112L113 127V125L110 123L109 124ZM118 121H119V123H118ZM125 121V122H124ZM150 121V122H149ZM204 121H206V122H204V124H203V122ZM210 121H212V122H210ZM7 122V121H6ZM8 122V123H9ZM33 122V123H32ZM75 122H76V124H75ZM82 122H83V124H85V128L83 127L84 125L82 124ZM85 122V123H84ZM89 122V123H88ZM144 122H146L145 124H149L148 126L146 125L145 126V124H144ZM151 122H154V124L152 123L151 124ZM162 122V123H161ZM169 122V123H168ZM170 122L172 123L173 122V124H172V126H171V124H170ZM175 122V123H174ZM179 122H181V123H179ZM215 122V123H214ZM260 122H261V124H260ZM11 123H10V126H11ZM32 123V124H31ZM34 123H36V124H34ZM52 123V124H51ZM73 125H72V124ZM91 123H92V125H91ZM98 123V124H97ZM117 123V124H116ZM141 123V124H140ZM165 123H168V126H166L165 125ZM184 123V124H183ZM186 123V124H185ZM206 123V124H205ZM209 123H211V124H209ZM7 124V123H6ZM31 124V125H30ZM42 124H45V125H43L42 126ZM81 124V125H80ZM90 126H89V125ZM95 124V125H94ZM100 124V125H99ZM139 124H140V126L141 127H143V128H140L139 129ZM144 124V125H143ZM157 124H159L158 126H157ZM163 124V125H162ZM181 124V125H180ZM189 124H191V125H189ZM235 124V125H236ZM9 125V124H8ZM30 125V126H29ZM39 127H38V126ZM69 125V126H70ZM97 125V126H96ZM108 127H107V126ZM109 125H111L110 127H109ZM127 125L125 126V125H123L122 127L123 128H125V127H127ZM143 125V126H142ZM154 125V126H153ZM161 125L163 126V127H161ZM177 125V126H176ZM183 125H186V127L185 126H183ZM188 125V126H187ZM193 125V126H192ZM195 125H198V126H195ZM208 125H210V126H208ZM211 125H213V126H211ZM28 128H27V127ZM42 126V127H41ZM89 126V127H88ZM96 126V127H95ZM102 126V127H101ZM106 126V127H105ZM137 126H138V128H137ZM152 128H151V127ZM167 128H166V127ZM169 126H171L170 127V131H169ZM193 127L192 129H188V127ZM203 126V127H202ZM206 126V128H204ZM255 126V127H254ZM263 126V127H262ZM36 129H35V128ZM86 127L88 128V130L89 131H87V129H86ZM91 127V128H90ZM101 127V128H100ZM146 127V128H145ZM148 127V128H147ZM157 127V128H156ZM160 127V128H159ZM172 127H174V128H172ZM180 127H181V129L183 130V131H181V129H180ZM200 127V128H199ZM202 127V128H201ZM208 127V128H207ZM236 127V126H235ZM259 127H261L260 129H258ZM27 128V129H26ZM39 128H40V130H39ZM94 128V129H93ZM98 128H99V130L100 129H104V130H100V133H99V130H98ZM109 128V129H108ZM164 128H165V130H164ZM194 128H199L198 130H199V133H198V130L197 129H194ZM203 128H204V130H203ZM255 128V129H254ZM26 129V130H25ZM91 129V130H90ZM148 129L149 130V132H150V129L153 131V130H156L157 129V133L156 134H154V136H149V137H151V138H154V139H149V137H148V141H149V144H150V146L153 148V147H158V145H160V143H161V145H162V147H163V151H164V149H165V153L164 154H162L163 155V157L162 158H160L159 160H162L161 162L159 161L158 163L159 164H157V166L156 167H159V168H156L155 169V171H157V170H161L162 169V173H161V171L159 170V171H157V174L155 173V171L150 175V176H155V177H157L158 176V172H160V174H159V176L157 177V178H155V177H153L154 179H156V180H154V179H152V177L151 178H149L148 176H143L142 174H140L142 171H140V169L138 168V166H134L133 164H137L138 163V159L139 158H141L142 159V157L146 154L143 150H141L139 147V144H140V142H142V140L140 141L139 139H141V137H142V139H143V137H144V135H145V132H146V134H148L147 133V131L146 130ZM173 129V130H172ZM207 129V130H206ZM208 129H209V132H208ZM212 129H214L213 130V132L211 131ZM258 129V130H257ZM86 130V131H85ZM94 130V131H93ZM95 130H98V131H95ZM136 130V131H135ZM137 130H139L140 132L138 133V131ZM160 130V131H159ZM176 130H178V131H176ZM179 130H180V132H179ZM187 131V132H185V131ZM205 130H206V132H205ZM27 131V132H26ZM90 131H92V132H90ZM104 131H106V132H104ZM162 131H165V132H162ZM175 131V132H174ZM205 133V135L202 133ZM260 131V132H259ZM85 132H86V134H85ZM88 132H89V134H88ZM94 132V133H93ZM107 132H108V134H109V138H105L104 139V137H107L108 136V134H107ZM182 132V133H181ZM214 133L212 136H210V134H207L206 135V133ZM257 132H259V133H257ZM97 135H96V134ZM105 135H107V136H103L104 134ZM128 133H129V139H128ZM143 133V134H142ZM160 133V134H159ZM162 133V134H161ZM181 133V134H180ZM190 134V133H193V134H190V135H188V134ZM195 133H197V134H200V136L203 134V136H205L204 138H203V136L202 137H200V138H198V140H196L197 139V137H196V139L194 140V137L197 135H195ZM202 133V134H201ZM28 134H29V136H28ZM84 134V135H83ZM94 134V135H93ZM100 134L103 136V139L102 140H104V144L102 143L103 141L102 140H97V138H98V135L100 136ZM142 134V135H141ZM165 134V135H164ZM170 134H171V136H170ZM175 134H177L178 135V137H177V135H174ZM61 135V136H62ZM87 135V136H86ZM90 135V136H89ZM122 135V138L120 137ZM140 135H141V137H140ZM161 135V137H163V138H161V137H159ZM169 135V136H168ZM182 135V136H181ZM192 135V136H191ZM125 136H127V137H125ZM137 137V139H136V137ZM139 136V137H138ZM158 136V137H157ZM185 136V141H183V144H181V140L179 139V138H182V137H184ZM188 136V137H187ZM198 136V135H197ZM215 136V135H214ZM23 137V139H25ZM35 137V138H34ZM58 137V139H59V141L58 140H56V137H55V139L53 140V142H52V145H53V143L57 146H61L60 148L62 149L63 148V146H64V148H67V144H66V141L65 140H63L62 139V137H59V135L57 136ZM91 137V138H90ZM93 137V138H92ZM94 137H97V138H94ZM119 137V138H118ZM125 139H124V138ZM170 137H173V140H172V138H170ZM176 137V138H175ZM193 137V138H192ZM199 137V136H198ZM36 138H38V139H36ZM67 138H70V139H67ZM118 138V139H117ZM126 138H127V140H126ZM132 138H134V139H132ZM165 138V139H164ZM169 138H170V141H168L169 140ZM178 138V139H177ZM190 138H192V140H190ZM35 139V140H34ZM88 139H91V140H88ZM110 139H113L111 142L112 143H115V141L116 140H123L124 139V142H128V140H129V142L128 143H130V145H129V148H127V149H129L128 151L126 150V146L128 145V143H126L127 145L124 147V150H120V152H119V149H116L117 151H115V152H117L116 154H115V156L117 157V155H118V157H117V159L118 160H116V165H117V167L118 168H122L123 166L122 165H124V167L122 168V170H124L125 171V167H126V171L129 169L130 170V168H133L134 170H133V173L134 174H136L137 175V171H140L138 174L139 175H142L143 176V181H144V184H143V181L141 182L140 181V184H136V185H134V188L133 187H131V189H129L128 188V190L127 189H125V190H127V192H129V191H131L130 193L131 194H129V195H131V196H129V197H132V195H133V197L135 196L136 197V192H138L137 194H139V191H140V193H141V191H142V193L140 194V195H137V197L138 198H131V201H133V199H134V201H135V203H134V201L133 202H130L129 200V202L131 203V205H133L134 206V208L136 209H134L133 208V206H131V205H129V202H128V204L126 205V203H125V206H127L126 208L128 209H126V208H124L125 206H121L122 205V203L124 204V202L121 200V199H116V201L118 200V202H120L119 200H121L122 202L121 203H116V201H114L113 203H111L110 205L108 204V208L110 209H116L117 210V208L116 207H118V206H120V208L118 209V211L117 212H119V211H121L119 214L116 212V210H115V214H117V215H115L114 217L115 218H110V217H113V215L114 214H112V216H108L109 218H107L106 220L105 219H103L104 221L102 222V221H91V220H93V219H91L90 218V216L89 215H91V217H92V214L93 215H95V213L97 212L96 211V209L98 210L99 209V206H102L103 205V203L101 204V205H99V204H97L98 202H96L95 201V199H96V197L98 198V196L99 197H101L102 198V196H100V195H102V194H108V196L109 195H111L110 193H112V192H110V193H106L104 190H101L102 188H100L99 186H94V184H93V178H92V175H93V173L92 172H90V171H92V169H93V165L92 164H94V162H95V160L97 159V154H98V152L95 154V152L97 151V150H100V148H102L103 146V148L104 149H112L113 148V144L109 141ZM155 139L157 140V142L155 141ZM162 139H163V141H162ZM176 139V140H175ZM61 140H63V141H65V143H63V141L61 142ZM81 140H82V142H81ZM88 140V141H87ZM96 140H97V142H96ZM144 140V139H143ZM179 140V141H178ZM56 143H55V142ZM91 141V142H90ZM100 141H102V142H100ZM131 141V142H130ZM134 141V142H133ZM140 141V142H139ZM150 141H152V142H150ZM158 141H160V142H158ZM165 141H166V143H165ZM174 141V142H173ZM189 142L190 144H191V142H194L193 144H191L190 145V147H191V149H190V151H188V154L189 153H191V152H193V153H191V154H189V156L191 155H193L192 157L190 156V158H189V156L187 155V157L189 158H187L186 157V161L184 162V160H182V161H175V159H176V154H178V152H180V151H182V147L186 144V142ZM37 142H38V144H37ZM57 142H59L60 144H58ZM70 142V143H71ZM81 142V143H80ZM101 144H99V143ZM111 143V145H110V143ZM123 142V141H122ZM137 142L139 143V144H137ZM155 142H156V144H155ZM164 144H163V143ZM176 142V143H175ZM178 142L181 144V145H183V146H181V148H178V147H180L179 145H178ZM184 142H185V144H184ZM196 142V143H197ZM132 143V144H131ZM154 143V144H153ZM168 143H169V145H168ZM173 143V144H172ZM189 143H187V144H189ZM13 144V145H12ZM65 144L67 145V146H65ZM82 144V145H81ZM88 144H91L92 146H93V148L95 147L96 149H93L92 148V146L91 145H88ZM177 144V145H176ZM197 144H199V143H197ZM28 147H27V146ZM30 145H32V146H30ZM51 145V146H52ZM97 145V146H96ZM99 145V146H98ZM103 145V146H102ZM110 145V146H109ZM134 145V146H133ZM156 145V146H155ZM164 145H167V147L166 146H164ZM85 146V147H84ZM130 146H132V147H130ZM138 146V147H137ZM175 146H177V147H175ZM185 146H188V145H185ZM185 146H184V148H185ZM193 146H195V148H193ZM199 146H200V144H199ZM23 147V148H22ZM25 147V148H24ZM27 147V148H26ZM40 147V146H39ZM99 147V148H98ZM106 147V148H105ZM122 147V148H123ZM128 147V146H127ZM160 147V146H159ZM162 147H161V149H162ZM31 148H33V149H31ZM52 148H55V147H53L52 146ZM64 148H63V151H64V153L66 152V154L68 153V154H70L71 153V149H70V153H69V151L67 152V151H65L64 150ZM68 148V149H69ZM89 148V149H88ZM133 149L134 150V148H137V149H135L134 151L136 152H134L133 150V152L130 150V149ZM16 149V148H15ZM31 149V150H30ZM93 149V150H92ZM103 149V150H104ZM169 149V150H168ZM177 149L179 150V149H181V150H179L178 152H177ZM55 150H58L57 148L55 149ZM60 150V149H59ZM90 150H91V153H89L90 152ZM102 150V149H101ZM175 150H176V152H175ZM193 150H195L196 151V153H195V151H193ZM142 151V153L141 154H139L140 152ZM168 151V152H167ZM198 151V152H197ZM262 151V148H260V145H257L256 146V151H254V155L252 156V158H251V165H252V167H254L255 166V164H257V163H259V160H260V152ZM17 152V153H16ZM73 152V151H72ZM127 152V153H126ZM132 152V153H131ZM170 152V153H169ZM173 152H175V154L174 155H172L173 154ZM16 153V154H15ZM75 153V152H74ZM89 153V155H87ZM121 153V154H120ZM125 153V154H124ZM129 153V154H128ZM139 155H138V154ZM19 156H18V155ZM65 154V156H69V155H66ZM72 154V153H71ZM92 154V155H91ZM97 156H95V155ZM131 154V155H130ZM91 155V156H90ZM99 155V154H98ZM125 155V156H124ZM128 155V156H127ZM130 155V156H129ZM132 155H133V157L134 158H130V157H132ZM136 155V156H135ZM196 155H197V157H196ZM87 156L89 157V158H87ZM138 156V157H137ZM140 156V157H139ZM165 156V157H164ZM169 156V157H168ZM172 156H174V157H172ZM18 157H20V158H18ZM95 157H96V159H95ZM128 157L130 158V159H128ZM137 157V158H136ZM172 157V158H171ZM25 158V159H24ZM68 158V157H67ZM91 158V159H90ZM125 160H124V159ZM136 158V159H135ZM167 158H169L168 160H167ZM19 159V160H18ZM86 159H89V162L86 160ZM134 159L135 161L137 160V162L135 163V161L132 160ZM166 159V160H165ZM190 160V159H192V160H190V161H188V160ZM253 159V160H252ZM25 161V163H24V161ZM91 160V161H90ZM120 160V161H119ZM131 160V161H130ZM170 160H172V161H170ZM255 160V161H254ZM257 160H258V162H257ZM93 161V162H92ZM122 161V162H121ZM188 161V162H187ZM254 161V162H253ZM120 162V163H119ZM130 162V163H129ZM134 162V163H133ZM167 162H169V163H167ZM187 162V163H186ZM17 163H18V165H20V166H18L17 165ZM29 163V162H28ZM88 163H89V165H88ZM91 163V164H90ZM128 163H129V165H128ZM132 163V164H131ZM26 164V165H25ZM121 164V165H120ZM125 164H126V166H125ZM169 164V165H168ZM188 165L187 167H189L188 169H186V172H187V170L189 171L190 169H194L193 171H190L188 174L186 173H184L185 172V165ZM77 165V164H76ZM77 165V166H78ZM86 167H84V166ZM120 165V166H119ZM129 167H128V166ZM130 165H132V166H130ZM159 165V166H158ZM173 167V165H174V168H172L171 166ZM17 166V167H16ZM25 166V167H24ZM89 166V167H88ZM162 166V167H161ZM80 167H83V169L82 168H80ZM195 167V166H194ZM12 168V169H11ZM17 168H19V169H17ZM24 168V169H23ZM92 168V169H91ZM168 168V170H166ZM17 169V170H16ZM75 169V170H74ZM89 169V170H88ZM19 170H21L20 172H19ZM22 170H24V172L22 171ZM163 170H165V171H163ZM172 170V171H171ZM125 171V172H126ZM17 172V173H16ZM78 172V171H77ZM20 175H19V174ZM42 173V174H41ZM40 174L42 175H40V174H38V175H36V176H34L32 179H33V181L34 182H37L38 180H35V179H42L43 180V178H45L44 177V172H41ZM64 173H67V172H64ZM63 173V174H64ZM74 173V172H73ZM143 173V172H142ZM18 174V175H17ZM46 174V173H45ZM187 175V177L185 176V175ZM4 175V176H3ZM16 175H17V177H20V178H14V177H16ZM61 175H62V173H61ZM157 175V176H156ZM161 175V176H160ZM167 175V174H166ZM46 176V175H45ZM3 177V178H2ZM39 177V178H38ZM41 177H43V178H41ZM60 177V176H59ZM10 178V179H9ZM11 178H13V179H15L16 181H12L13 179H11ZM92 178V179H91ZM145 178V179H144ZM186 178V179H185ZM39 179V180H40ZM89 179H91V180H89ZM146 179H150V181L149 182H145V180ZM151 180H152V182H151ZM41 181V180H40ZM85 181H87L86 182V185H85ZM88 181H91V182H88ZM146 181H148V180H146ZM7 182H8V184H7ZM184 182H182V184H183V186L181 185L180 187V189L182 190H180V192L182 193L183 191H185V183ZM16 183V184H15ZM92 183V184H91ZM139 183V182H138ZM141 183L143 184V185H145L146 184V187L145 186H143V185H141ZM1 185H2V187L4 186V183L3 182H1L0 183V188H1ZM11 185H9V187L11 186ZM85 185V186H84ZM142 186V188L143 187H145V188H148L147 190H150V191H147V190H145V188H143V190H145V191H143L142 190V188L141 187H139V186ZM147 185H149L148 187H147ZM11 186V187H12ZM86 186H87V188L89 187V190L86 188ZM139 187L138 189L136 188V187ZM91 187V188H90ZM95 188V190L93 189V188ZM90 189H92V190H90ZM141 189V190H140ZM100 192H99V191ZM93 191H95V192H93ZM102 191V192H101ZM103 191L105 192V193H103ZM118 191V192H117ZM132 191H134V194H133V192ZM136 191V192H135ZM90 192V193H89ZM115 192V191H114ZM116 192H117V195H118V193L119 192H121V194L123 193V192H125L124 191V189H123V192H122V189L121 190H116ZM126 192V193H127ZM145 194H144V193ZM148 192H150V194H152V195H150ZM101 193V194H100ZM122 194V195H127V194ZM146 193H148L147 195H146ZM191 193V192H190ZM114 194V193H113ZM112 194V195H113ZM120 194V193H119ZM146 195V196H144V195ZM154 194V195H153ZM158 194V193H157ZM98 195V196H97ZM106 195H105V197H106ZM142 195V196H141ZM155 196V197H152V198H150V197H147V196ZM128 196V195H127ZM126 196V197H127ZM141 196V197H140ZM104 197V196H103ZM129 197H127V198H129ZM145 197H147L146 199H144ZM144 199L143 201L141 200V199ZM94 199V200H93ZM92 200V201H91ZM91 202H93L92 204H91ZM143 204H142V203ZM172 202V201H171ZM169 203V204H171L172 205V203ZM94 204V205H93ZM97 204V205H96ZM118 204V205H117ZM141 204V205H140ZM91 205L93 206V208L91 207ZM116 206V207H114V206ZM136 205V206H135ZM138 205V206H137ZM169 206V208L170 209H172L173 210V205L172 206ZM42 206H44L45 207V203L42 205ZM42 206H39V207H37L36 208V210H34V211H37V210H41V208H42ZM82 206V207H81ZM89 206V207H88ZM96 206V207H95ZM110 206V207H109ZM128 206H131V207H128ZM262 206H264V205H262ZM1 207V206H0ZM43 207V208H44ZM83 209V211H82V209ZM98 207V208H97ZM122 207V208H121ZM146 207V206H145ZM242 207L243 206H238V207H236V208H233V210H231L227 215H226V217L224 216V217H222V218H220V222L218 221V224H216V225H214L215 227H217L216 229H218V231L222 228L221 226L222 225H226L227 224V226L229 225V223H230V225H229V227L230 226H236V224L237 223H239V222H241V224H243L244 223V221H245V219H248L247 221L248 222H250V220L252 219L251 217L253 216H256L255 214H251V213H253V212H251L250 210L248 211L247 210V212H250V214L249 213H247V215H245L244 217V220H241V221H239V219H243V217H239L238 218V216H239V214H240V212L242 211ZM248 207V206H247ZM245 208V207H243V208H245V209H248V208ZM43 208H42V210H43ZM46 208V207H45ZM138 208V209H137ZM264 207H261L260 208V211H262V210H264L263 209ZM80 209V210H79ZM84 209H85V211H87V212H85L84 211ZM89 209V210H88ZM92 209H94V210H92ZM120 209H123V212H122V210H120ZM126 209V210H125ZM169 209V211H171ZM262 209V210H261ZM45 210V209H44ZM43 210V211H44ZM131 210V211H130ZM133 210V211H132ZM143 210H139V212L140 211H142V212H144ZM239 210H240V212H239ZM244 210V209H243ZM78 211H79V213H78ZM90 213H89V212ZM92 211V212H91ZM94 211H96V212H94ZM128 211H129V214H128ZM9 212V213H8ZM15 213V211H7V212H5V217L7 216V217H11L12 215L14 216V213ZM38 212H40V211H38ZM81 212H82V214H81ZM84 212V213H83ZM146 213H147V211H145ZM263 213H264V211H262ZM34 214L35 213H37V212H33ZM133 213V214H134ZM38 214V213H37ZM71 214H72V216L73 215H75L73 218L71 217ZM9 215V216H8ZM16 215H17V213H16ZM118 215H119V217H118ZM123 215V216H122ZM128 215V216H127ZM231 215V216H230ZM249 215V216H248ZM250 215H252L251 217H250ZM12 216V217H13ZM68 216V217H69ZM131 216H132V214H131ZM246 216H248V217H246ZM1 217V216H0ZM118 217V218H117ZM121 217H124V218H121ZM237 217V218H236ZM78 218H77V220H78ZM90 218V219H89ZM120 218V219H119ZM126 218H125V220H126ZM190 218V219H189ZM226 218V219H225ZM235 218V219H234ZM251 218V219H250ZM186 219H187V221H186ZM192 218H191V216H187L184 220L186 221V222H188V220L191 222L192 220H191ZM223 219V220H222ZM228 219V220H227ZM233 219H234V221H233ZM238 219V220H237ZM254 219V218H253ZM34 220V219H33ZM76 220V221H77ZM117 221V223H114V221ZM118 220H119V222H118ZM124 220V221H125ZM183 220V221H184ZM224 220H225V222H228V223H225L224 222ZM238 221V222H236V221ZM75 221V220H74ZM91 221V222H90ZM110 221V222H109ZM111 221H112V223H111ZM115 221V222H116ZM247 221H245V223H247ZM252 221V220H251ZM93 222V223H92ZM100 222H102V223H100ZM104 222H105V224H107V225H105L104 224ZM108 222V223H107ZM234 222H236V223H234ZM220 223V224H219ZM225 223V224H224ZM233 223V224H232ZM103 224V225H102ZM114 224V225H113ZM235 224V225H234ZM29 225H31V223L29 224ZM29 225H27V232H28V229H29ZM94 225V226H93ZM113 225V226H112ZM239 226H240V223L238 224ZM236 226V227H234V229H237V228H239V226ZM102 226V227H101ZM223 226V227H224ZM94 229H93V228ZM95 227H97L96 229H95ZM101 227V228H100ZM107 227V228H106ZM122 227V226H121ZM149 229H151V226H147ZM106 228V229H105ZM220 228V229H219ZM231 228H233V227H231ZM25 229V230H26ZM90 229H92V230H90ZM101 231V233H103L102 235L100 234V231ZM104 229V230H103ZM112 229L110 230V231H112ZM137 228H135V230H136ZM214 230L212 231V232H214L216 229L215 228H213ZM74 230V229H73ZM129 229H125V233H126V231H128ZM132 230V229H131ZM135 230H133L134 232H136ZM253 230H254V228H253ZM98 231V232H97ZM217 231V230H216ZM216 231L214 232V233H211V232H209L208 234H206L207 232H205V234H203V232H201V230H200V232L198 231H195L194 233H193V236L195 237V238H193V240L195 241L194 243H197V244H195V245H193L194 247H195V249L196 248H200V249H198L197 250V252L196 251H194V252H192V253H190L191 255L194 253H198V251L199 250H203L202 251V253L199 251V253L198 254H200V255H198L197 254V258L195 257L196 256V254L195 255H192V256H194L195 257V259H197L198 261H200V262H198L197 260H196V264H204L203 263V261L207 258V253L209 254V250H208V248L210 249V250H212V246L211 245H213V243H214V238H216V237H214V236H216ZM255 231H256V229L254 230V232L253 233H255ZM74 232H76V231H73V233H72V231H71V234H75ZM104 232L106 233V234H104ZM109 233V235H108V233ZM129 232H130V230H129ZM129 232H127V234L126 235H129ZM133 232V233H134ZM70 233V232H69ZM91 233V234H90ZM132 233V234H133ZM198 233H200V234H198ZM211 233V234H210ZM93 234V235H92ZM100 236H99V235ZM195 234V235H194ZM214 236H213V235ZM90 235V236H89ZM108 235V236H107ZM204 237H202V236ZM236 235V234H235ZM17 236L20 238V235L19 234H17ZM17 236L15 235V236H12V238L16 241V242H18L17 244H16V242L14 243V241H13V239L12 238H10L12 241H13V244L15 245L13 248H15L16 250H14L13 248H10L9 250H8V254H14V252H15V256L17 257V255H18V257L20 256L21 257V259H23V258H25V257H22L21 256V254H18L19 253V250H18V247L16 248V245L17 246H19V240H18V238H17ZM71 236V235H70ZM87 236H89V237H87ZM92 236V237H91ZM99 236V237H98ZM103 236H106V237H104L103 238ZM192 236V237H193ZM213 236V237H212ZM239 236V237H238ZM17 238V240H16V238ZM97 237V238H96ZM108 237V238H107ZM199 237V238H198ZM211 237H212V239H211ZM238 237V238H237ZM5 239H7V238H9V237H4ZM4 238H2V236H1V239L2 240H4ZM93 238V239H92ZM95 238V239H94ZM209 238V239H208ZM232 238H234V240L235 241H239L240 239H241V241H239L240 243H243L242 241H243V238H241L240 237V235H236V237L235 236H233ZM108 239V240H107ZM201 239V240H200ZM239 239V240H238ZM90 240H91V243H90ZM93 240H94V243H93ZM108 242H110V243H108ZM206 240H207V242H206ZM113 241V242H112ZM197 241V242H196ZM201 241H202V244L203 243H206V244H203V245H205V247L201 244ZM213 243H212V242ZM199 242V243H198ZM211 242V243H210ZM100 243V244H99ZM112 243H114V244H112ZM155 243V242H154ZM207 243H209V244H207ZM239 243V244H240ZM94 244V245H93ZM112 244V245H111ZM199 244V245H198ZM92 245V246H91ZM109 245V246H108ZM114 245V246H115ZM158 245V244H157ZM160 245V244H159ZM196 245H198V247L196 246ZM90 246V247H89ZM99 247V249L97 248V247ZM101 246H103V248L101 247ZM156 246V245H155ZM214 246V245H213ZM95 248V249H93V248ZM162 247V246H161ZM203 249H202V248ZM85 248V249H84ZM130 248H132L131 246H130ZM129 248V249H130ZM206 250H205V249ZM256 249H257V246L255 247ZM254 248V250L252 251L253 253L254 252H256L255 249ZM105 249V250H104ZM127 250V249H125L124 250V252L127 250L128 252H118L117 253V255L113 258V260H115V261H112V263L113 264H115V263H117L116 261H121L122 259H120V258H122L123 257V253H124V256L127 258V257H129L128 256V254L130 255V251H131V253L133 252V250L134 249H130V250ZM214 249V248H213ZM18 250V251H17ZM78 250V249H77ZM108 250V249H107ZM188 250V249H187ZM186 250V251H187ZM207 251V252H205V251ZM123 251V250H122ZM190 251V249L187 251V252H189ZM209 251V252H208ZM98 254H97V253ZM251 252V253H252ZM257 252L259 253L260 251H258L257 250ZM103 253V254H102ZM119 253H120V256H119ZM128 253V254H127ZM135 253V251L133 252V254ZM204 253H206V255L204 254ZM5 254H7V252L5 253ZM126 254V255H125ZM133 254H131V255H133ZM204 254V255H203ZM255 254H256V256H257V253H254V255L253 254H249L251 257H254L255 256ZM90 255H92L93 256V258H94V260H93V258H91L90 257ZM130 255V256H131ZM264 254H261V252L259 253V255L256 257H254V259L253 258H251V259H253V261H255V263L254 264H256V262H257V264H258V262H259V260H258V258L260 259V260H262V261H260V263L262 264L263 263V261H264V257L261 259V257L263 256ZM98 256V257H97ZM102 256V257H101ZM142 256V255H141ZM141 256H139L138 258H143V257H141ZM199 256H201L200 257V259H199ZM17 257V258H18ZM116 257H118V260H117V258ZM202 257H206L204 260L202 259ZM16 258V259H17ZM27 258H29V260L31 259V260H33L32 259V257H30V256H26V258L25 259H27ZM126 258H124L123 257V260L124 259H126ZM138 258H137V264H139V263H144V258L143 259H139V260H143L142 262L141 261H139L138 260ZM19 260V263H20V258L19 259H17V261ZM30 260V261H31ZM89 260H91V261H89ZM96 260V261H95ZM99 260V261H98ZM26 261V260H25ZM29 261V262H30ZM120 261H119V263H120ZM155 261H157V260H155ZM154 261V264H159L158 263V261H157V263ZM201 261H202V263H201ZM215 261H220V262H218V263H220V264H224V261H223V258L222 257H219V259H215ZM214 261V262H215ZM223 261V262H222ZM21 262H24L23 260H21ZM28 262V261H27ZM27 262H24L25 264L27 263ZM98 262V263H97ZM198 262V263H197ZM216 262V263H217ZM23 263V264H24ZM190 263V262H189ZM188 262L186 263V264H189ZM213 262H210V264H212ZM216 263H213V264H216ZM217 263V264H218ZM259 263V264H260ZM11 264H14V263H11ZM22 264V263H21ZM27 264H32V263H27ZM118 264V263H117ZM152 264V263H151ZM194 264V263H193ZM207 264H209V262L207 263Z\"/></svg>",
  "mask_w": 264,
  "mask_h": 264
}]
</instances>
